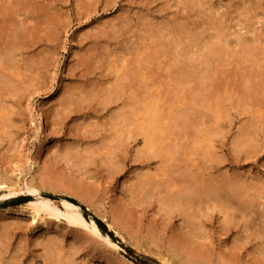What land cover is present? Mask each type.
Wrapping results in <instances>:
<instances>
[{
	"label": "rangeland",
	"instance_id": "obj_1",
	"mask_svg": "<svg viewBox=\"0 0 264 264\" xmlns=\"http://www.w3.org/2000/svg\"><path fill=\"white\" fill-rule=\"evenodd\" d=\"M8 1V2H7ZM13 1H15V2H13V5L11 4V2H12V0H10V3H9V0H0V19L2 20V21H0V29L1 30H3V32H2V34H0V52H1V50L3 49V47H4V43H2L1 44V42H5L6 40H9V37H7V36H11V35H13L14 33H16V35L17 36H19L18 38H17V42L18 41H21L22 43H24V45L23 44H20L19 43V45H17L16 47H15V49H16V51H15V53H13L12 55L14 56L17 52V54L13 57V62H16L14 65H12V66H10V71H12V68H15L12 72H17L18 74L16 75V78H15V76H14V79L17 81L20 77H19V75L21 76L22 75V78H23V75L25 76V79L27 80V79H31V80H29V82L28 81H26V80H24V78L22 79V78H20V79H22L21 81L24 83V84H22V82L19 84V88H24L25 86L27 87H25L24 88V90H22V91H20V92H18V96L17 95H13V96H11V97H9V99L8 100H3V101H7V102H2L3 104H5L6 105V108H5V105H4V107L1 105L2 103H0V115L1 114H3V113H6V114H8L9 113V117H8V121L7 122H4V123H6V124H4V125H2L3 123L2 122H0V125L2 126H0V174L2 175V173L1 172H3L4 173V175H6V174H8V175H6V177L8 178V179H12V178H14V179H12L11 181H10V184L9 185H12L11 187H20L21 185H23V183L25 184V183H28V181H30V180H32L33 181V183H35L36 184V187H37V185H40V186H38V188H39V195L41 194L42 195V197H45V198H49V199H51V200H54V201H56V204H57V201H59L60 199H65L66 198V200L67 199H73L74 201H76V204L78 205V206H80V211H81V213L83 214V213H85L83 216L84 217H86V219H93L94 221L95 220H98L100 223H102L103 224V226H104V228H102V229H100V231L102 232V233H106V234H108V236L110 237V239L113 241V242H115L117 245H118V249H113L112 247H110V246H107V245H105L104 243H102V241H99V240H97V242H96V239H92L90 236H88L87 238H83V236L85 235V233H84V231H82L81 229H78V228H75V227H72L71 225H68L67 223H66V220L63 218V217H58L57 219L56 218H53V217H49L48 215H42V214H40V215H42L41 216V218H40V215H39V217L37 218V217H35L34 219H32V216H31V213H30V211L31 210H29V207L27 206V203H28V201L29 200H33L34 198H36V196H28V195H24L23 193L22 194H19L18 195V199L16 198V199H14V196H4V197H1V196H3V194H5L7 191H6V189L5 188H0V229H1V227H2V224H1V222L4 220V219H6L7 217L9 218V219H11L10 221H13L11 224L12 225H10V227H12V228H9V230H11L10 231V233H8V238L6 239V245H7V254H6V258H8L9 256H11L12 254H9V252L11 253V249L15 246H17V248L19 249V248H24V246L26 247V253H25V256H23V257H17L18 259L20 258L21 259V264H39V263H41V264H43L44 263V261H43V258H42V252L44 251V249H43V247L45 248V246L47 245V243L48 244H50L51 243V241L52 242H54L55 241V239H56V243H55V245H58V248L57 249H59V251H57L58 253L56 254L55 252H54V254H53V257H51V258H49L50 260H52V259H55V257L54 256H56V259L55 260H57L58 261V259H59V261L58 262H63L64 261V259L67 261V263L68 264H108L107 263V260L109 261V264H186V262H183L184 261V259H185V261H186V259L188 258V263L187 264H228V263H230V264H252L253 262H256V261H258V260H260L261 259V261H263V263H264V260H263V258H264V255H263V252L262 251H264V234L262 233V231L264 232V225H263V223H264V215H261V213L262 212H264V195H263V191H262V188L264 187V144L262 143L264 140V127H262V126H264V122H262V121H264V116H263V111H264V102H263V104L262 103H260L259 101H255V100H253V99H249L248 98V95H246V94H244L243 95V91H242V88H244L245 86L244 85H242L243 84V78H241L242 80H239L240 79V76H244L243 75V69H241V68H243L244 66H243V64H241L242 66H240V64L238 63L240 60H239V55H234V56H232V57H234L233 59H232V57L231 56H229V58H227V57H225V55H224V58L221 60L222 62H220V61H218L216 58H213V57H210L209 58V56H211L210 54H208V51L209 50H211L210 48H212V49H215L214 47V45L213 44H215L216 46H218L219 44L218 43H223V40H221L222 38H223V36L225 37L226 35V33H228V36H226L227 38L228 37H232L233 38V36H234V38H236V36H237V38L236 39H231V37H230V39H228L229 40V46H230V48H226V46H224V44L223 45H221L220 46V51H224L225 49H231V48H234V47H232V44H233V46H235L236 44H234V42H236L237 40H238V37H241V35L242 34H245L246 32V34H245V36L247 35V37H248V39L250 38V36L253 38V37H255L256 38V34H261V35H258V37H260V36H262V34H263V36H264V1L263 0H245V2L243 1V0H233L232 2H231V0H209L208 2L207 1H203V0H192V1H190V0H185L186 2H184V0H152V2H151V0H139V2H141V4L140 3H137L138 2V0H27L26 2H25V0H13ZM19 1H22V2H19ZM38 1H40V2H38ZM47 1H49V4H47L48 2ZM136 3H135V2ZM154 1V2H153ZM161 1V2H160ZM170 1V2H169ZM172 1V2H171ZM175 1V2H174ZM182 1V2H181ZM190 1V2H189ZM207 2V4L206 5H204V6H202V4L201 3H203V2ZM210 1H211V3H210ZM261 3V5H260V3ZM263 3H262V2ZM18 2V3H17ZM38 2V3H37ZM53 2H54V4L56 3V5H54L53 4ZM134 2V3H133ZM146 2V3H145ZM157 2V3H156ZM188 2V3H187ZM192 2V3H191ZM199 2H201V3H199ZM254 2V3H253ZM256 2V3H255ZM3 3V4H2ZM11 4L10 6H12L11 8L9 7V6H7V5H9V4ZM29 4L30 6H28L27 4ZM31 3V4H30ZM34 3H36L37 5L35 6V4ZM42 3V6L40 5ZM52 3V4H51ZM143 3H144V5L145 6H148L147 8L143 5ZM149 3H151V5L149 4ZM155 3V4H154ZM168 3V4H167ZM174 3H176V4H174ZM182 3H184V4H182ZM191 3V4H190ZM231 3H234V4H237L236 6H237V8H236V6L234 5V4H231ZM239 3H242V4H239ZM244 3V4H243ZM248 3V4H247ZM250 3H251V9H250ZM24 4V5H23ZM26 4V5H25ZM32 4L34 5V7L36 8H33V10H34V12L32 11ZM45 4V5H44ZM139 4V5H138ZM153 4H154V6H153ZM164 4H165V6H164ZM170 4V5H169ZM174 4V5H173ZM180 4H182L181 5V9L180 8H178V6H180ZM194 4H196V5H194ZM201 4V5H200ZM204 4V3H203ZM213 4H214V9L213 8H211L212 6H213ZM247 4V7L245 6ZM252 4H254V5H252ZM16 5H18L19 7H17ZM48 5L50 6V7H52L51 9H50V11L52 10L53 11V8H54V10H55V13H53L52 11V13L50 12L49 13V8L50 7H48ZM167 5H169V6H167ZM192 7H190V6ZM212 5V6H211ZM231 5V6H230ZM238 5L239 6H243V13H242V9H241V7H238ZM258 5V6H257ZM261 7H260V6ZM20 6H21V8H20ZM24 8H23V7ZM26 6V7H25ZM40 6H41V8L43 9L44 7H47V10H48V12H47V10L45 11V13H43L44 12V10H43V12H42V9L40 8ZM44 6V7H43ZM55 6H57L56 8H55ZM84 6V7H83ZM159 6V7H158ZM167 6V7H166ZM174 6H177V7H175V8H173ZM187 8H186V7ZM255 6V7H254ZM2 7H3V9H2ZM6 9H8V10H6L5 11V8ZM9 7V8H8ZM152 7V8H151ZM165 7V8H164ZM168 7H169V9H168ZM188 7L192 10V11H190L189 9H188ZM197 7H199L198 9L200 10H198L197 9ZM209 7V8H211V9H208L207 10V8ZM246 7V8H245ZM263 7V8H262ZM31 8V9H30ZM41 10H39V9ZM177 8V9H176ZM186 8V9H185ZM236 8V9H235ZM253 8V9H252ZM260 8V10H258V11H256L257 9H259ZM11 9H13L12 11H10ZM17 9H18V11H17ZM21 9H24V10H21ZM154 9H156V10H158V11H156V10H154ZM161 9H163V10H165V11H162ZM171 9V10H170ZM229 9V10H228ZM241 9V10H240ZM256 9V10H255ZM15 10V11H14ZM28 11V14L26 13L25 14V11ZM143 10V11H142ZM147 10V11H146ZM180 10H183V11H180ZM196 10V11H195ZM203 10V11H202ZM209 10H211V11H213L212 13H211V11H210V13L208 14H206V16H204L205 15V13L206 12H208ZM248 10V11H247ZM249 10H251V11H249ZM262 10H263V12H262ZM10 11V12H9ZM17 11V12H16ZM33 12V14H37L38 13V15H40V16H38V15H36L35 14V16L32 14V13H29V12ZM56 11H57V13H56ZM159 11H161V13L159 12ZM171 11V12H170ZM193 11H195V14H194V12ZM216 11H218V14L216 13ZM241 11V12H240ZM248 12V13H246V12ZM6 12H8V14H6ZM12 12V13H11ZM19 12H20V14H19ZM47 12V13H46ZM123 12V14L122 15H124L123 16V18L122 17H120L121 16V13ZM125 12V13H124ZM149 12V13H148ZM153 12V13H152ZM156 14H155V13ZM166 12H167V14H166ZM169 12H170V14H169ZM187 12V13H186ZM204 14H203V13ZM224 12V13H223ZM227 12H229V13H227ZM231 12V13H230ZM253 12V13H252ZM255 12H258V13H256V15H255ZM17 15H16V14ZM42 13V14H41ZM137 13H139L138 14V16L136 15ZM183 13V14H182ZM185 13V14H184ZM200 13V14H199ZM239 13V14H238ZM242 13V14H241ZM261 13V14H260ZM12 14V15H11ZM19 14V15H18ZM43 14H44V17L45 18H43ZM131 16H130V15ZM150 14V15H149ZM162 14V15H161ZM179 14H180V16H179ZM186 14H188V15H186ZM202 14H203V19H206V20H204L203 22H202ZM213 15V16H209V15ZM222 14V15H221ZM249 14V15H248ZM251 14H252V17L253 18H255V19H253L252 17H251ZM258 14V15H257ZM24 17V18H26V20L25 19H20V18H18L19 16L20 17H22V16ZM46 15H48V16H46ZM49 15H51V16H49ZM133 15V16H132ZM137 17H136V16ZM140 15V16H139ZM164 15V16H163ZM193 15V18L191 17V16ZM251 17L250 19L252 20H249V17ZM18 16V17H17ZM38 16V17H37ZM53 16H55V17H53ZM117 16H119V17H117ZM127 16H128V20L130 21V22H128L127 20H125L126 18H127ZM154 16V17H153ZM162 16V17H161ZM183 16V17H182ZM214 16H216V17H214ZM219 16H220V19H219ZM225 16V17H224ZM245 16V17H244ZM260 16V17H259ZM15 17V18H14ZM22 17V18H23ZM48 17H49V19H48ZM124 17H125V19H124ZM136 17V18H135ZM149 17H150V19H149ZM175 17H177V18H175ZM198 17V18H197ZM205 17H209V21L210 20H212V22H214L215 21V23H208L207 22V18H205ZM210 17H211V19H210ZM212 17H214V18H216L215 20L214 19H212ZM243 18V20H244V22H243V20H242V18ZM14 18V19H13ZM52 18V19H51ZM153 18V19H152ZM183 18H185V19H183ZM187 18V19H186ZM189 18H191V19H189ZM239 18V19H238ZM257 18L259 19V22H258V20H257ZM28 19H30L29 21H28ZM57 19V20H56ZM124 19V21H122ZM136 19H138V20H136ZM144 19V20H143ZM148 19V20H147ZM165 20V22L163 21V20ZM168 19V20H167ZM174 19V20H173ZM177 19V20H176ZM181 19H182V22H181ZM200 19V20H199ZM218 19V20H217ZM225 19V20H224ZM246 19H248V20H246ZM44 20H46V22H44ZM114 20H115V22H114ZM122 22H120V21ZM140 20V21H139ZM146 20V24L144 23V21ZM158 20H159V22H161V23H159L158 22ZM172 20V21H171ZM189 20V21H188ZM198 20V21H197ZM219 20H221V21H219ZM224 20V21H223ZM253 20H256L257 21V24H256V22L255 21H253ZM9 21V22H8ZM11 21V22H10ZM15 22L16 23V25H15V23H13V22ZM24 21V22H23ZM34 21H35V23H37V24H34ZM43 21V22H42ZM50 23V24H52V26H49L47 23L48 22ZM51 21V22H50ZM55 21H57L56 22V24H55ZM117 21H119L120 23H118ZM139 21V22H138ZM148 21V22H147ZM168 21V22H167ZM175 21V22H174ZM192 21V22H191ZM238 21H239V23H238ZM248 21H251V23L250 22H248ZM260 21H262V22H260ZM18 22H19V25H18ZM26 22V23H25ZM116 22H117V24H116ZM128 22V23H127ZM133 22H134V24H133ZM141 22V23H140ZM151 22L152 23H154V24H151ZM183 23V24H181V23ZM203 23V25L204 26H202V23ZM207 22V23H206ZM217 22V23H216ZM220 23V25H221V27H220V25H219V23ZM226 23V25H225V23ZM28 23V24H27ZM46 23V24H45ZM109 23V24H108ZM132 23V24H131ZM138 23V24H137ZM147 23H148V25H147ZM168 23V24H167ZM169 23H171V24H173V28H171V24H169ZM198 23L200 24V25H198ZM206 24V26H205V24ZM222 23H224V25H222ZM254 23V24H253ZM259 23V24H258ZM261 23H263V25H261ZM11 24H12V26H13V24H14V27H12L11 28ZM54 24V25H53ZM58 24V25H57ZM110 24H112V25H110ZM158 24V25H157ZM174 24H175V26H174ZM186 24V25H185ZM196 24V25H195ZM207 24H209V26L207 25ZM216 24H218L217 26H218V28L219 29H221V30H219V29H216L215 30V28H217V26H216ZM227 24L229 25V26H227ZM249 24V25H248ZM250 24H251V26H250ZM46 25H47V27H46ZM122 25V26H121ZM140 25V26H139ZM155 25H157V28H154L155 27ZM167 25V26H166ZM210 25H212V26H210ZM243 28H241L240 26ZM243 25H245L244 27H243ZM248 25V26H247ZM253 25H256L255 27H257L256 29H255V27L253 26ZM3 26V27H2ZM5 26H6V29H5ZM7 26H9V27H7ZM18 26H20V27H18ZM24 26V28H22L21 29V27H23ZM26 26H28L29 28V31L28 30H26ZM32 26V27H31ZM40 26H42V27H40ZM57 26H58V28H57ZM108 26H110V27H108ZM111 26H113V29H112V27ZM125 26H128V27H125ZM137 26V27H136ZM145 26H149L148 28L147 27H145ZM164 26L165 27H167V28H164ZM186 26V27H185ZM198 26H199V29H203L202 31L200 30L199 31V29H198ZM203 28H202V27ZM208 26V27H207ZM254 27V28H252V30L254 29V31L255 32H252V34H251V28L250 27ZM261 26H263V28L261 27ZM26 27V28H25ZM38 27H40V29H41V34L39 33V31H38ZM44 27V28H43ZM49 27V28H48ZM122 27V28H121ZM136 27V28H135ZM145 27V28H144ZM151 27V28H150ZM161 27V28H160ZM170 27V28H169ZM176 27H178V29H176ZM192 27V28H191ZM195 27V28H194ZM201 27V28H200ZM207 27V28H206ZM214 28L213 30H211V31H213L212 33L210 32L209 33V35H207L205 32L207 31V33L209 32V30L211 29V28ZM223 27H225V28H223ZM240 27V28H239ZM248 27V28H247ZM34 30H33V29ZM37 30H36V29ZM43 28V29H42ZM110 28V29H109ZM117 28H120V30L119 29H117ZM134 28H135V30L137 31V33L139 34V38H138V34L136 33V31L134 30ZM148 30H147V29ZM154 28V29H153ZM185 28V29H184ZM208 28H210V29H208ZM228 28V29H227ZM239 28V29H238ZM5 29V30H4ZM9 29V31H7ZM15 29V30H14ZM22 30V31H20V30ZM24 29V30H23ZM51 29H52V31H51ZM57 30L56 32L54 31V30ZM98 29L100 30V32L98 31ZM105 29H108V31H106ZM112 29V30H111ZM121 29H123L122 31L123 32H121ZM124 29H127V30H124ZM156 29H158V30H156ZM164 29V30H163ZM167 29V30H166ZM170 29V30H169ZM187 29V30H186ZM195 29V30H194ZM197 29H198V31H199V33L197 32ZM223 29V30H222ZM226 29L227 30H229L228 32L226 31ZM245 29H247V31L245 32L244 30ZM249 29V30H248ZM263 30V32L261 31H259V30ZM1 30H0V33H1ZM33 30V31H32ZM46 30V31H45ZM117 30H119L118 32H117ZM139 30V31H138ZM144 30H146L147 31V33H143V31ZM164 32H163V31ZM179 30V31H178ZM182 30V31H181ZM193 30V31H192ZM239 30V31H238ZM21 32V34L22 33H24V34H22V36L24 37H22L21 36V34L19 33V32ZM35 31H36V34H35ZM42 31H43V35L45 36H43L42 35ZM47 31H48V33H47ZM105 31V32H104ZM112 31H115V32H112ZM126 31V32H125ZM133 31V32H132ZM152 31V32H151ZM165 31H166V34H165ZM168 31H170L169 33H168ZM175 31V32H174ZM194 31H196V33L194 32ZM218 31H220L219 32V36H220V38H217V34H218ZM222 31V32H221ZM239 32V34L237 33V32ZM257 31H259V33H257ZM11 34H10V33ZM32 32V33H31ZM33 32H34V34H33ZM38 32V33H37ZM46 32V33H45ZM56 34H55V33ZM96 32V33H95ZM98 32V33H97ZM110 32V33H109ZM125 32V33H124ZM129 32V33H128ZM135 32V33H134ZM155 33L154 35H150L149 36V34L148 33ZM162 32H163V34H165L166 36L168 35V34H170V35H168V37H166L165 35H163L162 34ZM179 32V33H178ZM185 34H184V33ZM187 32V33H186ZM214 32H216V33H214ZM234 32H235V35H234ZM4 33V34H3ZM9 33V34H8ZM19 33V34H18ZM29 33V34H28ZM92 33V34H91ZM113 33L114 34H116L115 36L113 35ZM132 33V35H130ZM134 33V34H133ZM168 33V34H167ZM199 34L198 36L197 35H194V36H192L193 34ZM205 33V34H204ZM221 33V34H220ZM224 33V34H223ZM233 33V34H232ZM52 34H54V36L52 35ZM98 34H99V38H98ZM102 34V35H101ZM109 36V38H108V36ZM179 35L178 37H177V35ZM187 34V35H186ZM190 34V35H189ZM201 34L203 35V36H201ZM213 34V35H212ZM250 34V35H249ZM255 34V35H254ZM2 35H3V37H2ZM48 35L49 36H51L50 38L48 37ZM56 35V36H55ZM84 35V36H83ZM90 35H95L94 37H92V36H90ZM105 35V36H104ZM114 36V37H111V36ZM120 35V36H119ZM204 35H205V37H204ZM210 35H211V37H210ZM214 35H215V39L213 38L214 37ZM223 35V36H222ZM32 36H34V37H32ZM42 36V37H41ZM59 36V37H58ZM118 36V37H117ZM122 36V37H121ZM140 36H142L141 37V39H140ZM175 38H174V37ZM180 36H182V38H183V40H181V43L183 44V43H185L186 45L184 46V45H182V52H184V51H186V52H190L189 53V55H187L188 57L187 58H182V57H180L179 59L177 58V57H179V56H177L175 59H174V61L172 62V60H173V58L175 57V56H173V55H169L168 53H169V45H167V44H169L170 43V41H173L172 39H177L178 40V38L180 37ZM184 36H186V37H184ZM206 36H207V39H206ZM244 36V35H243ZM20 37H22V39H27V37H28V39H27V42H30V40H31V42L30 43H32L33 42V44H31V46H30V44L28 43V45H27V42H25L26 41V39L25 40H22ZM37 37V38H36ZM39 37V38H38ZM57 37V38H56ZM83 37V38H82ZM85 37H88V38H85ZM91 37V38H90ZM105 39H103V38ZM130 38V39H126V38ZM147 39H146V38ZM148 37H149V39H148ZM156 37V38H155ZM164 37H166V39H164ZM191 37V38H190ZM196 38V40H195V38ZM201 37V38H200ZM211 39H210V38ZM225 37V38H226ZM247 37H244V38H247ZM2 38V39H1ZM11 38V37H10ZM92 38H93V41H92ZM95 38H97L96 39V41L94 40ZM116 38V39H115ZM124 38H125V40H124ZM158 38V39H157ZM168 38H170V41L169 42H167L166 40H168ZM185 38L187 39V40H185ZM194 38V39H193ZM198 38V39H197ZM204 38V39H203ZM208 38H209V40L211 41V44H210V42H208L209 40H208ZM251 38V39H252ZM5 39V40H4ZM45 39V40H44ZM47 39V40H46ZM55 39V40H54ZM118 39H121V41L120 40H118ZM136 39H138L137 41H135ZM152 39V40H151ZM155 39V40H154ZM181 39V38H180ZM192 41H190V40ZM203 39V41H201ZM213 39L215 40V41H213ZM219 39L221 40V41H219ZM263 39H264V37H263ZM263 39H261L260 38V40L261 41H263ZM2 40V41H1ZM12 40V39H11ZM56 40H58V41H56ZM81 40V41H80ZM86 40V41H85ZM125 42H124V41ZM132 40H134V41H132ZM140 40V41H139ZM143 40H144V42H143ZM154 40V41H153ZM156 40H159V41H156ZM190 42H189V41ZM198 40V41H197ZM199 40H200V42H199ZM208 40V41H207ZM218 40V41H217ZM234 40V41H233ZM48 41V42H47ZM53 41V42H52ZM79 41V42H78ZM109 43H111V45H107V42ZM130 41H132L133 43H137L136 44V46H134L133 47V44L131 43V46H130V44H128V43H130ZM152 41V42H151ZM156 41V43H154L153 44V42H155ZM183 41V42H182ZM196 41L198 42L197 44H196ZM217 41V42H216ZM232 41V42H231ZM43 44H42V43ZM52 42V43H51ZM77 42V43H76ZM83 42V43H82ZM97 42V43H96ZM104 42V43H103ZM106 42V43H105ZM120 42V43H119ZM121 42H122V44H121ZM125 43V45H123L124 43ZM140 42V43H139ZM147 42L149 43V44H147ZM166 42V43H165ZM187 42H189V43H187ZM204 42V43H203ZM205 42H206V44H207V46L206 45H204L205 44ZM214 42V43H213ZM264 42V41H263ZM263 42H259V44L261 45H264V43ZM26 43V44H25ZM54 43V44H53ZM82 45H81V44ZM99 43V44H98ZM109 43V44H110ZM195 43V44H194ZM201 44L200 45V47H199V45L198 44ZM213 43V44H212ZM232 43V44H231ZM78 44V45H77ZM119 44V45H118ZM134 44V45H135ZM145 44H147V45H145ZM156 44V45H155ZM159 44V45H158ZM161 44V45H160ZM193 46H192V45ZM2 45V46H1ZM21 45V46H20ZM26 45V46H25ZM91 45V47H89ZM99 45H100V47H99ZM114 45V46H113ZM122 45L124 46V47H122ZM142 45V46H141ZM149 45H151V46H149ZM162 45H163V47H162ZM188 45H190V47H192V48H190V47H188ZM195 45H197V46H195ZM214 47H213V46ZM19 46V47H18ZM23 46H25L24 47V51L22 50V48H23ZM46 46H47V48H46ZM54 46V47H53ZM78 46H79V48H78ZM99 48H97V47ZM103 46V47H102ZM121 46V47H120ZM138 46V47H137ZM184 46V47H183ZM186 46H187V48H186ZM205 46H206V48L207 49H205ZM210 46V48H208ZM28 47H30V48H28ZM32 47V48H31ZM46 48V49H44V48ZM99 50V52L97 51H95V50H97L96 48ZM109 47H112V49L113 50H111V48H110V50L112 51H110L109 50ZM127 47H129V50H128V48ZM133 47V48H132ZM137 47V48H136ZM147 47H153V49H150V48H148L147 49ZM159 47H160V49H159ZM201 47H203L202 48V50H201ZM19 48V49H18ZM41 48V49H40ZM107 48H108V50H107ZM118 48V49H117ZM123 48V49H122ZM135 48V49H134ZM154 48H156V49H154ZM168 48V49H167ZM184 48H186V49H184ZM195 48H197L196 50H195ZM200 48V49H199ZM236 49H238L237 48V45H236V47H235ZM43 49V50H42ZM48 49H49V52H48ZM51 49V50H50ZM106 50V51H104V50ZM115 49L117 50V51H115ZM138 51H137V50ZM144 49H146V50H144ZM162 49V50H161ZM165 49V50H164ZM167 49V50H166ZM184 49V50H183ZM192 49V50H191ZM222 49V50H221ZM23 52H22V51ZM41 50H42V52H41ZM86 50V51H85ZM102 50V51H101ZM119 50V51H118ZM121 50H122V53H121ZM135 50V51H134ZM150 50H152V51H150ZM159 50L161 51V52H159ZM228 50H225L226 52L228 51ZM234 50V49H233ZM52 51V55H53V57H52V55L50 54V52ZM54 51V52H53ZM94 51V52H93ZM129 51V53H127L126 54V52H128ZM145 51H146V54H145ZM155 51V52H154ZM197 51V52H196ZM202 51V52H201ZM218 51V50H217ZM46 52V58H47V56H48V58L47 59H45V55H44V53ZM47 52H48V54H47ZM83 52L84 53H86L87 55H88V57L90 56V57H94V60H92V61H94L95 62V58L96 59H101V57H103L102 59H101V63H104V64H102V67H103V69H99V68H102L101 66L100 67H97V66H95L94 65V63L92 62V64H93V67H92V65H91V62L89 63L90 65V67H92L91 69H97L96 71H95V69H94V71H92V72H90L91 74H92V77H91V74L90 73H86V68L84 69V68H82V67H74L73 65L75 64V66H77L76 64H77V62L75 61V60H78V64L79 63H81L82 64V62H86L87 60H89V58L87 59H85V56H87L86 54H83ZM103 54H102V53ZM107 52H109V53H107V55H106V53ZM110 52H111V54L112 55H108V54H110ZM115 52H117V53H115ZM119 52V53H118ZM140 52V53H139ZM142 52H143V54H142ZM151 54H150V53ZM194 52V53H193ZM201 52V53H200ZM204 52V53H203ZM36 53V54H35ZM100 53V54H99ZM114 53L115 54H117V55H114ZM122 54V56H121V54ZM155 53H157V54H163L162 56H160V55H155ZM164 53H166L167 54V56H166V54H164ZM205 53H207V54H205ZM219 51L216 53V54H213L212 56H215V55H217V57L218 56H220L219 54ZM229 53V52H228ZM20 54V55H19ZM24 54H25V56H24ZM38 54V55H37ZM49 54H50V56H49ZM81 54V56H79ZM98 54V55H97ZM119 54V55H118ZM130 54H132V55H130ZM146 56H145V55ZM191 54V55H190ZM195 54H196V56H195ZM198 54V55H197ZM199 54H201V56L199 55ZM18 55V56H17ZM22 55V56H21ZM34 56V58L32 57V56ZM37 55V56H36ZM44 55V56H43ZM77 55V56H76ZM85 55V56H84ZM101 55V56H100ZM104 55V56H103ZM125 55V57H123ZM128 55V56H127ZM130 55V56H129ZM142 55H144L145 56V59L146 58H148V56H151L150 58H148V59H146V62L143 64V59H144V56L142 57ZM153 55V56H152ZM204 55V56H203ZM207 55V56H206ZM31 56V57H30ZM117 56H119L120 57V59L119 58H117ZM156 56H157V58H156ZM191 56H192V58H191ZM222 56H223V52H222ZM17 57H20V58H17ZM23 57L25 58V59H29V57L31 58V59H29V60H27V61H24V63L22 62L24 59H23ZM43 57V58H42ZM79 57H80V59H79ZM85 59V60H83V58ZM106 57H110L109 59L108 58H106ZM122 57V58H121ZM158 57H163L164 58V60H162L161 58H158ZM194 57H197V58H194ZM206 57H208L209 59H210V61L211 62H215V64H214V66L212 65V71H211V73L209 74V75H212V80L211 81H213L214 82V85L215 86H213L212 87V85H213V83L210 81V82H208V83H205V81H203V80H200V79H203V78H200V77H197L198 76V74L200 75V73L199 72H207L206 70H205V68L203 67L205 64L203 63V61L205 60L204 58ZM230 57H231V59H230ZM236 57H238V60H237V58ZM16 58V59H15ZM36 58V59H35ZM38 58H40V59H38ZM51 58H53L52 60H51ZM75 58H77V59H75ZM82 58V59H81ZM116 58H117V60H120V61H116ZM130 58L133 60V61H130ZM141 58V59H140ZM168 60H166V59ZM222 58V57H221ZM225 58H227V64H225L224 62H225ZM23 59V60H22ZM32 59H34L35 61H37L36 63L38 64V67H37V65H34V64H36L35 63V61L34 60H32ZM44 59V60H43ZM58 59V60H57ZM104 59V60H103ZM107 59H108V61L111 59V63L109 64L108 62H106L107 61ZM115 60L116 62L114 63V61L113 60ZM121 59L123 60V62L121 61ZM153 59H155L154 60V63H153ZM158 59H160V60H158ZM183 60V62H182V60ZM188 59V60H187ZM190 59V60H189ZM201 59V60H200ZM203 59V60H202ZM225 59V60H224ZM231 60L230 62H231V65L229 64L230 62H229V60ZM22 60V61H21ZM30 60L32 61V63L30 62ZM49 60H51V63H49V65H48V63H47V61L48 62H50ZM80 60H81V62H80ZM83 60V61H82ZM124 60H126V61H124ZM148 60V61H147ZM150 60V61H149ZM178 60V61H177ZM185 60H187L186 62H185ZM237 60V61H236ZM18 61V62H17ZM22 62V63H20V62ZM58 61V62H57ZM89 61H91V58H90V60ZM89 61H87V62H89ZM130 61V67L128 66V62ZM158 61H160L159 63H158ZM169 61H170V63H169ZM189 61V62H188ZM192 61V62H191ZM218 61V62H217ZM242 61V60H241ZM10 62V63H9ZM29 62L31 63V64H29ZM110 62V61H109ZM133 62V64L134 63H136V62H138L139 64H137V65H139V66H137L136 67V69L135 70H132V69H128V67L129 68H133L134 66H136V64L133 66V64L131 65V63ZM148 62H151L150 63V65H152V66H154L155 64H158V68L160 67V66H162V65H159V64H164V66H162V67H160L159 69L157 68H154V69H151L150 70V68L152 67V66H150V68L148 67L149 66V63ZM163 62V63H162ZM176 62V63H175ZM177 62L179 63V62H181L178 66L181 68L182 67V69H180V70H183V71H186L185 73L188 75H186L185 73H183V74H185L184 75V77H186V78H188L187 80L188 81H186V82H184L183 84H181V83H179L182 79H178V73H179V67L178 66H176L177 65ZM188 62V63H187ZM198 62H200V63H198ZM210 62V63H211ZM6 63H8V64H12L11 63V61H10V59H9V61L8 62H6ZM28 63V64H27ZM52 63H54L53 65H51ZM58 63V64H57ZM97 63H98V61H97ZM117 63H118V65H117ZM121 63H125V64H122V65H120V68H119V64H121ZM186 63V64H185ZM194 63L195 65H196V67H195V65L193 66L192 64ZM216 63H217V65H216ZM219 63H221V64H219ZM237 63V64H236ZM19 64V65H18ZM24 65L25 66V64H27V65H34V66H31L32 68L33 67H35L36 69L34 70V68L32 69L30 66L28 67H26L25 69H24V67H22L21 65ZM108 64L109 65H111L110 67H108ZM170 64V65H169ZM171 64H173V69H172V67H170V66H172ZM191 64V65H190ZM219 64V65H218ZM225 64V65H224ZM239 64V65H238ZM47 65V66H46ZM113 65V66H112ZM142 65H145L146 67L145 68H143V66ZM169 65V66H168ZM184 66V68L186 69V68H188V69H186V70H184V68H183V66ZM198 65V66H197ZM216 65V66H215ZM221 65V66H220ZM228 65V66H227ZM238 65V66H237ZM19 66V67H18ZM73 66V67H72ZM78 66H80V65H78ZM95 66V67H94ZM116 66H118L117 68H112L111 70L109 69V68H111V67H116ZM142 66V67H141ZM188 66V67H187ZM223 66V67H222ZM19 69H18V68ZM43 68L42 70H44V72H45V74L44 73H42L41 71H40V69L41 68ZM48 67V68H47ZM90 67H89V69H90ZM124 67V68H123ZM166 67V68H165ZM191 67V68H190ZM193 67V68H192ZM217 67V69H215ZM218 67H219V69H218ZM221 67H222V69H221ZM224 67H227V68H229V69H225ZM236 67H238V68H236ZM28 68H31V70H29V71H26V70H28ZM46 68V69H45ZM55 68H58V69H55ZM77 68H79V69H76ZM119 68V69H118ZM172 70H171V69ZM177 68V69H176ZM253 68V69H252ZM17 69V70H16ZM21 69H23V72L22 73H20V71H22ZM48 69V70H47ZM49 69H50V71H49ZM82 69V70H81ZM105 69V70H104ZM115 69H118V70H120V71H122V70H126V69H128V70H126L127 72H128V74H127V72H125V75H128L129 76V80H126V81H123L122 79L119 81V83H120V85H125V86H123V89H122V87H121V95H120V97L121 98H119V99H116V100H111L110 102L112 103V104H107V106H103V105H101L100 107L98 106H96L95 104H96V102L94 101V100H96L98 97H101V95L103 94V93H105L104 94V96L107 94V92L109 91V88L110 87H112V85L111 84H114L115 83V78H114V81L112 80L113 79V77H115L114 76V70ZM156 69V70H155ZM204 69V70H203ZM214 69L216 70V72L214 71ZM238 69V70H237ZM240 69L242 70V71H240ZM250 69H252V70H250ZM1 70V69H0ZM81 70V71H80ZM100 70V71H99ZM102 70H104L105 72H107V73H101V72H104V71H102ZM155 70V72H153V71ZM161 70H163V72H161ZM165 70H169L168 72L166 71L165 72ZM193 70V71H192ZM197 71V73H196V71ZM221 70V72H219V71ZM223 70H226L225 72H227V74L229 75H227V74H223V73H225ZM228 70V71H227ZM233 70H235V71H233ZM248 72H246V74H248L250 77H248L249 79L251 78V80H250V82L248 81L249 79L248 78H246V81H247V83H249V85L250 86H252V84H253V82L254 81H256L257 79L255 78L256 76L254 75L255 74V70H256V67L254 66V67H251V66H249L248 65V67H247V69H246ZM2 71V72H1ZM0 71V75L2 74H4V72H3V70H1ZM25 71H26V73H25ZM72 71H74V72H72ZM75 71H77V74L75 73ZM134 71H137L136 73L134 72ZM146 71V72H145ZM152 71V72H151ZM159 71V73L157 74V72ZM187 71H188V73H187ZM193 72V74H192V72ZM223 71V72H222ZM231 73H230V72ZM233 71V72H232ZM252 71H254V73L252 72ZM15 72V73H16ZM29 72V74H31L32 76H30L29 77V74H27ZM40 74H39V73ZM82 72H83V74H82ZM96 72V73H95ZM123 72V71H122ZM132 72V73H131ZM175 72H178V73H175ZM191 72V73H190ZM195 72V73H194ZM210 72V71H209ZM237 72V73H236ZM239 72H240V74H239ZM252 72V73H251ZM5 73H7V72H5ZM20 73V74H19ZM33 73V74H32ZM35 73V74H34ZM37 73V74H36ZM73 73H75V74H73ZM82 75H81V74ZM85 73V74H84ZM100 75H99V74ZM109 73V74H108ZM112 73H113V76H112ZM155 73V74H154ZM213 73V74H212ZM44 75V77H43V75ZM68 74V75H67ZM89 75V76H85V75ZM106 74V75H105ZM107 74L109 75V77H110V80H109V77L107 76ZM111 74V75H110ZM131 74L133 75V76H131ZM135 74V75H134ZM138 74V75H137ZM150 74V75H149ZM152 74V75H151ZM173 76H175V77H173ZM175 74V75H174ZM223 74V75H222ZM237 74L238 75H240L239 77L237 76ZM251 74V75H250ZM36 75H38V77H41V78H38ZM67 75V76H66ZM75 75H77V76H75ZM94 75V76H93ZM96 75V76H95ZM103 75H105V77L103 76ZM142 75H144L145 76V78L144 77H142ZM147 75H149L148 76V78H147ZM181 75V74H180ZM192 75V76H191ZM216 75V76H215ZM220 75H222V77L224 78H222ZM230 75H231V77L233 78V77H235V78H233L235 81H237V82H234V80H231V77H230ZM234 75V76H233ZM254 75V76H253ZM26 76H28V77H26ZM53 76V77H52ZM70 76V77H69ZM75 76V77H74ZM79 76V77H78ZM83 77V79L81 78V77ZM100 76H102V77H104V78H102V77H100ZM135 76H137V77H135ZM157 76V77H156ZM217 76H220L219 78H217ZM230 78V82H229V78ZM254 77V78H252V77ZM35 77V78H34ZM39 79V81H38V79ZM72 77V78H71ZM99 79H101V80H99ZM138 77H139V82H137L136 80H138ZM151 77V78H150ZM167 77H168V79H167ZM190 77V78H189ZM192 77H194L193 79H191ZM215 77V78H214ZM34 78V79H33ZM90 78V79H89ZM150 78V79H149ZM154 80H153V79ZM198 78V79H197ZM20 79L18 80V81H20ZM32 79H33V81H35L34 82V85L36 86H34L33 85V82H32ZM36 79V80H35ZM77 79V80H76ZM78 79H80L81 81H83V82H81L80 80L78 81ZM105 81V83H103L104 81ZM131 79H135V80H131ZM144 79H146V80H144ZM159 79V80H158ZM167 79V80H166ZM183 79H185V78H183ZM220 79V80H219ZM239 81H241V82H238V80ZM248 79V80H247ZM254 79V80H253ZM41 80V81H40ZM109 80V81H108ZM152 80V81H151ZM172 80V81H171ZM177 80V81H176ZM178 80H179V82H178ZM192 80V81H191ZM205 80V79H204ZM18 81L16 82L17 84H18ZM25 81L27 82V84L25 83ZM71 81V82H70ZM97 81V82H96ZM99 81V82H98ZM113 81V82H112ZM129 81H130V83L132 84H129ZM146 81H147V83H146ZM150 81V82H149ZM167 81V82H166ZM199 82V84H198V82ZM202 81V82H201ZM216 81V82H215ZM220 82V84L222 83V82H224L223 84H221V86H220V84L218 83V82ZM228 81V82H227ZM233 81V82H232ZM251 81H253V82H251ZM38 82V83H37ZM67 82V83H66ZM69 82V83H68ZM78 83V84H76V83ZM80 82V83H79ZM107 82V83H106ZM157 82V83H156ZM160 82V83H159ZM170 82H172V85H174V86H170ZM191 82V83H190ZM228 83V86H225L224 84L225 83ZM32 83V84H31ZM71 83H72V85H71ZM88 83V84H87ZM102 83V84H101ZM111 83V84H110ZM169 83V84H168ZM175 83H176V85H175ZM178 83V84H177ZM200 83H201V85H200ZM237 83H239V84H237ZM17 84H16V87H17ZM37 84H38V86L40 87V89L38 88V86H37ZM70 86H69V85ZM85 84H87V85H85ZM92 84V85H91ZM96 84V85H95ZM101 84V85H100ZM110 84V85H109ZM137 84V85H136ZM148 86H147V85ZM159 84V85H158ZM163 84H166V85H164L163 86ZM180 84H181V86H180ZM212 84V85H211ZM219 84V85H218ZM230 84H231V86H230ZM239 85V86H237V85ZM242 86H241V85ZM67 85V86H66ZM74 85V86H73ZM99 85V86H98ZM103 85V86H102ZM106 85H108V87H106ZM142 85V86H141ZM153 85V86H152ZM156 85V86H155ZM227 85V84H226ZM234 85V86H233ZM236 85V86H235ZM248 85V84H247ZM22 86H24V87H22ZM66 86V87H65ZM76 86H78V87H76ZM84 86V88H86L85 90H87V91H85L83 88H81V87H83ZM87 86V87H86ZM91 88H90V87ZM101 86V87H100ZM105 86V87H104ZM133 86H135L134 88H133ZM136 86H140V87H136ZM177 86V87H176ZM202 86V87H201ZM204 86V87H203ZM207 86L209 87L210 86V88H207ZM219 86V87H218ZM65 87V88H64ZM72 87H74V88H72ZM89 87V88H88ZM96 87V89L98 88V90L96 91V89H94ZM102 87H104V88H108L107 89V91H105L104 90V88H102ZM127 87V88H126ZM149 89H148V88ZM152 87H154V88H152ZM162 88V91H161V93H160V88ZM166 87H169V88H166ZM173 87V88H172ZM175 87H176V89H175ZM201 87V88H200ZM216 87V88H215ZM228 89H227V88ZM231 87H235V88H238V89H234V88H231ZM9 88V87H8ZM35 88V89H34ZM67 88H68V90H67ZM72 88V89H71ZM126 88V89H125ZM141 88V90L142 91H140L139 90V92H135L136 91V89L138 90V89H140ZM158 89V91H157V89ZM198 88H199V90H198ZM203 88V89H202ZM37 89H39V90H37ZM63 89H64V93H63ZM67 91H66V90ZM75 89V90H74ZM128 89V90H127ZM134 89H135V91H134ZM154 89V90H153ZM166 90V92H164L165 90ZM171 89H175L176 91H173V90H171ZM181 91H180V90ZM185 89V90H184ZM211 89V90H210ZM217 89H218V91H217ZM232 89H234V91H235V93L232 91ZM28 90V91H27ZM31 90V91H30ZM35 90V91H34ZM38 91V93H37V91ZM71 90V91H70ZM78 90V91H77ZM85 92H87L86 94H88L89 95V93H90V96H91V98H88V101H84V103H85V105L86 106H88L87 108H85V105L83 106V104L82 103H79L78 104V99H79V97H82L83 95H84V91ZM92 90V91H91ZM151 92H150V91ZM171 90V91H170ZM182 90H183V93H182ZM205 90V91H204ZM222 90L223 91V93H222V91L220 92V91ZM239 90V91H238ZM15 91H16V89H15ZM60 91H62V96H59V94L61 95V93H60ZM73 91H74V93H73ZM81 91H83L82 92V94H81ZM88 91H89V93H88ZM93 91H95L96 93L98 92V91H100V92H102V91H104V92H102V93H97V94H94L95 92H93ZM125 91H126V94H125ZM130 91V92H129ZM135 92L136 94H134L133 92ZM146 91V92H145ZM152 91H156V93L155 92H153V94H152ZM189 91V92H188ZM196 91L198 92L197 93V95H196ZM202 93H201V92ZM208 91V92H207ZM214 91H216V92H214ZM236 91H238L242 96H240V94L238 93V92H236ZM28 92V93H27ZM67 92V93H66ZM141 92V95H139L138 93H140ZM145 92V95H143V93ZM160 93L161 95H162V93L163 94H165V95H163V97L162 98H160L161 97V95L160 94H158V93ZM173 92H176V94H175V96H174V93ZM206 92V93H205ZM211 92H212V94H214V95H212V97L213 96H215V97H213V99H212V97L210 96L211 95ZM225 92V93H224ZM242 92V93H241ZM247 92V91H246ZM20 93V94H19ZM24 93V94H23ZM66 93V94H65ZM69 93V94H68ZM75 93H77V96H75V95H73V94H75ZM92 93H93V95H92ZM129 95H128V94ZM167 93V94H166ZM200 93L202 94V96H199L200 95ZM204 93H205V95H204ZM217 93H219V95L218 96H216V94ZM222 95H221V94ZM237 93V94H236ZM31 94V95H30ZM66 96H65V95ZM79 94V95H78ZM80 94L82 95V96H80ZM99 94V96H97ZM132 94V95H131ZM154 94H156V95H154ZM177 94H179L178 96H177ZM180 94H182L183 95V97H181V99L179 98L180 97ZM185 94V95H184ZM186 94H188V96L186 95ZM190 94V95H189ZM192 94H193V97H192ZM227 94V95H226ZM230 94H231V96H230ZM247 94H248V92H247ZM21 95V96H20ZM27 95H28V97H27ZM70 95V96H69ZM97 96V98H96V96ZM133 95H135L134 97H135V99H137L136 101H135V99H134V97H133ZM136 95H137V97H136ZM160 97H159V96ZM167 95H169V96H167ZM181 95V96H182ZM196 95V96H195ZM226 95V96H225ZM233 95H234V97L236 98H234V100H235V102H236V105H241L240 106V108H238V106H236V105H234L235 104V102H234V104H233ZM236 95V96H235ZM17 96V97H16ZM24 96H26V99H24L25 97ZM57 96H58V98L60 97V99H56L57 98ZM92 96L94 97L93 99H92ZM130 96V97H129ZM151 98H150V97ZM153 96H155V97H153ZM157 96V97H156ZM184 96H186V97H184ZM207 96H208V99H206L207 98ZM238 96V97H237ZM240 96V97H239ZM245 96V97H244ZM62 97V98H61ZM75 97H76V99H75ZM133 97V98H132ZM140 97V98H139ZM146 97L148 98V100H146ZM166 97V98H165ZM168 97V98H167ZM174 98V101L175 102H173V98ZM188 97V98H187ZM195 97V98H194ZM201 97V98H200ZM210 97V98H209ZM222 98L223 97V99H222V101H220L219 100V98ZM228 97V98H227ZM244 97V98H243ZM12 98V99H11ZM14 98H16V99H14ZM66 98V99H65ZM72 98V99H71ZM85 98V97H84ZM112 98V97H111ZM144 98V99H143ZM165 98V99H164ZM176 98V99H175ZM183 98V99H182ZM192 98H194V99H192ZM197 98V99H196ZM226 100H225V99ZM239 98V101H237V99ZM243 98V99H242ZM246 98V99H245ZM248 98V99H247ZM22 99H24V101L22 100ZM62 99V100H61ZM90 99V100H89ZM99 99V98H98ZM127 99L128 100H130V106H132L131 108L132 109H130V107H129V105H128V108H127V104H129L128 102H127ZM161 100V101H158V100ZM163 99V100H162ZM172 99V100H171ZM199 99V101H197ZM209 99H210V101H209ZM211 99H212V101H211ZM228 99H229V101H228ZM13 100V101H12ZM15 100V101H14ZM67 100H69V101H71L72 102V100H73V102H72V104L75 102V103H77V104H73V106L70 104V105H68V102L69 101H67ZM75 100V101H74ZM91 100H92V102H91ZM124 100L126 101V107L124 106V104H125V102H124ZM139 100H141V101H139ZM154 100H156V101H154ZM165 100V101H164ZM183 100H184V102H183ZM196 100V101H195ZM202 100V101H201ZM214 100H217V101H215L214 103H212ZM219 100V101H218ZM224 100V101H223ZM231 100V101H230ZM245 100H247L245 103H244V101ZM251 100H253L252 102H251ZM9 101V102H8ZM11 101V102H10ZM19 101V102H18ZM65 101V102H64ZM67 101V102H66ZM90 101V102H89ZM114 101V102H113ZM117 101H119V102H117ZM122 101V102H121ZM133 101V103L131 104V102ZM138 101L139 102H141V103H138ZM150 103H149V102ZM170 101V102H169ZM201 101V102H200ZM206 102L205 104L203 103V102ZM225 101H228V102H225ZM21 102V103H20ZM61 102V103H60ZM62 102H64V104L66 105V107L64 106V108H68V109H70V111L67 109V111H68V113H67V111L65 110V109H61V107L63 108V106H61V104H62ZM124 102V104H123V106H122V103ZM136 102V103H135ZM154 102H155V104H156V107H155V104H154ZM158 102V103H157ZM172 102H173V104H172ZM192 102V103H191ZM216 102H218V103H216ZM229 102L230 103H232V105L233 106H231L230 104H229ZM240 102V103H239ZM254 102V103H253ZM257 102V103H256ZM11 103H12V106H7V105H11ZM53 103V104H52ZM89 105H88V104ZM90 103L91 104H93V106L92 105H90ZM120 104L119 105V107H118V104ZM136 105H135V104ZM154 104V107H153V105H151V104ZM186 103V104H185ZM191 103V104H190ZM194 103V104H193ZM201 103H202V105H201ZM247 103H248V105L249 106H246L247 105ZM256 103V104H255ZM51 104V105H50ZM55 104V105H54ZM60 105L59 106V109L62 111H56V109L58 108V105ZM63 104V105H64ZM134 104V105H133ZM140 104V106L138 107V105ZM145 106H144V105ZM162 104V105H161ZM170 104H171V106H170ZM178 104V105H177ZM183 104H184V106H183ZM189 104V105H188ZM219 104H220V106H219ZM225 104V105H224ZM244 104H246V105H244ZM250 104H251V107H250ZM14 105V106H13ZM15 105H17V106H15ZM113 105V106H112ZM151 105V106H150ZM157 105H159V107H161L160 109H158L157 107ZM169 105V106H168ZM175 105V106H174ZM181 105L183 106V107H181ZM191 106V107H188V106ZM219 107H218V106ZM224 105V106H223ZM255 105V106H254ZM262 106V107H260V106ZM41 106L43 107V109L41 108ZM53 106H57V108L56 107H53ZM75 106V107H74ZM77 106V107H76ZM81 107V109L79 108V107ZM93 107V108H90V110L88 109L89 107ZM117 106V107H116ZM165 106V107H164ZM176 106H177V108H176ZM186 106V107H185ZM209 106V107H208ZM213 106V107H212ZM222 106L223 107H225V108H227L226 110H224L225 108H222ZM229 106H231V107H229ZM254 106V107H253ZM258 106V108H257V110H256V107ZM1 107H3L4 109H1ZM12 107V108H11ZM18 107V108H17ZM19 107H21L20 109H19ZM72 107V108H71ZM97 107V108H96ZM113 107V108H112ZM123 107V108H122ZM148 107V108H147ZM167 107V108H166ZM179 107V108H178ZM182 109H181V108ZM188 107V108H187ZM235 107H237V109L235 108ZM251 108V110H248V109H250ZM9 108H11V109H9ZM45 108V109H44ZM100 109L98 112L96 111L97 109ZM103 108V109H102ZM109 108V109H108ZM110 108H112V109H114V111H112ZM118 108V109H117ZM134 108H135V110H134ZM147 108V109H146ZM175 108V109H174ZM190 108V109H189ZM191 108H192V110H191ZM211 108L213 109V110H211ZM215 108V109H214ZM216 108H217V111H216ZM222 109V111L220 110V109ZM235 108V109H234ZM246 108V109H245ZM260 108V109H259ZM8 109H9V111H8ZM12 109H13V111H12ZM29 109L30 110H32V111H29ZM47 109V110H46ZM50 109V110H49ZM53 109H55L54 111H53ZM58 109V110H59ZM75 109V110H74ZM83 109V110H82ZM85 109H87L86 111H85ZM93 109V110H92ZM96 109V110H95ZM117 109V110H116ZM120 109V110H119ZM122 109H123V111H122ZM151 109V110H150ZM152 109H154L153 111H152ZM169 109H170V111H169ZM181 109V111H179ZM195 109H197V110H195ZM239 109V110H238ZM245 109V110H244ZM19 110V111H18ZM65 110V111H64ZM71 110H73V111H71ZM79 111V113L77 112V111ZM80 110H82V112H80ZM106 110V111H105ZM110 110V111H109ZM157 110V111H156ZM174 111V113L172 112V111ZM186 110V111H185ZM193 110H194V112H193ZM199 110V111H198ZM228 110V112H226ZM238 110V111H237ZM247 110V111H246ZM255 110V111H254ZM53 111V112H52ZM64 111V112H63ZM75 111V112H74ZM92 111H94V112H92ZM101 111H103V112H101ZM113 113H112V112ZM116 111H119V113L117 114V112ZM121 111V112H120ZM138 111V112H137ZM178 111V112H177ZM201 111H203V112H201ZM211 113H210V112ZM241 111V112H240ZM243 111V112H242ZM13 112H14V114H13ZM51 112V113H50ZM56 112V113H55ZM59 112H60V114H59ZM70 112L72 113V114H70ZM106 112V113H105ZM115 112H116V114H115ZM125 112V113H124ZM137 112V113H136ZM164 115H162L161 113ZM167 112H168V114L170 115V117L172 118L173 117V119H171V118H168L169 116H167L168 114H167ZM171 112H172V114H171ZM184 112H187V113H189V115L188 114H186V113H184ZM192 114H191V113ZM197 112V113H196ZM201 112V113H200ZM206 112H209V113H206ZM214 112V113H213ZM215 112H216V114H215ZM220 112V113H219ZM239 112V114H237V113ZM246 112H247V114H246ZM252 112H253V115H252ZM256 112V115H257V113H258V117L260 118V116H261V119L262 120H260L258 117H257V119H256V117H254V113ZM11 113V114H10ZM20 113H21V117L19 116L20 115ZM37 113H39V114H37ZM61 113H63V114H61ZM66 113V114H65ZM81 113V114H80ZM83 113V114H82ZM88 113V114H87ZM133 113H135V114H133ZM201 114V115H203V117H204V115L206 114L207 115V117H206V115H205V118H203L201 115H197V114ZM217 113H219V114H217ZM224 115H223V114ZM57 114H59V115H57ZM78 114V115H77ZM85 114H87V115H85ZM103 114V115H102ZM108 114H111V115H108ZM113 114V115H112ZM120 114V115H119ZM123 114H124V116H123ZM131 115V117H130V119H129V116H127L128 117V121L126 120L125 121V119H123L122 120V116L123 117H125V115ZM165 114H167V115H165ZM183 114H185V115H183ZM195 116H194V115ZM212 114V115H211ZM214 114L215 115H217V116H214ZM226 114V115H225ZM241 114V115H240ZM244 116H243V115ZM246 114V115H245ZM248 114H250V115H248ZM262 114V115H261ZM17 115V116H16ZM44 115V116H43ZM48 115V116H47ZM64 115V116H63ZM119 115V116H118ZM122 115V116H121ZM135 115H137V116H135ZM162 115V116H161ZM180 115H181V117H180ZM186 115H187V117L188 118H186ZM192 115L194 116V117H192ZM209 115V116H208ZM255 115V116H256ZM13 116V117H12ZM19 116V117H18ZM59 116V117H58ZM62 116H63V118H62ZM113 116V117H112ZM115 116V117H114ZM121 116V117H120ZM133 116L134 117H136L135 118V120H134V118H133ZM166 116V117H165ZM199 116V117H198ZM212 117L211 119L209 118V117ZM251 116V117H250ZM262 116H263V118H262ZM50 117H53L52 118V120H50L49 118ZM66 117V118H65ZM101 117V118H100ZM105 117H109V119L107 118V119H105ZM111 117H112V122L110 121V119H111ZM116 117H120L119 118V121H117L118 119H116ZM127 117H126V119H127ZM183 117V118H182ZM185 117V118H184ZM200 117H202V118H200ZM214 117V118H213ZM216 117V118H215ZM220 117V118H219ZM247 117V118H246ZM248 117H250V118H248ZM15 118V119H14ZM18 118H20L19 119V121H18ZM45 118H47V119H45ZM58 118V120H56ZM59 118H61V119H59ZM102 118L104 119V120H102ZM165 118H167V119H165ZM182 118V119H181ZM193 118V119H192ZM217 118H219V119H217ZM10 119V120H9ZM55 121H54V120ZM132 119H133V122H132ZM165 119V120H164ZM170 119V120H169ZM182 121H181V120ZM190 119H192V120H190ZM197 119V120H196ZM249 120V119H251L252 120V123H251V120H250V122L249 121H247V122H245L244 124L242 123V122H244V120ZM21 120V121H20ZM63 120H64V122H63ZM105 120H108L107 122L105 121ZM117 122H116V121ZM161 120H163L162 122H161ZM171 120L173 121V125H175L176 127H173V125H170V124H172V122H171ZM203 120V121H202ZM215 120V121H214ZM218 120V121H217ZM240 120H242V121H240ZM258 120H260V124H259V121ZM14 121V123H12ZM48 122V126H47V122ZM125 122V124H124V122ZM165 121V122H164ZM167 121V122H166ZM175 121V122H174ZM185 123H187L188 122V126H190L191 124H193V121H195L194 122V126L193 125H191L190 127H186V125L187 124H184V122ZM189 121L190 122H192L190 125H189ZM205 121H207V123L205 122ZM208 121H210V123L211 122H213V123H209ZM62 122H63V124H62ZM102 122V123H101ZM104 122V123H103ZM127 122V123H126ZM128 122L129 123H134V124H128ZM181 123V124H179V123ZM200 122H202V124H200L201 126V128L200 127H198L199 126V123ZM205 124H204V123ZM248 122L251 124H249L248 125ZM15 123H16V125H15ZM51 123V124H50ZM53 123H55L56 124V126H57V128L55 127V129H54V126L55 125H53ZM106 123H107V125L109 124V126H110V124H111V126L110 127H112V130L110 129V127L109 126H107L106 125ZM122 124V125H120V124ZM255 123V124H254ZM11 124V125H10ZM89 124H91V125H89ZM99 124V125H98ZM106 126H105V125ZM113 124V125H112ZM179 124V125H178ZM198 126H197V125ZM205 126H204V125ZM214 124V125H213ZM259 124V125H258ZM12 126V125H15L16 127H14V126H12V127H10V126ZM104 125V126H103ZM128 125H131V126H128ZM139 125V126H138ZM185 125V126H184ZM196 125V126H195ZM210 125H212V127L210 126ZM242 125V126H241ZM245 126V128H244V130H243V127ZM49 126H51V127H53L52 129H51V127H49ZM85 126H87V127H85ZM98 126V127H97ZM113 126H114V128H116V127H118V126H120V128H122L121 130L118 128V131H121L122 133H124V135L123 134H121V132H120V135H123V136H121L120 137V135L118 136V138H120V144H122L123 146H125V147H123L122 145L120 146V149H116V150H114L113 152L115 153H111L110 155H116V158L119 160V163L121 162V160H122V163H120V168H119V170L118 169H116V168H114V166L113 167H110V163H109V161H106V163L104 164V163H102V161L104 162V160H103V158L104 157H106L104 154V152H103V154H102V151H104L105 150V148L100 144L99 145V143H101L102 142V140H103V138L105 137V139L104 140H106V138L108 139V141L112 138V137H115V135H114V131H116L114 128H113ZM116 126V127H115ZM122 126H126V128L128 127H130V129H131V131H132V133L130 132V131H124V130H128V129H125L124 127H122ZM135 126V127H134ZM160 126H163V127H160ZM167 126V127H166ZM169 126H172V127H169ZM183 128H182V127ZM208 126H210V127H208ZM214 126L216 127L215 129H217V127H218V129H217V131L215 132V130H214ZM247 126H248V128H247ZM254 126H255V128H254ZM58 127H59V129H58ZM70 127V128H69ZM91 127V128H90ZM105 129H104V128ZM108 129H107V128ZM165 127V128H164ZM186 127V128H185ZM194 127V128H193ZM195 127H198V128H195ZM206 127V128H205ZM207 127H208V129H207ZM250 127V128H249ZM7 128V129H6ZM11 128V129H10ZM86 129V131H88V132H90V133H88V132H86V131H84L85 132V134H84V132H83V134L81 133L82 132V130L81 129H83V130H85ZM90 128V129H89ZM94 128H95V130H94ZM97 128H99L98 130H96ZM103 128V129H102ZM139 128V129H138ZM162 129V131L165 133H161L160 132V129ZM176 128V129H175ZM178 128V129H177ZM181 128V129H180ZM210 128V129H209ZM240 128H242V130H239ZM253 129V131H252V129ZM262 130H260V129ZM49 129H51V130H49ZM53 129H54V131H53ZM88 129V130H87ZM134 129V130H133ZM137 129V130H136ZM166 129V130H165ZM168 129H169V131H168ZM183 129V130H182ZM185 129V130H184ZM187 129H188V131H189V129H190V131L188 132L187 131ZM191 129H193V131H194V135H195V138H194V135H193V131L191 130ZM199 130V129H201L200 131H199V133L197 132V130ZM204 129V130H203ZM207 129V130H206ZM211 129H213V130H211ZM246 129H248V130H250V132H252V133H249ZM55 130H56V132H55ZM102 130V131H101ZM105 130H109L108 132H106ZM180 130V131H179ZM195 130H196V132H195ZM211 130V131H210ZM5 131V132H4ZM100 131V132H99ZM136 131V132H135ZM186 131V132H185ZM213 131V132H212ZM241 131V132H240ZM52 132H53V134H52ZM97 133V134H95V133ZM127 134H126V133ZM170 132H171V135H169V136H167V134L166 133H169L170 134ZM180 134V136H181V138H180V136H179V134ZM191 132V133H190ZM203 132H204V134H203ZM209 132L212 134H210L209 135ZM215 132V133H214ZM254 132V133H253ZM257 132V133H256ZM8 133V134H7ZM10 133V134H9ZM11 133H12V136H10L11 135ZM55 133V134H54ZM77 133V135L78 136H76L75 134ZM101 133H102V135L104 136V133H105V136L103 137L102 135H101ZM110 133V134H109ZM133 133L136 135V137H135V135H133ZM175 133V134H174ZM186 133H187V135L188 134H191V136L189 135V136H186L185 137V135H186ZM201 133V134H200ZM207 135H206V134ZM255 133H256V135H255ZM258 133H260V134H258ZM80 134H82V135H80ZM164 136H163V135ZM182 134H183V136H182ZM199 134H200V136H199ZM244 134H246L245 136H244ZM248 134V135H247ZM257 134H258V137H260V139H257ZM263 134V135H262ZM72 135H75V136H73V138H72ZM94 135H95V137H94ZM100 135V136H99ZM110 135V136H109ZM132 136V137H130V136ZM174 135H175V137H174ZM193 135V136H192ZM198 135V136H197ZM206 135V136H205ZM214 135V136H213ZM235 135V136H234ZM237 135H239V136H237ZM254 137L255 136V139L252 137V136ZM8 136H10V137H8ZM85 136L87 137V141L88 140H90V141H86V138H85ZM91 136H92V139H91ZM126 136H129L130 138H128V137H126ZM173 136V137H172ZM177 136V137H176ZM209 136V137H208ZM242 136V137H241ZM263 136V137H262ZM77 137V138H76ZM80 137V138H79ZM100 139H99V138ZM109 137V138H108ZM111 137V138H110ZM123 137V139L125 140V141H123V139L121 140V138ZM160 137H162V138H160ZM189 137H191V138H189ZM196 137H197V139H196ZM209 138V139H206V138ZM233 137H235V139L233 138ZM76 139V141H75V139ZM84 138V139H83ZM95 138H97V140L95 139ZM127 138V139H126ZM169 138V140L170 139H174V140H170V141H172V142H169V140H167ZM188 138H189V141L191 140V141H193L194 143L196 142V140L197 141H199L200 139L199 138H203V140H200V143L199 142H197L199 145H202V148H200L199 149V145L198 144H196V145H194V143L193 142H189L188 141ZM193 138L195 139V140H193ZM205 138V139H204ZM212 138H214V139H212ZM242 138H244V139H242ZM248 138V139H247ZM263 138V139H262ZM9 139H12L10 142H9ZM95 141H94V140ZM162 139V140H161ZM212 139V140H211ZM234 141H233V140ZM239 139V140H238ZM252 139V140H251ZM253 139H254V142H253ZM257 139V140H256ZM78 140V141H77ZM158 140V141H157ZM209 140H211V141H209ZM214 140V141H213ZM216 140V141H215ZM244 140H247V141H244ZM256 140V141H255ZM258 140H259V142H258ZM262 140V141H261ZM13 141V142H12ZM85 141V142H84ZM107 141V140H106ZM111 142H112V140H110ZM114 142L116 141V139H114L113 140ZM162 141H163V144H162ZM179 141V142H178ZM203 141H205V142H203ZM207 141H209L210 142V144L209 143H207ZM232 142V147H231V142ZM238 141H240V142H238ZM251 141V142H250ZM114 142L112 143V144H114ZM158 142V143H157ZM214 142H215V145H214ZM233 142H234V144H233ZM238 142V143H237ZM243 142H244V144L245 145H243ZM256 142H258L257 144H256ZM261 142V143H260ZM11 143V144H10ZM12 143H13V145H12ZM78 145H77V144ZM80 143V144H79ZM88 143V144H87ZM90 143H94L93 145L92 144H90ZM108 143H110V142H108ZM170 143V144H169ZM186 143H187V145H186ZM220 143H221V145H220ZM222 143H223V145H222ZM239 143H241V144H239ZM254 143V144H253ZM75 144V145H74ZM82 144V145H81ZM88 146H87V145ZM112 144H108V145H112ZM164 144H166V145H164ZM172 144H173V146H172ZM188 144H189V146H188ZM192 144V145H191ZM235 144H237L238 146H239V148H242V149H239L238 148V146L237 145H235ZM250 144H251V146H252V148H251V146H250ZM258 144H262V146L260 147ZM11 146V147H9V148H11L10 150H9V148H8V146ZM71 145V146H70ZM72 145L74 146V147H72ZM83 145H85V147L83 146ZM163 146V148L161 147V146ZM168 145V146H167ZM181 145H183L184 147V149L183 148H181L182 146ZM211 145V146H210ZM214 147H213V146ZM240 145H241V147H240ZM247 145H249V146H247ZM254 145H258L259 147H258V149H257V147L255 148V150H254ZM68 146V147H67ZM87 146V147H86ZM160 146V147H159ZM165 146H167V147H165ZM177 147L176 149H175V147ZM207 146V147H206ZM247 146V147H246ZM14 149H13V148ZM76 147V148H75ZM97 147H99L98 149L100 150V152H99V150L97 149ZM109 147V146H108ZM186 147V148H185ZM208 147H211V148H208ZM217 149H216V148ZM235 149H234V148ZM5 148H7L6 150H5ZM67 148V149H66ZM83 150V149H85V150H83L84 151V153H87V154H89L87 151L89 150L90 151V154L89 155H91V156H89V155H87L86 154V156L90 159L91 158V161H89V159H87V161H86V163L84 164V166L83 167H81L80 165L78 166V164H80L81 163V159H82V155L84 154L83 153V151H79V150H81V149ZM86 148L88 149L87 151H86ZM101 148H103V149H101ZM122 148V149H121ZM219 148V149H218ZM221 148V149H220ZM231 148V149H230ZM248 149V151H245V150H247ZM78 150V152L76 151V150ZM109 149H111L110 147H109ZM170 149H172V150H170ZM190 149V150H189ZM208 149H209V151H208ZM217 151H216V150ZM238 149V150H237ZM259 149H261V150H259ZM68 150V151H67ZM118 150H121V151H118ZM176 150V151H175ZM194 150V151H193ZM196 150H198V151H196ZM220 152H219V151ZM230 150L233 152H231V154H229L230 153ZM237 150V151H236ZM11 151H12V154H11ZM72 151V152H71ZM86 151V152H85ZM175 152V154H174V152ZM178 151V152H177ZM192 153H191V152ZM204 152L203 154H202V152ZM211 151V152H210ZM239 151V152H238ZM240 151L241 152H244L245 151V153L247 152V156H244V154L245 153H240ZM257 151V152H256ZM258 151H259V154H256V153H258ZM2 152H3V154H2ZM4 152H6L5 154H4ZM69 152V153H68ZM70 152H71V155H70ZM80 152H82V153H80ZM98 152V153H97ZM105 152H106V150H105ZM118 152V153H117ZM197 152V153H196ZM216 152V153H215ZM248 152H249V154H251V156L248 154ZM64 153V154H63ZM66 153H67V155H66ZM79 153L81 154V155H79ZM99 153H101V155L99 154ZM121 153V154H120ZM171 153L173 154L172 156H171ZM176 153H178V155H176ZM218 153V154H217ZM220 153V154H219ZM254 153V154H253ZM8 154V155H7ZM11 154V155H10ZM98 154H99V156H98ZM179 154H180V157L178 158V157H174V155L175 156H179ZM213 154V155H212ZM214 154H215V156H214ZM242 154V155H241ZM256 154V155H255ZM3 155V156H2ZM6 155L8 156V157H6ZM70 155V156H69ZM189 155V156H188ZM201 155H202V158H201ZM207 156L208 158H206L205 156ZM209 155V156H208ZM229 155V156H228ZM234 155H235V157H234ZM246 155V154H245ZM253 155H255L254 157H253ZM63 156V157H62ZM73 158H72V157ZM79 156V157H78ZM85 156V155H84ZM93 156V157H92ZM167 156H168V159L169 160H171V159H174V160H171V161H169L168 159H167ZM185 156H187V157H185ZM193 156V157H192ZM198 156V157H197ZM218 156V157H217ZM225 156V158L224 159H221V161H220V163H217L218 165H217V167H216V162H218L219 160H220V158H222V157H224ZM228 156V157H227ZM233 156V157H232ZM243 156V157H242ZM81 157V158H80ZM102 157V158H101ZM174 157V158H173ZM191 157H192V160H191ZM204 157L206 158V159H204ZM212 157H213V159H212ZM216 157V158H215ZM220 157V158H219ZM245 157L247 158H250V157H252V158H254L253 159V162H252V159L250 160V159H246V160H244L245 159ZM59 158H61V159H59ZM95 158L97 159V160H95ZM100 158V159H99ZM165 158H166V160H165ZM184 158H185V160H184ZM188 159V162H190V163H187V159ZM197 158V159H196ZM199 158H201V160L199 159ZM218 158H219V160H218ZM231 158V159H230ZM238 158V159H237ZM65 159H68V160H65ZM75 159V160H74ZM94 161H93V160ZM161 159H162V161H161ZM175 159H179V160H175ZM210 159H212V160H210ZM214 159H216V160H214ZM226 159V160H225ZM230 159V160H229ZM232 159L234 160V159H236L235 160V162H237V164L235 165V164H231V161H232ZM243 159V160H242ZM8 160H10V161H7ZM16 160H18V162L16 161ZM69 160H70V164L72 163V165L70 166V164H68L69 163ZM184 160V161H183ZM223 160V161H222ZM224 160H225V162H224ZM239 160V161H238ZM249 160V161H248ZM260 162H259V161ZM5 161L9 164H5ZM12 161H13V163H12ZM28 161V162H27ZM97 161V162H96ZM99 161V162H98ZM101 161V162H100ZM167 161H169V162H167ZM177 163H176V162ZM180 161L183 163H186V165L183 163V164H181L180 163ZM192 161V162H191ZM203 161H206L205 162V164H204V162ZM226 161H228V162H226ZM16 162V163H15ZM19 162H21V163H19ZM22 162H23V164H22ZM26 162V163H25ZM68 164H66V163ZM78 162V163H77ZM108 162V163H107ZM194 162V163H193ZM196 162V163H195ZM211 162H214V163H211ZM238 162H239V164H238ZM262 162V163H261ZM20 164V166L18 165V167H16L17 165L16 164ZM25 163V164H24ZM93 163H94V165H93ZM97 163V164H96ZM166 163V164H165ZM176 163V165H174ZM179 163H180V165L182 166H179ZM191 163H193V164H191ZM76 165V166H74V165ZM90 164H92V165H90ZM168 164L170 165V166H168ZM191 164V165H190ZM198 164V165H197ZM206 164H208V165H206ZM240 164H242V165H240ZM250 164V165H249ZM10 165H12L11 167H10ZM23 165V166H22ZM95 165H96V167L98 168V170L100 171H98L97 170V168H95ZM103 165H105V166H103ZM107 165H109V166H107ZM166 165L168 166V167H166ZM174 167V170H173V167ZM187 166V167H185V166ZM197 165V166H196ZM203 167H211V168H209V169H203V168H201L202 166ZM244 165H246V166H244ZM248 165V166H247ZM261 165H262V167H261ZM74 166V167H73ZM78 166V167H77ZM176 166V167H175ZM192 166V167H191ZM196 168H195V167ZM199 166V167H198ZM220 166V167H219ZM225 166H227V167H225ZM234 166V167H233ZM17 168V171H15L16 173H14L13 174V170L15 169V168ZM19 167H21V168H19ZM75 167H76V170H82V173H80V171H75L74 169H75ZM88 167V168H87ZM104 167H105V173H104ZM107 167L108 168H110V170H108L107 169ZM170 167V169H168ZM185 167V168H184ZM213 167V168H212ZM224 167V168H223ZM230 167V168H229ZM9 168H11V169H13V170H11V169H9L10 170V172H8L9 170L8 169ZM21 169V170H19V169ZM112 168V169H111ZM182 170H181V169ZM187 168V169H186ZM191 168H193L194 170H195V172H194V170L193 169H191ZM217 168V169H216ZM236 168V169H235ZM247 168V169H246ZM261 168V169H260ZM50 169V170H49ZM89 169V170H88ZM95 171H94V170ZM115 169V170H114ZM178 169V170H177ZM200 169V170H199ZM201 169H203V170H201ZM219 169H220V171L221 170H223V171H221L220 173L222 174V172H223V174H226V175H229V176H231V177H234V178H240V180L241 181H244L243 183H245L246 185H248V186H250V188H252L251 190V192H252V196H251V198L252 199H254V197L253 196H255V199L256 200H259L258 202H259V207L261 206V204H262V202H263V204H262V207L263 208H261L260 210H259V208L258 207H254L251 211L249 210V212L247 213V214H245L244 216L243 215H240V212L238 213V212H233V213H235L236 215H238V217H236V215H235V219L236 218H239L240 217V219H238L239 221H237V220H235L234 221V223H232V224H234V225H236L234 228H233V226H232V229L230 230V231H225L224 230V227H221V226H224V223H223V221L222 220H224V219H222L221 217L224 215V213H223V215H221L222 213H218V211L217 210H213L212 211V213L209 211L208 213L209 214H207L208 216H209V219L207 220V222L205 221V218L203 219V220H201L202 222L198 225V223H195V224H197V225H192L193 227H192V229L193 230H195L196 228V230H195V232H193L194 233V235H195V237H194V235L193 234H191L192 232H190L189 233V231H191L192 229H191V227H187V226H185L186 225V222L184 221V217H183V215L180 213V211L179 210H176V208H172V206L171 207H169V206H166L167 207V209H168V211L166 212V208H165V205L163 204V203H161L162 202V199L164 198L165 199V196H162L163 194H164V192L166 193V194H169L168 192H171L170 191V189L171 188H173L172 186H175V183H176V186H179L183 181H188V180H190L191 178H193L194 176H198V174H199V178H201V175H202V179H206L205 177H203V176H205L206 175V177H208L209 176V174H216V173H218L219 172ZM228 169V170H227ZM238 169V170H237ZM243 169L244 170H246L245 172H242L243 171ZM249 169V170H248ZM5 170V171H4ZM60 170V171H59ZM83 170L85 171V172H87L88 173V176H86V175H84L83 174ZM91 170V171H90ZM101 170H103V172L101 171ZM107 170V171H106ZM116 170H118V173H115L116 172ZM169 170H171L172 171V174L174 175H172V174H170L171 172L169 171ZM177 170V171H176ZM184 170H185V172H184ZM193 170V171H192ZM229 170H231V171H229ZM241 171V173H240V171ZM248 170V171H247ZM263 170V171H262ZM7 171V172H6ZM75 171V172H74ZM93 171V172H92ZM109 171H112L111 173L109 172ZM165 171H166V174L164 175V173H165ZM179 171H181L182 172V178H181V175H178V173L180 174V172ZM197 171H198V173H197ZM209 171H211V172H209ZM226 171V172H225ZM239 171V172H238ZM262 171V173H260V172ZM19 174H18V173ZM21 172V173H20ZM74 172V173H73ZM169 172V173H168ZM192 172H194V173H192ZM216 172V173H215ZM246 172H248V173H246ZM259 172V173H258ZM10 173H11V175H10ZM38 173H39V175L41 174L42 176V178H40L41 179V181H40V179H39V175H38ZM185 173V174H184ZM232 173V174H231ZM233 173H234V175H236V176H233ZM246 173V174H245ZM18 174V175H17ZM91 174V175H90ZM170 174V175H169ZM187 174V176H185ZM192 174V175H191ZM242 174V175H241ZM260 176H259V175ZM82 175H84V176H82ZM169 175V176H168ZM250 175V176H249ZM252 175V176H251ZM34 176V177H33ZM38 176V177H37ZM44 176H45V178H44ZM88 178V177H90V179H88V180H85L86 181V183H85V181H83V179H86V177ZM164 176H166V178L164 177ZM178 176V177H177ZM262 176V177H261ZM2 176H0V178H1ZM66 177V178H65ZM177 177V178H176ZM184 177V178H183ZM185 177H188V179L187 180H185ZM244 177V178H243ZM253 177H255V178H253ZM259 177H261V178H259ZM36 180H34V179ZM48 178V179H47ZM164 178V179H163ZM168 178H170L169 180H168ZM174 180H173V179ZM39 179V180H38ZM52 179H55V181H56V183L54 184V180H52ZM57 179L58 180H60V181H58L57 182ZM79 179V180H78ZM177 179H179V180H177ZM246 179V180H245ZM262 179V180H261ZM42 180H44V182H46L48 185H45V183L43 184V182H42ZM52 180V181H51ZM142 180H144V181H142ZM158 180V181H157ZM159 180H161V181H159ZM183 180V181H182ZM249 180V181H248ZM255 180V182H253V181ZM256 180H259V181H257L256 182ZM14 181H16V182H14ZM27 181V182H26ZM62 181V182H61ZM133 181H135L136 183H138V184H134L135 182H133ZM141 181H142V184H141ZM154 181H155V183H154ZM175 183H174V182ZM13 182H14V184H13ZM20 182V183H19ZM38 182V183H37ZM41 182H42V184H41ZM59 182H61V184L63 185H61ZM91 182V183H90ZM167 184H166V183ZM169 182V183H168ZM254 184H253V183ZM8 183V182H7ZM12 183V184H11ZM146 183H147V185H146ZM148 183H149V186H148ZM174 184V185H172V184ZM250 183V184H249ZM18 184V185H17ZM78 184V185H77ZM132 184H134V185H132ZM140 184H141V186H140ZM255 184H257V185H255ZM260 184H261V187L262 188H259L260 187ZM53 185V186H52ZM56 185H58V187L56 186ZM143 185H145L144 187H143ZM151 185V186H150ZM154 185H162V186H168L167 188H168V191H166L167 190V188L165 189V187H163L162 188V186H159V187H154ZM171 185V186H170ZM254 185H255V187H254ZM47 186V187H46ZM63 188H62V187ZM70 186V187H69ZM84 186H85V188H84ZM147 186V187H146ZM253 186V187H252ZM256 186H257V188H259V189H257L256 188ZM259 186V187H258ZM42 187H43V189H42ZM67 187H69L68 189H66L65 190V188ZM130 187H131V191H130ZM146 187V188H145ZM151 187H153V189L151 188ZM171 187V188H170ZM21 188H22V186H21ZM41 188V189H40ZM49 188H51V189H49ZM70 188H72V189H70ZM151 188V189H150ZM161 188V189H160ZM90 191H89V190ZM147 189V190H146ZM148 189H149V191H148ZM158 189V190H157ZM160 189V190H159ZM164 189V190H163ZM264 189V188H263ZM69 190V191H68ZM87 190V191H86ZM140 190V191H139ZM142 190V191H141ZM151 190V191H150ZM173 190H174V188H173ZM259 190V191H258ZM5 191V192H4ZM78 191V192H77ZM91 191H92V193H93V195H91L92 193H91ZM145 191H147V192H145ZM153 191V192H152ZM155 191V192H154ZM158 191V192H157ZM163 193H162V192ZM249 191H250V189H249ZM255 191H257V192H255ZM71 192V193H70ZM76 193V195H74L75 193ZM140 192H142V193H140ZM144 192H145V194H144ZM152 192V193H151ZM80 195H79V194ZM131 193V194H130ZM147 193H149V194H147ZM151 193V194H150ZM156 193V194H155ZM162 193V195H160ZM259 193H262V194H259ZM82 194V195H81ZM86 194V195H85ZM132 194H133V196H137V198H134L133 196H132ZM135 194V195H134ZM140 194V195H139ZM142 194H144V195H142ZM160 195V197L162 198H160V197H157L156 195ZM165 194V195H166ZM251 194V193H250ZM256 194V195H255ZM40 195V196H41ZM85 196V198L84 197H82V196ZM258 195V197H259V195H260V197L257 199L256 198V196ZM261 195L263 196V197H261ZM23 196V197H22ZM90 196V197H89ZM133 198H132V197ZM143 196H144V198H146L147 196L150 198H146L147 200L146 201H144V202H146V203H144L143 202V200H144V198H143ZM155 196H156V198H155ZM132 199H131V198ZM141 197H142V202H141ZM13 199V200H11V201H8L9 199ZM76 198V199H75ZM139 198V199H138ZM84 199V200H83ZM87 199V200H86ZM160 199V202L159 203H161V205L160 204H157L158 202H157V200H159ZM254 199V200H255ZM261 199V200H260ZM78 200V201H77ZM89 200V201H88ZM129 200V201H128ZM137 200V201H136ZM156 200V201H155ZM13 201V202H12ZM80 201V202H79ZM85 201H87V203H89V206H86V205H88ZM133 202V203H129V202ZM27 202V203H26ZM82 202V203H81ZM134 202H136V206H134ZM138 202V203H137ZM257 202V201H256ZM84 203V204H83ZM86 203V204H85ZM143 203V204H142ZM126 205H127V207H126ZM140 205V206H139ZM158 205L161 207H159V209L157 208L158 207ZM162 205H164V206H162ZM166 205H168V204H166ZM84 207V208H82V207ZM134 206V207H133ZM87 207V208H86ZM95 207V208H94ZM162 207H163V209H162ZM169 207V208H168ZM59 209H61V207H58ZM94 208V209H93ZM129 208H131L130 210H129ZM170 208H171V210H170ZM258 208V209H257ZM93 209V210H92ZM128 209V210H127ZM133 209V210H132ZM174 209V210H173ZM257 209V210H256ZM3 210H5V211H3ZM98 210V211H97ZM158 210V211H157ZM161 212H160V211ZM170 210V211H169ZM253 210H254V214H253ZM259 210V211H258ZM6 211H8V212H6ZM165 211V212H164ZM177 211L179 212V213H177ZM257 211V212H256ZM17 212H21V214L20 213H17ZM217 212V213H216ZM122 213V214H121ZM128 213V214H127ZM134 213V214H133ZM164 213H165V215H164ZM173 213V214H172ZM252 213V214H251ZM5 214V215H4ZM115 214V215H114ZM166 214H167V216H166ZM244 214V213H243ZM257 214V215H256ZM262 214H264V213H262ZM5 216L6 218H3L2 216ZM214 215H215V217H214ZM260 215V216H259ZM31 216V217H30ZM211 216V217H210ZM225 216V215H224ZM251 216H252V220L250 219L251 218ZM257 216H259V217H261L260 219L261 220H259V218L257 217ZM12 217V218H11ZM15 219H14V218ZM115 217V218H114ZM133 217V218H132ZM169 217V218H168ZM181 217V218H180ZM247 217V218H246ZM263 217V218H262ZM3 218V219H2ZM7 218V219H8ZM17 218V219H16ZM104 218V219H103ZM107 218V219H106ZM109 218V219H108ZM116 218H117V220H116ZM122 218V219H121ZM126 218H127V220H126ZM132 218V219H131ZM134 218H135V221H134ZM214 218H217V219H214ZM219 218H221V219H219ZM8 219V220H9ZM23 220V221H21V220ZM111 219H114V220H111ZM131 219V220H130ZM180 219H182V220H180ZM42 220V221H41ZM212 220H214V221H212ZM219 220H220V222H219ZM243 220V221H242ZM44 221V222H43ZM109 221H111V223L109 222ZM112 221H115V222H113L112 223ZM117 221H119V222H117ZM125 221V222H124ZM129 221H130V223H129ZM242 221V222H241ZM251 221H254V223H255V226L254 227H252L251 225L252 224H254L253 222L250 224V222ZM260 221H263V223L261 222L260 223ZM15 222V223H14ZM19 222V223H18ZM21 222H23V224H21ZM135 222V223H134ZM183 222V223H182ZM209 222V223H208ZM44 223V224H43ZM119 223V224H118ZM135 224V225H133V224ZM214 223V224H213ZM219 223V224H218ZM247 223V224H246ZM16 224V225H15ZM25 224V225H24ZM112 224H113V226H112ZM124 224V225H123ZM131 225V228H130V225ZM181 224V225H180ZM212 224V225H211ZM248 224H250V226L252 227V228H249V230L247 229L248 227H249V225ZM19 225V226H18ZM20 225H21V227H20ZM116 225V226H115ZM127 225V226H126ZM219 225H221V226H219ZM18 226V227H17ZM111 226V227H110ZM126 226V227H125ZM129 226V227H128ZM134 226V227H133ZM179 226H180V228H179ZM196 226V227H195ZM198 226V227H197ZM202 228H200V227ZM241 226V227H240ZM244 226H246L247 228H246V230L249 232H247L244 228ZM13 227H14V229H13ZM17 227V228H16ZM115 227V228H114ZM218 227V228H217ZM243 227V228H242ZM23 228H24V230H23ZM110 228V229H109ZM123 228V229H122ZM127 229V231H128V233H130V234H128L127 235V231L125 232V229ZM183 228V229H182ZM201 229V231H199L200 229ZM241 228V229H240ZM22 231H21V230ZM75 229V230H74ZM114 229H115V231H114ZM117 229V230H116ZM122 231H121V230ZM132 229L134 230V232L132 231ZM180 229H181V231H180ZM242 229H244V230H242ZM13 230H15V231H13ZM20 230V231H19ZM120 230V231H119ZM187 232H186V231ZM192 230V231H193ZM223 230V231H222ZM234 230V231H233ZM251 230V231H250ZM255 230V231H254ZM131 231V232H130ZM199 231V232H198ZM204 231V232H203ZM238 231V232H237ZM242 231H243V233H242ZM253 231V232H252ZM44 232H46V233H44ZM197 232V233H196ZM202 233V235H201V233ZM231 232V233H230ZM12 233V234H11ZM44 233V234H43ZM76 233V234H75ZM115 233V234H114ZM132 233V234H131ZM188 233V234H187ZM198 233H200V234H198ZM245 233V234H244ZM246 233H248V235L246 234ZM255 233V234H254ZM15 234V235H14ZM45 234H47L46 236H45ZM53 234L55 235V237H57V238H55L54 236H53ZM82 234V235H81ZM120 234V235H119ZM135 234V235H134ZM173 234L174 235H176V234H182L183 236H185V237H188L189 236V239L193 242L192 244H191V248H189V249H186V250H179V251H182V253H180L179 251L177 252V253H175L173 250H172V247L168 244V242H169V239L170 238H172V236H173ZM184 234H186V235H184ZM196 234H197V236L198 237H200V239H198V237L196 236ZM246 235V236H245ZM252 235V236H251ZM51 236V237H50ZM86 236V235H85ZM122 236V237H121ZM193 236V237H192ZM39 237V238H38ZM46 237H48V239L46 238ZM49 237H50V240H49ZM53 237V238H52ZM131 237V238H130ZM133 237V238H132ZM197 237V239H194V238H196ZM246 237V238H248V239H246V241H245V239L244 238ZM252 237H254V238H256L255 240H254V238L252 239ZM260 239H259V238ZM25 238V239H24ZM42 240H41V239ZM43 238H44V240H43ZM48 240H46V239ZM82 238V239H81ZM121 238V239H120ZM244 239V240H240V239ZM9 239V240H8ZM52 239V240H51ZM81 239V240H80ZM202 239H204V240H202ZM253 241H252V240ZM262 239V240H261ZM21 240V241H20ZM25 240V241H24ZM62 240V241H61ZM139 240V241H138ZM200 242H199V241ZM202 240V241H201ZM258 240V241H257ZM23 241H24V243H23ZM42 241V242H41ZM58 241V242H57ZM85 241V242H84ZM168 241V242H167ZM241 241V242H240ZM263 241V242H262ZM12 242V243H11ZM13 242H14V244L15 243H19L18 245L17 244H13ZM33 242H35V243H33ZM93 242V243H92ZM98 242H99V244H98ZM167 242V243H166ZM197 244H196V243ZM255 242V243H254ZM258 242H261V244L263 245L262 247H263V250L261 251V249H259L260 248V243H258ZM43 243V244H42ZM149 243V244H148ZM198 243H200V244H198ZM241 243H242V245H241ZM12 244V245H11ZM24 244V245H23ZM204 246H203V245ZM29 245V246H28ZM40 245V246H39ZM43 247H42V246ZM100 245V246H99ZM104 247H103V246ZM199 245V246H198ZM245 245V246H244ZM35 246V247H34ZM48 246V245H47ZM64 246V247H63ZM148 246V247H147ZM194 246H198L196 249H194ZM259 246V247H258ZM8 247H10V248H8ZM13 248V252H14V250L15 251H17L16 249L17 248ZM32 247V248H31ZM40 247V248H39ZM73 247H74V249H73ZM108 247H110V249L108 248ZM169 247V248H168ZM70 248H71V250H72V252H70L71 250H70ZM79 248V249H78ZM206 248V249H205ZM31 249V250H30ZM34 249V250H33ZM38 249L40 250V251H38ZM70 251H69V250ZM76 249V250H75ZM104 249V250H103ZM169 249H171V250H169ZM201 252H199L198 250ZM62 250V251H61ZM78 250V251H77ZM108 250V251H107ZM115 250V251H114ZM145 250V251H144ZM166 250H168L167 252H165ZM256 250V253H254V251ZM36 251V252H35ZM70 252V254H68L69 252ZM130 251V252H129ZM146 252V253H144V252ZM151 253H150V252ZM186 252V254H185V252ZM12 252V253H13ZM40 254H39V253ZM59 252H60V256L62 257H59V258H57V255H59ZM63 252V253H62ZM102 252H104V253H102ZM106 252V253H105ZM148 252V253H147ZM159 252V253H158ZM165 252V253H164ZM188 252V253H187ZM195 252V253H194ZM198 252H199V254H200V261L198 260L199 259V254H198ZM37 253V254H36ZM66 253V254H65ZM73 253V254H72ZM104 255H102V254ZM111 255H110V254ZM155 253V254H154ZM157 253V254H156ZM160 253H162V254H160ZM168 253V254H167ZM173 253V254H172ZM175 253V254H174ZM202 253H203V255H202ZM9 254V255H8ZM28 254V257L26 256ZM39 254V255H38ZM65 254V255H64ZM192 254V255H191ZM205 254V255H204ZM228 256H227V255ZM230 254H232V258H231V255ZM256 254V255H255ZM37 255H38V259H37ZM157 255V256H156ZM188 255L190 256V257H188ZM196 255V256H195ZM226 255V256H225ZM33 256H35V258L33 257ZM65 256V257H64ZM67 256H68V259H67ZM69 256H70V258H69ZM103 256V257H102ZM106 256V257H105ZM164 256V257H163ZM176 256V257H175ZM183 257L182 259L180 258V257ZM192 256L194 257L193 259H192ZM198 256V257H197ZM202 256V257H201ZM229 256H230V258H229ZM234 256V257H233ZM251 256L252 257H255L254 259H256L255 261H254V259L253 258H251ZM160 257V258H159ZM166 257H167V259H166ZM170 257V258H169ZM185 257V258H184ZM187 257V258H186ZM203 257L205 258V260L203 261ZM222 257V258H221ZM224 257V258H223ZM257 257H259V258H257ZM10 258V257H9ZM26 258V259H25ZM31 258V259H30ZM103 258H104V261H103ZM108 258V259H107ZM112 258V259H111ZM161 258H165V260L164 259H161ZM176 258V259H175ZM178 258H180V259H178ZM195 258H197V260L195 259ZM226 258V259H225ZM248 258H249V261H248ZM100 259V260H99ZM178 259V260H177ZM233 260V261H231V260ZM258 259V260H257ZM42 260V261H41ZM99 260V261H98ZM113 260V261H112ZM167 260V261H166ZM180 260V261H179ZM189 260H190V262H189ZM224 260H226V262H228V261H230V262H228V263H226ZM228 260V261H227ZM237 260V261H236ZM247 260V261H246ZM250 260L251 261H253L252 263L250 262ZM54 261V260H53ZM66 261H64V264H67L66 263ZM112 263H111V262ZM177 261V262H176ZM237 263H236V262ZM22 262H24V263H22ZM29 262V263H28ZM60 262V263H61ZM104 262V263H103ZM242 262V263H241Z\"/></svg>",
	"mask_w": 264,
	"mask_h": 264
},
{
	"label": "bare ground",
	"instance_id": "obj_2",
	"mask_svg": "<svg viewBox=\"0 0 264 264\" xmlns=\"http://www.w3.org/2000/svg\"><path fill=\"white\" fill-rule=\"evenodd\" d=\"M3 1H4V0H3ZM16 1H17V0H16ZM26 1H27V0H25V2H26ZM157 1H158V0H157ZM164 1H165V0H164ZM190 1H192V0H190ZM190 1H189V2H190ZM199 1H200V0H199ZM203 1H207V2H208L209 0H203ZM203 1H202V2H203ZM232 1H233V0H231V2H232ZM243 1L245 2V0H243ZM263 1H264V0H263ZM7 2H8V1H7ZM13 2H15V1L12 0V2H11L12 5H13ZM19 2H22V1H19ZM38 2H40V1H38ZM38 2H37V3H38ZM47 2H48L47 4H49V1H47ZM134 2H135V1H134ZM134 2H133V3H134ZM141 2H142V1H141ZM141 2H139V0H138L137 3H140V4H141ZM151 2H152V0H151ZM153 2H154V1H153ZM160 2H161V1H160ZM169 2H170V1H169ZM171 2H172V1H171ZM174 2H175V1H174ZM181 2H182V1H181ZM184 2H186V1L184 0ZM207 2H206V3L203 2L204 4L201 3V2H199V3H201L202 6H204V5L207 4ZM258 2H259V1H258ZM261 2H262V1H261ZM0 3H1V2H0ZM9 3H10V0H9ZM9 3H8V4H9ZM17 3H18V2H17ZM135 3H136V2H135ZM145 3H146V2H145ZM156 3H157V2H156ZM187 3H188V2H187ZM191 3H192V2H191ZM191 3H190V4H191ZM210 3H211V1H210ZM253 3H254V2H253ZM255 3H256V2H255ZM259 3H260V2H259ZM262 3H263V2H262ZM2 4H3V3H2ZM11 4H9V5H7V6H9V7L11 8V7H12V6H10ZM26 4H27V3H26ZM26 4H25V5H26ZM30 4H31V3H30ZM34 4H35V6L37 5L36 3H34ZM51 4H52V3H51ZM53 4H54V2H53ZM149 4L151 5V3H149ZM154 4H155V3H154ZM154 4H153V6H154ZM167 4H168V3H167ZM174 4H176V3H174ZM174 4H173V5H174ZM182 4H184V3H182ZM182 4H180V6H178V8H180ZM201 4H200V5H201ZM231 4H234V3H231ZM239 4H242V3H239ZM243 4H244V3H243ZM247 4H248V3H247ZM247 4L245 5L246 7H247ZM23 5H24V4H23ZM27 5L30 6L29 4H27ZM40 5L42 6V3H41ZM44 5H45V4H44ZM54 5H56V3H55ZM138 5H139V4H138ZM143 5H144V3H143ZM169 5H170V4H169ZM169 5H167V6H169ZM194 5H196V4H194ZM234 5L236 6L237 4H234ZM252 5H254V4H252ZM260 5H261V3H260ZM260 5H259V6H260ZM16 6L19 7L18 5H16ZM41 6H40V8H41ZM50 6H51V5H50ZM50 6L48 5V7H50ZM144 6H145V5H144ZM164 6H165V4H164ZM167 6H166V7H167ZM189 6H190V5H189ZM211 6H212V5H211ZM230 6H231V5H230ZM257 6H258V5H257ZM9 7H8V8H9ZM22 7H23V6H22ZM25 7H26V6H25ZM43 7H44V6H43ZM56 7H57V6H55V8H56ZM83 7H84V6H83ZM145 7L147 8L148 6H145ZM158 7H159V6H158ZM169 7H170V6H169ZM169 7H168V9H169ZM175 7H177V6H174L173 8H175ZM185 7H186V6H185ZM190 7H191V6H190ZM213 7H214V4H213V6H212L211 8H213ZM238 7H241V6L238 5ZM246 7H245V8H246ZM251 7H252V6H251V3H250V9H251ZM254 7H255V6H254ZM260 7H261V6H260ZM4 8H5V7H4ZM12 8H13V7H12ZM20 8H21V6H20ZM23 8H24V7H23ZM33 8H35V7H34V5L32 4V11L34 12ZM51 8H52V7L49 8V13L52 11V10L50 11ZM148 8H149V7H148ZM151 8H152V7H151ZM164 8H165V7H164ZM186 8H187V7H186ZM186 8H185V9H186ZM191 8H192V7H191ZM198 8H199V7H197V9H198ZM206 8H207V7H206ZM211 8L208 7L207 10H208V9H211ZM236 8H237V6H236ZM236 8H235V9H236ZM262 8H263V7H262ZM2 9H3V7H2ZM30 9H31V8H30ZM35 9H36V8H35ZM38 9H39V8H38ZM41 9H42V8H41ZM176 9H177V8H176ZM180 9H181V8H180ZM188 9H189L190 11H192L189 7H188ZM213 9H214V8H213ZM241 9H242V10H241ZM241 9H240V10H241L242 13H243V11H244V10H243V6L241 7ZM252 9H253V8H252ZM6 10H8V9L5 8V11H6ZM12 10H13V9H11L10 11H12ZM21 10H24V9H21ZM39 10H40V9H39ZM43 10H44V12H43ZM46 10H47V7H44V8L42 9V12L45 13ZM154 10H156V9H154ZM161 10H162V11H165V10H163V9H161ZM170 10H171V9H170ZM198 10H199V9H198ZM214 10H215V9H214ZM214 10H213V11H214ZM228 10H229V9H228ZM255 10H256V9H255ZM258 10H260V8L257 9L256 11H258ZM10 11H9V12H10ZM14 11H15V10H14ZM17 11H18V9H17ZM17 11H16V12H17ZM32 11L29 12V13H32V14H33ZM40 11H41V10H40ZM53 11H54V12H53ZM53 11H52V12L55 13L54 8H53ZM142 11H143V10H142ZM146 11H147V10H146ZM156 11H158V10H156ZM180 11H183V10H180ZM195 11H196V10H195ZM195 11H193L194 14H195ZM199 11H200V10H199ZM202 11H203V10H202ZM210 11H211V10H209L208 12H206L204 16H206L207 13L209 14ZM213 11H211V13H212ZM241 11H240V12H241ZM247 11H248V10H247ZM249 11H251V10H249ZM47 12H48V10H47ZM47 12H46V13H47ZM52 12H51V13H52ZM159 12L161 13V11H159ZM170 12H171V11H170ZM170 12H169V14H170ZM183 12H184V11H183ZM214 12H215V11H214ZM245 12H246V11H245ZM262 12H263V10H262ZM11 13H12V12H11ZM26 13L28 14V11H27V10L25 11V14H26ZM56 13H57V11H56ZM124 13H125V12H124ZM148 13H149V12H148ZM152 13H153V12H152ZM154 13H155V12H154ZM156 13H157V12H156ZM156 13H155V14H156ZM186 13H187V12H186ZM202 13H203V12H202ZM216 13L218 14V11H216ZM223 13H224V12H223ZM227 13H229V12H227ZM230 13H231V12H230ZM242 13H241V14H242ZM246 13H248V12H246ZM252 13H253V12H252ZM256 13H258V12H255V15H256ZM6 14H8V12H6ZM15 14H16V13H15ZM19 14H20V12H19ZM19 14H18V15H19ZM35 14H36V13H35ZM35 14H33V15L35 16ZM41 14H42V13H41ZM122 14H123V12L121 13V16H120V17L123 18L124 15H122ZM138 14H139V13H137L136 15L138 16ZM166 14H167V12H166ZM182 14H183V13H182ZM184 14H185V13H184ZM199 14H200V13H199ZM203 14H204V13H203ZM203 14H202V19H203ZM238 14H239V13H238ZM260 14H261V13H260ZM263 14H264V13H263ZM8 15H9V14H8ZM11 15H12V14H11ZM16 15H17V14H16ZM36 15H38V13H37ZM129 15H130V14H129ZM136 15H135V16H136ZM149 15H150V14H149ZM161 15H162V14H161ZM186 15H188V14H186ZM221 15H222V14H221ZM248 15H249V14H248ZM248 15H247V16H248ZM255 15H254V16H255ZM257 15H258V14H257ZM21 16H22V15H21ZM38 16H40V15H38ZM38 16H37V17H38ZM46 16H48V15H46ZM49 16H51V15H49ZM130 16H131V15H130ZM132 16H133V15H132ZM137 16H136V17H137ZM139 16H140V15H139ZM163 16H164V15H163ZM179 16H180V14H179ZM190 16H191V15H190ZM209 16H213V15L211 14V15H209ZM254 16H253V17H254ZM17 17H18V16H17ZM22 17H23V16H22ZM22 17L19 16L18 18H20V19H25V20H26V18H24V17L22 18ZM40 17H41V16H40ZM53 17H55V16H53ZM117 17H119V16H117ZM136 17H135V18H136ZM153 17H154V16H153ZM161 17H162V16H161ZM182 17H183V16H182ZM191 17L193 18V15H192ZM214 17H216V16H214ZM214 17H212V19L215 20L216 18H214ZM224 17H225V16H224ZM244 17H245V16H244ZM248 17H249V16H248ZM251 17H252V14H251ZM251 17H249V20H251V19H250ZM253 17H252V18H253ZM255 17H256V16H255ZM259 17H260V16H259ZM14 18H15V17H14ZM14 18H13V19H14ZM43 18H45V17H44V14H43ZM175 18H177V17H175ZM197 18H198V17H197ZM205 18H207V17H205ZM241 18H242V17H241ZM1 19H2V18H1ZM1 19H0V21H2ZM48 19H49V17H48ZM51 19H52V18H51ZM124 19H125V17H124ZM124 19H123L122 21H124ZM128 19H129V18H128V16H127V18H126L125 20H127L128 22H130ZM149 19H150V17H149ZM152 19H153V18H152ZM183 19H185V18H183ZM186 19H187V18H186ZM189 19H191V18H189ZM210 19H211V17H210ZM219 19H220V16H219ZM238 19H239V18H238ZM253 19H255V18H253ZM29 20H30V19H28V21H29ZM56 20H57V19H56ZM136 20H138V19H136ZM143 20H144V19H143ZM147 20H148V19H147ZM162 20H163V19H162ZM167 20H168V19H167ZM173 20H174V19H173ZM176 20H177V19H176ZM199 20H200V19H199ZM204 20H206V19H203L202 22H203ZM217 20H218V19H217ZM224 20H225V19H224ZM224 20H223V21H224ZM242 20H243V18H242ZM246 20H248V19H246ZM257 20H258V22H259V19H258V18H257ZM119 21H120V20H119ZM119 21H117V22L120 23L121 21H120V22H119ZM139 21H140V20H139ZM139 21H138V22H139ZM163 21L165 22V20H163ZM171 21H172V20H171ZM188 21H189V20H188ZM197 21H198V20H197ZM219 21H221V20H219ZM251 21H252V20H251ZM251 21H248V22L251 23ZM253 21H255L256 24H257V21H256V20H253ZM8 22H9V21H8ZM10 22H11V21H10ZM12 22H13V21H12ZM23 22H24V21H23ZM42 22H43V21H42ZM44 22H46V20H44ZM47 22H48V21H47ZM50 22H51V21H50ZM56 22H57V21H55V24H56ZM114 22H115V20H114ZM117 22H116V24H117ZM128 22H127V23H128ZM147 22H148V21H147ZM158 22H159V20H158ZM167 22H168V21H167ZM174 22H175V21H174ZM181 22H182V19H181ZM181 22H180V23H181ZM191 22H192V21H191ZM202 22H201V23H202ZM207 22H208V23H209V22L211 23L212 20L209 21V17H208V18H207ZM207 22H206V23H207ZM243 22H244V20H243ZM260 22H262V21H260ZM13 23H15V22H13ZM25 23H26V22H25ZM37 23H38V22H37ZM37 23H35V21H34V24H37ZM121 23H122V22H121ZM121 23H120V24H121ZM140 23H141V22H140ZM144 23L146 24V20L144 21ZM159 23H161V22H159ZM212 23H215V21L212 22ZM212 23H211V24H212ZM216 23H217V22H216ZM218 23H219V22H218ZM224 23H225V22H224ZM224 23H222V25H224ZM226 23H227V22H226ZM226 23H225V25H226ZM238 23H239V21H238ZM0 24H1V23H0ZM27 24H28V23H27ZM45 24H46V23H45ZM47 24L49 25L50 23L48 22ZM108 24H109V23H108ZM131 24H132V23H131ZM133 24H134V22H133ZM137 24H138V23H137ZM151 24H154V23L151 22ZM161 24H162V23H161ZM167 24H168V23H167ZM169 24H171V23H169ZM181 24H183V23H181ZM204 24H205V23H204ZM253 24H254V23H253ZM258 24H259V23H258ZM15 25H16V23H15ZM18 25H19V22H18ZM53 25H54V24H53ZM57 25H58V24H57ZM110 25H112V24H110ZM147 25H148V23H147ZM157 25H158V24H157ZM157 25H155L154 28H157ZM171 25H172L171 28H173V24H171ZM185 25H186V24H185ZM195 25H196V24H195ZM198 25H200V24L198 23ZM207 25L209 26V24H207ZM212 25H213V24H212ZM212 25H210V26H212ZM217 25H218V24H216V26H217ZM219 25H220V23H219ZM248 25H249V24H248ZM248 25H247V26H248ZM261 25H263V23H261ZM49 26H52V24H50ZM121 26H122V25H121ZM139 26H140V25H139ZM166 26H167V25H166ZM174 26H175V24H174ZM202 26H204L203 23H202ZM202 26H201V27H202ZM205 26H206V24H205ZM208 26H207V27H208ZM227 26H229V25L227 24ZM239 26H240V25H239ZM244 26H245V25H243V27H244ZM250 26H251V24H250ZM250 26H249V27H250ZM253 26L255 27L256 25H253ZM2 27H3V26H2ZM7 27H9V26H7ZM12 27H14V24H13V26H12V24H11V28H12ZM18 27H20V26H18ZM26 27H27V28H26ZM26 27H25L26 30L29 31V29H28L29 27H28V26H26ZM31 27H32V26H31ZM40 27H42V26H40ZM40 27H38V31L40 30L39 33L41 32ZM46 27H47V25H46ZM108 27H110V26H108ZM111 27H112V29H113V26H111ZM125 27H128V26H125ZM136 27H137V26H136ZM136 27H135V28H136ZM145 27H147V26H145ZM145 27H144V28H145ZM148 27H149V26H148ZM148 27H147V28H148ZM185 27H186V26H185ZM201 27H200V28H201ZM207 27H206V28H207ZM220 27H221V25H220ZM220 27H219V28H220ZM240 27H241V26H240ZM240 27H239V28H240ZM245 27H246V26H245ZM254 27H250V28H251V34H252V32H255L254 29L252 30V28H254ZM261 27L263 28V26H261ZM14 28H15V27H14ZM22 28H24V26L21 27V29H22ZM43 28H44V27H43ZM43 28H42V29H43ZM48 28H49V27H48ZM57 28H58V26H57ZM121 28H122V27H121ZM128 28H129V27H128ZM135 28H134V30H135ZM147 28H146V29H147ZM150 28H151V27H150ZM154 28H153V29H154ZM160 28H161V27H160ZM164 28H167V27L164 26ZM169 28H170V27H169ZM191 28H192V27H191ZM194 28H195V27H194ZM202 28H203V27H202ZM210 28H211V27H210ZM210 28H208V29H210ZM219 28H218V26H217V28H215V30H216V29H219ZM223 28H225V27H223ZM239 28H238V29H239ZM241 28H242V27H241ZM247 28H248V27H247ZM256 28H257V27H255V29H256ZM5 29H6V26H5ZM5 29H4V30H5ZM32 29H33V28H32ZM35 29H36V28H35ZM109 29H110V28H109ZM112 29H111V30H112ZM117 29L120 30V28H117ZM176 29H178V27H176ZM184 29H185V28H184ZM198 29H199V26H198ZM198 29H197V32L199 33V31H200L201 29H199V31H198ZM213 29H214V28H211V29L209 30L208 33H207L208 30H207L205 33H206L207 35H209L210 32H211V33L213 32V31H211V30H213ZM227 29H228V28H227ZM227 29H226V31L228 32L230 29H229V30H227ZM242 29H243V28H242ZM263 29H264V28H263ZM0 30H1V29H0ZM14 30H15V29H14ZM19 30H20V29H19ZM23 30H24V29H23ZM33 30H34V29H33ZM33 30H32V31H33ZM36 30H37V29H36ZM105 30L108 31V29H105ZM119 30H117V32H118ZM122 30H123V29H121V32H123ZM124 30H127V29H124ZM147 30H148V29H147ZM156 30H158V29H156ZM163 30H164V29H163ZM163 30H162V31H163ZM166 30H167V29H166ZM169 30H170V29H169ZM186 30H187V29H186ZM194 30H195V29H194ZM202 30H203V29H202ZM202 30H201V31H202ZM219 30H221V29H219ZM222 30H223V29H222ZM248 30H249V29H248ZM7 31H9V29H8ZM20 31H22V30H20ZM45 31H46V30H45ZM51 31H52V29H51ZM54 31L56 32L57 30L55 29ZM98 31L100 32L99 29H98ZM127 31H128V30H127ZM135 31H136V30H135ZM138 31H139V30H138ZM145 31H146V30H144L143 33H144ZM178 31H179V30H178ZM181 31H182V30H181ZM192 31H193V30H192ZM238 31H239V30H238ZM244 31L246 32L247 29H245ZM259 31H260V32H261V31L263 32V30H261V29H260ZM259 31H257V33H259ZM2 32H3V30H1V33H0V34H2ZM18 32H19V31H18ZM55 32H54V33H55ZM104 32H105V31H104ZM112 32H115V31H112ZM125 32H126V31H125ZM125 32H124V33H125ZM132 32H133V31H132ZM151 32H152V31H151ZM163 32H164V31H163ZM163 32H162V34H163ZM169 32H170V31H168V33H169ZM174 32H175V31H174ZM194 32L196 33V31H194ZM219 32H220V31H218V34H217L216 32H214V33L217 34V38H220V36H221V35L219 36ZM221 32H222V31H221ZM236 32H237V31H236ZM9 33H10V32H9ZM9 33H8V34H9ZM19 33L21 34V32H19ZM19 33H18V34H19ZM31 33H32V32H31ZM37 33H38V32H37ZM45 33H46V32H45ZM47 33H48V31H47ZM95 33H96V32H95ZM97 33H98V32H97ZM109 33H110V32H109ZM115 33H116V32H115ZM128 33H129V32H128ZM134 33H135V32H134ZM134 33H133V34H134ZM136 33H137V31H136ZM145 33H147V31H146ZM168 33H167V34H168ZM178 33H179V32H178ZM183 33H184V32H183ZM186 33H187V32H186ZM198 33H197V34H193L192 36H194V35H197V36H198V35H199ZM205 33H204V34H205ZM237 33L239 34V32H237ZM246 33H247V32H246ZM246 33H245V34H246ZM3 34H4V33H3ZM10 34H11V33H10ZM22 34H24V33H22ZM22 34H21V36H22ZM28 34H29V33H28ZM33 34H34V32H33ZM35 34H36V31H35ZM40 34H41V33H40ZM43 34H44V33H43V31H42V35H43ZM55 34H56V33H55ZM91 34H92V33H91ZM137 34H138V33H137ZM148 34H149V36H150V35H154L155 33L153 32L152 34H151V33H148ZM165 34H166V31H165ZM165 34H163V35H165ZM184 34H185V33H184ZM220 34H221V33H220ZM223 34H224V33H223ZM232 34H233V33H232ZM245 34H242L241 37H238V40H237L236 42H234V44L237 45V48H238V49L235 48L236 45L233 46V44L231 43V44H232V47H234V48H231V49H229V50H228V49H225V50H228L227 52H226L225 50H224V51H220V46L224 44V46H226V48H230V46H229V40H228V39H230L231 36L227 38L226 36H228V33L225 34V35H226V36H225L226 38L222 35L223 38H222L221 40H223V43L220 42V43H218L219 45L216 46L215 44H213V43H214V42H213L212 44H213L215 47H214L213 45H212V46H213L215 49L210 48V46L208 47V48L211 49V50L208 51V54L211 55V56H209V58H210V57H213V58H216L218 61L222 62L221 60L224 58V55H225V54H226L225 57H227V58H229V56L232 57V56H234V55H235V56H236V55H239L238 57H239V60H240V61H239L238 63L240 64V66H242L241 64H243V66H244L243 68H241V69H243V72H244L243 75H244V76L242 77V76H240V75H238V74H237V76H238V77L240 76V79H239V80H242L241 78H243V80H244V81H243V84H242V85L245 86L244 88H242L243 95L246 94V95H248V98H249V99L251 98V99H253V100H255V101H259L260 103L263 104V102H264V45H262V44L260 45L259 42H263V41H264V39H263L264 36H263V34H262V36L258 37V35H261V34H256V38H255V37L252 38V37L250 36V38L248 39L247 35L245 36ZM52 35L54 36V34H52ZM101 35H102V34H101ZM106 35H107V34H106ZM113 35L115 36L116 34L113 33ZM113 35H112L111 37H114ZM130 35H132V33H131ZM168 35H170V34H168ZM168 35H167V36L165 35V36L168 37ZM176 35H177V34H176ZM186 35H187V34H186ZM189 35H190V34H189ZM212 35H213V34H212ZM234 35H235V32H234ZM243 35H244V36H243ZM249 35H250V34H249ZM252 35H253V34H252ZM254 35H255V34H254ZM23 36H24V35H23ZM23 36H22V37H23ZM43 36H44V35H43ZM55 36H56V35H55ZM83 36H84V35H83ZM90 36H92V35H90ZM94 36H95V35H93L92 37H94ZM104 36H105V35H104ZM107 36H108V35H107ZM119 36H120V35H119ZM132 36H133V35H132ZM137 36H138V38H139V34H138ZM178 36H179V35H177V37H178ZM201 36H203V35L201 34ZM2 37H3V35H2ZM7 37H9V40H6L5 42H4V41L1 42V44L4 43L5 45H4L3 49H2L1 52H0V69L3 70V72H4L3 75H2V74L0 75V103H2V102H3V103H4V102H7V101H3V100H8L9 97H11V96H13V95H17L18 92L24 90V88L26 87V86H25V87L22 86V87H24L23 89H22V88H19V87H20L19 84L22 82L21 80H22L23 78H24V80H26V79H25V76L23 75V78H22V75H21V76L19 75V77L22 78V79L19 78L20 81H18V80H19V79H18V80H17V81H18V84H17V83H16L17 81L14 79V76H15V78H16V75H17L18 73H17L16 71H15L16 73H15V72H12L15 68H12V71H10V69H11L10 66H12V65H14V64L16 63V62H13V57H14L18 52H17L14 56H13L12 54L15 53V51H16L15 47H16L17 45H19V43H20L21 41H18V42H17V38H18L19 36H17L16 33H14V34L11 35V36H7ZM10 37H11V38H10ZM22 37H20V38L22 39ZM24 37H25V36H24ZM24 37H23V38H24ZM32 37H34V36H32ZM41 37H42V36H41ZM44 37H45V36H44ZM48 37L50 38L51 36L48 35ZM58 37H59V36H58ZM95 37H96V36H95ZM99 37H100V36H99V34H98V38H99ZM117 37H118V36H117ZM121 37H122V36H121ZM141 37H142V36H140V39H141ZM166 37H164V39H166ZM173 37H174V36H173ZM184 37H186V36H184ZM204 37H205V35H204ZM210 37H211V35H210ZM210 37H209V38H210ZM244 37H247V38H244ZM36 38H37V37H36ZM38 38H39V37H38ZM51 38H52V37H51ZM56 38H57V37H56ZM82 38H83V37H82ZM85 38H88V37H85ZM90 38H91V37H90ZM102 38H103V37H102ZM108 38H109V36H108ZM125 38H126V37H125ZM125 38H124V40H125ZM145 38H146V37H145ZM155 38H156V37H155ZM174 38H175V37H174ZM180 38H181V39H180ZM186 38H187V37H186ZM186 38H185V40L188 39V38H187V39H186ZM190 38H191V37H190ZM194 38H195V37H194ZM194 38H193V39H194ZM200 38H201V37H200ZM209 38H208V40H209ZM213 38L215 39V35H214ZM233 38H234V36H233ZM233 38L231 37V39H233ZM236 38H237V36H236ZM236 38H234V39H236ZM251 38H252V39H251ZM260 38L263 39V41H261ZM1 39H2V38H1ZM11 39H12V40H11ZM25 39H26V38H25ZM25 39H22V40H25ZM27 39H28V37H27ZM27 39H26L25 42H27ZM96 39H97V38H95L94 40L96 41ZM103 39H104V38H103ZM115 39H116V38H115ZM126 39H130V38H126ZM146 39H147V38H146ZM148 39H149V37H148ZM157 39H158V38H157ZM197 39H198V38H197ZM203 39H204V38H203ZM203 39H202L201 41H203ZM206 39H207V36H206ZM210 39H211V38H210ZM214 39H213V41H215ZM4 40H5V39H4ZM44 40H45V39H44ZM46 40H47V39H46ZM54 40H55V39H54ZM104 40H105V39H104ZM118 40L121 41V39H118ZM124 40H123V41H124ZM137 40H138V39H136L135 41H137ZM141 40H142V39H141ZM151 40H152V39H151ZM154 40H155V39H154ZM154 40H153V41H154ZM172 40H173V41H170V38H168V40H166L167 42L170 41V43L167 44V45H169V47H168V48H169V53H168V54H169V55H173V56H175V57L173 58L172 62H173L174 59H175L177 56H179V55H180V56L177 57L178 59H179L180 57H182V56H183L182 58H184V59L187 58V57H188L187 55H189L190 52H186V51L182 52V49H181V48H182V45H184V46L186 45L185 43H183V44L181 43V40H183L182 36H180V37L178 38V40H177V39H175V40L172 39ZM189 40H190V39H189ZM189 40H188V41H189ZM195 40H196V38H195ZM208 40H207V41H208ZM221 40L219 39V41H221ZM1 41H2V40H1ZM56 41H58V40H56ZM80 41H81V40H80ZM85 41H86V40H85ZM92 41H93V38H92ZM132 41H134V40H132ZM132 41H130V43H128V44H130V46H131V43H132V44H133V47L136 46L137 43L135 44V43H133ZM139 41H140V40H139ZM156 41H159V40H156ZM156 41L153 42V44L156 43ZM190 41H191V40H190ZM190 41H189V42H190ZM197 41H198V40H197ZM197 41H196V44L198 43ZM217 41H218V40H217ZM217 41H216V42H217ZM233 41H234V40H233ZM30 42H31V40H30ZM30 42H27V45H28V43L30 44V46H31V44H33V42H32V43H30ZM47 42H48V41H47ZM52 42H53V41H52ZM52 42H51V43H52ZM78 42H79V41H78ZM93 42H94V41H93ZM106 42H107V41H106ZM106 42H105V43H106ZM124 42H125V41H124ZM124 42H123V43H124ZM137 42H138V41H137ZM143 42H144V40H143ZM151 42H152V41H151ZM182 42H183V41H182ZM189 42H187V43H189ZM191 42H192V41H191ZM199 42H200V40H199ZM208 42H210V44H211V41H210V40H209ZM231 42H232V41H231ZM41 43H42V42H41ZM76 43H77V42H76ZM82 43H83V42H82ZM96 43H97V42H96ZM103 43H104V42H103ZM109 43H110V42H109ZM109 43L107 42V45H111V43H110V44H109ZM119 43H120V42H119ZM139 43H140V42H139ZM144 43H145V42H144ZM149 43H150V42H149ZM149 43L147 42V44H149ZM165 43H166V42H165ZM203 43H204V42H203ZM263 43H264V42H263ZM20 44H23V45H24V43H22V42H21ZM25 44H26V43H25ZM42 44H43V43H42ZM53 44H54V43H53ZM80 44H81V43H80ZM98 44H99V43H98ZM121 44H122V42H121ZM134 44H135V45H134ZM147 44H145V45H147ZM156 44H157V43H156ZM156 44H155V45H156ZM181 44H182V45H181ZM194 44H195V43H194ZM2 45H3V44H2ZM2 45H1V46H2ZM33 45H34V44H33ZM77 45H78V44H77ZM81 45H82V44H81ZM118 45H119V44H118ZM123 45H125V43H124ZM123 45H122V47H124ZM158 45H159V44H158ZM160 45H161V44H160ZM191 45H192V44H191ZM198 45H199V47H200L201 44L199 43ZM204 45L207 46L206 42H205ZM20 46H21V45H20ZM25 46H26V45H25ZM25 46H23L22 50L24 49ZM113 46H114V45H113ZM141 46H142V45H141ZM149 46H151V45H149ZM184 46H183V47H184ZM192 46H193V45H192ZM195 46H197V45H195ZM206 46H205V49H207ZM18 47H19V46H18ZM53 47H54V46H53ZM89 47H91V45H90ZM96 47H97V46H96ZM96 47H95V48H96ZM99 47H100V45H99ZM102 47H103V46H102ZM120 47H121V46H120ZM133 47H132V48H133ZM137 47H138V46H137ZM137 47H136V48H137ZM162 47H163V45H162ZM188 47H190V45H188ZM16 48H17V47H16ZM28 48H30V47H28ZM31 48H32V47H31ZM43 48H44V47H43ZM46 48H47V46H46ZM46 48H44V49H46ZM78 48H79V46H78ZM91 48H92V47H91ZM97 48H98V47H97ZM97 48H96V49H97ZM110 48H111V50H113L112 47H109V50H110ZM127 48H128V50H129V47H127ZM148 48L153 49V47H147V49H148ZM168 48H167V49H168ZM186 48H187V46H186ZM186 48H184V49H186ZM190 48H192V47H190ZM202 48H203V47H201V50H202ZM18 49H19V48H18ZM40 49H41V48H40ZM79 49H80V48H79ZM98 49H99V48H98ZM98 49L95 50V51H96V52H97V51L99 52ZM117 49H118V48H117ZM122 49H123V48H122ZM134 49H135V48H134ZM154 49H156V48H154ZM159 49H160V47H159ZM167 49H166V50H167ZM184 49H183V50H184ZM196 49H197V48H195V50H196ZM199 49H200V48H199ZM233 49H234V50H233ZM22 50H21V51H22ZM42 50H43V49H42ZM42 50H41V52H42ZM50 50H51V49H50ZM103 50H104V49H103ZM107 50H108V48H107ZM111 50H110V51H111ZM136 50H137V49H136ZM144 50H146V49H144ZM161 50H162V49H161ZM164 50H165V49H164ZM186 50H187V49H186ZM191 50H192V49H191ZM217 50L219 51L218 54H219L220 56H218V57H217V55L212 56L213 54H216V53L218 52ZM221 50H222V49H221ZM23 51H24V50H23ZM23 51H22V52H23ZM85 51H86V50H85ZM101 51H102V50H101ZM104 51H106V50H104ZM115 51H117V50L115 49ZM118 51H119V50H118ZM134 51H135V50H134ZM137 51H138V50H137ZM150 51H152V50H150ZM48 52H49V49H48ZM48 52H47V54H48ZM53 52H54V51H53ZM93 52H94V51H93ZM111 52H112V51H111ZM111 52H110V54H108V55H112ZM154 52H155V51H154ZM159 52H161V51L159 50ZM196 52H197V51H196ZM201 52H202V51H201ZM201 52H200V53H201ZM222 52H223V56H222ZM228 52H229V53H228ZM51 53H52V51L50 52V54H51ZM86 53H87V52H86ZM86 53L83 52V54H86ZM101 53H102V52H101ZM103 53H104V52H103ZM103 53H102V54H103ZM105 53H106V52H105ZM107 53H109V52H107ZM107 53H106V55H107ZM115 53H117V52H115ZM115 53H114V55H117V54H115ZM118 53H119V52H118ZM121 53H122V50H121ZM121 53H120V54H121ZM127 53H129V51L126 52V54H127ZM139 53H140V52H139ZM149 53H150V52H149ZM193 53H194V52H193ZM203 53H204V52H203ZM35 54H36V53H35ZM45 54H46V52L44 53V55H45ZM50 54H49V56H50ZM99 54H100V53H99ZM142 54H143V52H142ZM145 54H146V51H145ZM145 54H144V55H145ZM150 54H151V53H150ZM164 54H166V53H164ZM205 54H207V53H205ZM19 55H20V54H19ZM37 55H38V54H37ZM37 55H36V56H37ZM44 55H43V56H44ZM51 55H52V54H51ZM86 55H87V54H86ZM97 55H98V54H97ZM118 55H119V54H118ZM130 55H132V54H130ZM130 55H129V56H130ZM144 55H142V57H143ZM155 55H160V54L155 53ZM162 55H163V54H161L160 56H162ZM190 55H191V54H190ZM197 55H198V54H197ZM199 55L201 56V54H199ZM17 56H18V55H17ZM21 56H22V55H21ZM24 56H25V54H24ZM31 56H32V55H31ZM31 56H30V57H31ZM76 56H77V55H76ZM79 56H81V54H80ZM84 56H85V55H84ZM100 56H101V55H100ZM103 56H104V55H103ZM121 56H122V54H121ZM127 56H128V55H127ZM132 56H133V55H132ZM145 56H146V55H145ZM145 56H144V59H143V60H144V61H143V64L146 62V59H148V58L151 57V56H148V58L145 59ZM152 56H153V55H152ZM166 56H167V54H166ZM195 56H196V54H195ZM203 56H204V55H203ZM206 56H207V55H206ZM25 57H26V56H25ZM30 57H29V59H31ZM32 57L34 58V56H32ZM44 57H45V59L48 58V56H47V58H46V55H45ZM52 57H53V55H52ZM123 57H125V55H124ZM221 57H222V58H221ZM231 57H230V59H231ZM238 57H236L237 60H238ZM17 58H20V57H17ZM42 58H43V57H42ZM82 58H83V57H82ZM82 58H81V59H82ZM86 58H87V59L89 58V60H90V58H91V61L87 60V61H89V62H87V61L85 62V61H84V62H82V64H81V63L78 64V60H75V61L77 62V64H76L77 66H75V64H74L73 66H74V67H79V68L82 67V68H84V69L86 68V73H87V72L90 73V72L94 71V69H95V68H94V69H91V68L93 67L92 62H93L94 65L97 66V67H100V66L102 67V64H104V63H101V59H102L103 57H101V59H96V58H95V62L92 61V60H94V57H90V56L88 57V55H87V56H85V59H86ZM106 58L109 59L110 57H106ZM117 58L120 59L119 56H117ZM117 58H116V61H120V60H117ZM121 58H122V57H121ZM156 58H157V56H156ZM158 58H161V57H158ZM191 58H192V56H191ZM194 58H197V57H194ZM203 58H204V57H203ZM209 58H208V57H207V58L205 57V58H204L205 60L203 61V63L205 64L203 67L205 68V70H206L207 72H199V73H200V75H199V74L197 73V71L195 70L196 73L198 74L197 77L203 78V79H200V80L205 81V83H208V82H210V81L213 79V78H212V75H209V74L211 73V71H212V70H211V69H212V65L214 66L215 62H214V63L211 62ZM227 58H225L226 60L224 59V60H225V62H224L225 64H227V62H226V61H227ZM233 58H234V57H232V59H233ZM9 59H10V61H11V63H12L11 65L8 64V63H6V62L9 61ZM15 59H16V58H15ZM23 59H24V60H23ZM23 59H22L23 61L21 60L23 63H24V61L29 60V59H25L24 57H23ZM35 59H36V58H35ZM38 59H40V58H38ZM52 59H53V58H51V60H52ZM75 59H77V58H75ZM79 59H80V57H79ZM85 59L83 58V60H85ZM108 59H107L106 62H108V63L110 64V63H111V59L109 60L110 62L108 61ZM140 59H141V58H140ZM161 59L164 60L163 57H162ZM165 59H166V58H165ZM197 59H198V58H197ZM220 59H221V60H220ZM32 60H34V59H32ZM43 60H44V59H43ZM51 60H49L50 62L47 61L48 65H49V63H51ZM57 60H58V59H57ZM83 60H82V61H83ZM103 60H104V59H103ZM112 60H113V59H112ZM154 60H155V59L152 60L153 63H154ZM158 60H160V59H158ZM166 60H167V59H166ZM175 60H176V59H175ZM181 60H182V59H181ZM187 60H188V59H187ZM187 60H185V62H186ZM189 60H190V59H189ZM200 60H201V59H200ZM202 60H203V59H202ZM228 60H229V59H228ZM237 60H236V61H237ZM241 60H242V61H241ZM34 61H35V60H34ZM37 61H38V60H37ZM37 61H35V63H36ZM97 61H98V63H97ZM113 61H114V63L116 62L115 60H113ZM121 61L123 62L122 59H121ZM124 61H126V60H124ZM130 61H133V60L130 58ZM130 61H129V62L127 61V62H128V66L130 65V64H129ZM147 61H148V60H147ZM149 61H150V60H149ZM160 61H161V60H160ZM160 61H158V63H159ZM164 61H165V60H164ZM167 61H168V60H167ZM177 61H178V60H177ZM218 61H217V62H218ZM230 61H231V60H229V62H230ZM17 62H18V61H17ZM19 62H20V61H19ZM22 62H20V63H22ZM30 62L32 63L31 60H30ZM30 62H29V64H31ZM38 62H39V61H38ZM57 62H58V61H57ZM80 62H81V60H80ZM90 62H91L92 67L89 66V65H90L89 63H90ZM182 62H183V60H182ZM188 62H189V61H188ZM188 62H187V63H188ZM191 62H192V61H191ZM210 62H211V63H210ZM231 62H232V61H231ZM231 62L229 63L230 65H231ZM9 63H10V62H9ZM136 63L139 64L138 62H136ZM136 63L133 64V62H132L131 65L133 64V66H134ZM146 63H147V62H146ZM148 63H149V66H148V67L150 68V66H152V65H150L151 62H148ZM162 63H163V62H162ZM169 63H170V61H169ZM175 63H176V62H175ZM180 63H181V62H179V63L177 62V65H176V66H178ZM198 63H200V62H198ZM222 63H223V62H222ZM232 63H233V62H232ZM27 64H28V63H27ZM27 64H25V66H24V65H21V64H20V65H21L22 67H24V69H25L27 66H28V67L30 66V65H27ZM53 64H54V63H52L51 65H53ZM57 64H58V63H57ZM109 64H108V67L111 66V65H109ZM122 64H125V63H121V64H119V68H120V65H122ZM137 64H136V66H134L133 68H129V67H130V66H129L128 69L135 70L136 67L139 66V65H137ZM185 64H186V63H185ZM191 64H192V63H191ZM191 64H190V65H191ZM193 64H194V63H193ZM193 64H192V65H193ZM219 64H221V63H219ZM219 64H218V65H219ZM225 64H224V65H225ZM233 64H234V63H233ZM236 64H237V63H236ZM239 64H238V65H239ZM18 65H19V64H18ZM34 65H37V67H38V64H37V63L34 64ZM34 65H31V66H34ZM78 65H80V66H78ZM117 65H118V63H117ZM159 65L164 66V64H159ZM169 65H170V64H169ZM169 65H168V66H169ZM171 65H172V66H170V67H172V69H173V64H171ZM194 65H195V64H194ZM194 65H193V66H194ZM216 65H217V63H216ZM216 65H215V66H216ZM238 65H237V66H238ZM248 65L251 66V67H254V66L256 67V70H255V74H254V75L256 76L255 78H256L257 80L254 81V82L251 81V82H253L252 86H250L249 83H247V81H246V78L250 77L248 74H246V72H248V71L246 70L247 67H248ZM14 66H15V65H14ZM31 66H30V67H31ZM46 66H47V65H46ZM53 66H54V65H53ZM73 66H72V67H73ZM95 66H94V67H95ZM112 66H113V65H112ZM142 66H143V68L146 67L145 65H142ZM142 66H141V67H142ZM154 66H155V67H154ZM154 66H152V67L150 68V70H151V69H154V68H156V67L158 68V64H155ZM162 66H160V67H162ZM182 66H183V65H182ZM184 66H185V65H184ZM184 66H183V68H184ZM197 66H198V65H197ZM220 66H221V65H220ZM227 66H228V65H227ZM18 67H19V66H18ZM18 67H17V68H18ZM89 67H90V69H89ZM117 67H118V66H116V67H111V68H109V69L111 70L112 68H117ZM153 67H154V68H153ZM160 67H159V68H160ZM178 67H179V66H178ZM187 67H188V66H187ZM195 67H196V65H195ZM222 67H223V66H222ZM222 67H221V69H222ZM31 68H32V67H31ZM31 68H28V70H26V71L31 70ZM33 68H34V70L36 69L35 67H33ZM33 68H32V69H33ZM40 68H41V67H40ZM47 68H48V67H47ZM79 68H77V69H79ZM119 68H118V69H119ZM123 68H124V67H123ZM157 68H156V69H157ZM159 68H158V69H159ZM162 68H163V67H162ZM165 68H166V67H165ZM188 68H189V67H188ZM188 68H186V69H188ZM190 68H191V67H190ZM192 68H193V67H192ZM224 68L226 69L227 67H224ZM236 68H238V67H236ZM18 69H19V68H18ZM26 69H27V68H26ZM42 69H43V68H41L40 71H41L42 73L45 74L44 70H42ZM45 69H46V68H45ZM55 69H58V68H55ZM75 69H76V68H75ZM77 69H76V70H77ZM99 69H103V67H102V68H99ZM118 69H115V70H114V73H115L114 76H115V77H113L112 80L114 81V78H115V83H114V84H111V83H110V84L112 85V87L109 88V91L107 92V94L104 96L105 93H103V94L101 95V97H98L99 99L97 98V96H99V94H98L97 96L95 95L97 99L94 100V101L96 102L95 105H96L97 107H98V106L100 107L101 105H103V106H107L108 103H109V104H112V103L110 102L111 100H116V99L121 98V97H120V95H121V90L123 89V86H125V85H120L119 81H120L121 79H122L123 81L129 80V76H128V75H125V72H127L126 70H128V69H126V70H122L123 72L120 71V70H118ZM156 69H155V70H156ZM160 69H161V68H160ZM170 69H171V68H170ZM172 69H171V70H172ZM176 69H177V68H176ZM180 69H182V67H181V68L179 67V70H180ZM186 69L184 68V70H186ZM215 69H217V67H216ZM215 69H214V71L216 72ZM218 69H219V67H218ZM227 69H229V68H227ZM241 69H240V71H242ZM252 69H253V68H252ZM252 69H250V70H252ZM1 70H0V71H1ZM16 70H17V69H16ZM21 70H22V71H20V73L23 72V69H21ZM47 70H48V69H47ZM81 70H82V69H81ZM81 70H80V71H81ZM91 70H92V71H91ZM96 70H97V69H95V71H96ZM104 70H105V69H104ZM104 70H102V71H104ZM155 70H154V71L152 70V71L155 72ZM203 70H204V69H203ZM237 70H238V69H237ZM26 71H25V73H26ZM49 71H50V69H49ZM99 71H100V70H99ZM152 71H151V72H152ZM166 71L168 72L169 70H165V72H166ZM192 71H193V70H192ZM192 71H191V72H192ZM209 71H210V72H209ZM218 71H219V70H218ZM223 71L225 72L226 70H223ZM223 71H222V72H223ZM227 71H228V70H227ZM233 71H235V70H233ZM233 71H232V72H233ZM1 72H2V71H1ZM5 72H7V73H5ZM41 72H40V73H41ZM72 72H74V71H72ZM134 72L136 73L137 71H134ZM145 72H146V71H145ZM161 72H163V70H161ZM185 72H186V71H183V70H180L179 73H178V72H175V73H178V76H177L178 79H182L180 82H179V80H178V82L181 83V84H183L184 82H186V81L189 80L188 78L184 77V75L186 74ZM191 72H190V73H191ZM219 72H221V70H220ZM229 72H230V71H229ZM249 72H250V71H249ZM249 72H248V73H249ZM252 72L254 73V71H252ZM252 72H251V73H252ZM20 73H19V74H20ZM23 73H24V72H23ZM38 73H39V72H38ZM40 73H39V74H40ZM75 73L77 74V71H75ZM75 73H73V74H75ZM95 73H96V72H95ZM101 73H107V72L104 71V72H101ZM131 73H132V72H131ZM158 73H159V71L157 72V74H158ZM163 73H164V72H163ZM168 73H169V72H168ZM183 73H185V74H183ZM187 73H188V71H187ZM194 73H195V72H194ZM208 73H209V74H208ZM230 73H231V72H230ZM236 73H237V72H236ZM27 74H29V72H28ZM32 74H33V73H32ZM34 74H35V73H34ZM36 74H37V73H36ZM80 74H81V73H80ZM82 74H83V72H82ZM82 74H81V75H82ZM84 74H85V73H84ZM90 74H91V73H90ZM98 74H99V73H98ZM108 74H109V73H108ZM108 74H107V76L109 77ZM127 74H128V72H127ZM154 74H155V73H154ZM180 74H181V75H180ZM188 74H189V73H188ZM192 74H193V72H192ZM212 74H213V73H212ZM223 74H227V72H225V73H223ZM223 74H222V75H223ZM228 74H229V73H228ZM228 74H227V75H228ZM239 74H240V72H239ZM13 75H14V76H13ZM42 75H43V74H42ZM67 75H68V74H67ZM67 75H66V76H67ZM77 75H78V74H77ZM77 75H75V76H77ZM99 75H100V74H99ZM105 75H106V74H105ZM105 75H103V76L105 77ZM110 75H111V74H110ZM134 75H135V74H134ZM137 75H138V74H137ZM149 75H150V74H149ZM149 75H147V78H148ZM151 75H152V74H151ZM171 75H172V74H171ZM174 75H175V74H174ZM186 75H187V74H186ZM222 75H220V76L222 77ZM250 75H251V74H250ZM254 75H253V76H254ZM30 76H32V75L29 74V77H30ZM36 76L38 77V75H36ZM75 76H74V77H75ZM85 76H89V75L87 74V75H85ZM93 76H94V75H93ZM95 76H96V75H95ZM112 76H113V73H112ZM131 76H133V75L131 74ZM172 76H173V75H172ZM187 76H188V75H187ZM191 76H192V75H191ZM215 76H216V75H215ZM220 76H217V78H219ZM228 76H229V75H228ZM228 76H227V77H228ZM233 76H234V75H233ZM26 77H28V76H26ZM32 77H33V76H32ZM37 77H36V78H37ZM41 77H42V76H41ZM41 77H38V78H41ZM43 77H44V75H43ZM52 77H53V76H52ZM69 77H70V76H69ZM78 77H79V76H78ZM80 77H81V76H80ZM91 77H92V74H91ZM100 77H102V76H100ZM104 77H102V78H104ZM135 77H137V76H135ZM142 77L145 78L144 75H142ZM156 77H157V76H156ZM173 77H175V76H173ZM230 77H231V75H230ZM251 77H252V76H251ZM34 78H35V77H34ZM34 78H33V79H34ZM38 78H37V79H38ZM71 78H72V77H71ZM81 78L83 79V77H81ZM97 78H98V77H97ZM150 78H151V77H150ZM150 78H149V79H150ZM183 78H185V79H183ZM189 78H190V77H189ZM193 78H194V77H192L191 79H193ZM214 78H215V77H214ZM222 78H223V77H222ZM228 78H229V77H228ZM233 78H235V77H233ZM233 78L231 77V80H234ZM252 78H254V77H252ZM33 79H32V82H33V85H34V82H35V81H33ZM89 79H90V78H89ZM98 79H99V78H98ZM152 79H153V78H152ZM167 79H168V77H167ZM167 79H166V80H167ZM187 79H188V80H187ZM197 79H198V78H197ZM204 79H205V80H204ZM223 79H224V78H223ZM248 79H249V78H248ZM248 79H247V80H248ZM29 80H31V79H27L26 81L29 82ZM35 80H36V79H35ZM76 80H77V79H76ZM79 80H80V79H78V81H79ZM99 80H101V79H99ZM102 80H103V79H102ZM104 80H105V79H104ZM104 80H103V81H104ZM109 80H110V77H109ZM109 80H108V81H109ZM131 80H135V79H131ZM144 80H146V79H144ZM153 80H154V79H153ZM158 80H159V79H158ZM168 80H169V79H168ZM219 80H220V79H219ZM231 80H230V78H229V82H230ZM237 80H238V79H237ZM239 80H238V82H241V81H239ZM250 80H251V78H250L248 81L250 82ZM253 80H254V79H253ZM26 81H25V83L27 84ZM38 81H39V79H38ZM40 81H41V80H40ZM80 81H81V80H80ZM113 81H112V82H113ZM136 81L139 82V77H138V80H136ZM151 81H152V80H151ZM171 81H172V80H171ZM176 81H177V80H176ZM191 81H192V80H191ZM213 81H214V80H213ZM213 81H211V82L213 83V85L211 84L212 87L216 85V84L214 85V82H213ZM23 82H24V81H23ZM23 82H22V84H24ZM70 82H71V81H70ZM81 82H83V81H81ZM96 82H97V81H96ZM98 82H99V81H98ZM149 82H150V81H149ZM166 82H167V81H166ZM197 82H198V81H197ZM201 82H202V81H201ZM215 82H216V81H215ZM217 82H218V81H217ZM224 82H225V81H224ZM224 82H222L221 84H223ZM227 82H228V81H227ZM227 82L224 84L225 86H228V83H227ZM232 82H233V81H232ZM234 82H237V81L234 80ZM35 83H36V82H35ZM37 83H38V82H37ZM66 83H67V82H66ZM68 83H69V82H68ZM75 83H76V82H75ZM79 83H80V82H79ZM103 83H105V81H104ZM106 83H107V82H106ZM146 83H147V81H146ZM156 83H157V82H156ZM159 83H160V82H159ZM190 83H191V82H190ZM218 83L220 84V82H218ZM16 84H17V87H16ZM28 84H29V83H28ZM28 84H27V85H28ZM31 84H32V83H31ZM76 84H78V83H76ZM87 84H88V83H87ZM87 84H85V85H87ZM101 84H102V83H101ZM101 84H100V85H101ZM110 84H109V85H110ZM129 84H131L130 81H129ZM168 84H169V83H168ZM177 84H178V83H177ZM181 84H180V86H181ZM198 84H199V82H198ZM219 84H218V85H219ZM221 84H220V86H221ZM226 84H227V85H226ZM237 84H239V83H237ZM237 84H236V85H237ZM247 84H248V85H247ZM29 85H30V84H29ZM68 85H69V84H68ZM71 85H72V83H71ZM91 85H92V84H91ZM95 85H96V84H95ZM131 85H132V84H131ZM136 85H137V84H136ZM146 85H147V84H146ZM158 85H159V84H158ZM164 85H166V84H163V86H164ZM171 85H172V82H170V86H171ZM175 85H176V83H175ZM200 85H201V83H200ZM236 85H235V86H236ZM240 85H241V84H240ZM242 85H241V86H242ZM34 86H35V85H34ZM37 86H38V84H37ZM39 86H40V85H39ZM39 86H38V88L40 89ZM66 86H67V85H66ZM66 86H65V87H66ZM69 86H70V85H69ZM73 86H74V85H73ZM98 86H99V85H98ZM102 86H103V85H102ZM141 86H142V85H141ZM147 86H148V85H147ZM152 86H153V85H152ZM155 86H156V85H155ZM166 86H167V85H166ZM172 86H174V85H172ZM230 86H231V84H230ZM233 86H234V85H233ZM237 86H239V85H237ZM8 87H9V88H8ZM35 87H36V86H35ZM65 87H64V88H65ZM76 87H78V86H76ZM86 87H87V86H86ZM89 87H90V86H89ZM89 87H88V88H89ZM100 87H101V86H100ZM104 87H105V86H104ZM104 87H102V88H104ZM106 87H108V85H106ZM121 87H122V89H121ZM134 87H135V86H133V88H134ZM136 87H140V86H136ZM176 87H177V86H176ZM176 87H175V89H176ZM201 87H202V86H201ZM201 87H200V88H201ZM203 87H204V86H203ZM218 87H219V86H218ZM26 88H27V87H26ZM72 88H74V87H72ZM72 88H71V89H72ZM78 88H79V87H78ZM81 88H83L84 90L86 89V88H84V86L81 87ZM90 88H91V87H90ZM126 88H127V87H126ZM126 88H125V89H126ZM147 88H148V87H147ZM152 88H154V87H152ZM159 88H160V87H159ZM159 88H158V89H159ZM166 88H169V87H166ZM172 88H173V87H172ZM207 88H210V86H209V87L207 86ZM213 88H214V87H213ZM215 88H216V87H215ZM226 88H227V87H226ZM231 88L238 89L239 87H238V88L231 87ZM15 89H16V91H15ZM34 89H35V88H34ZM39 89H37V90H39ZM94 89H96V87H95ZM107 89H108V88H104L105 91H107ZM120 89H121V90H120ZM148 89H149V88H148ZM156 89H157V88H156ZM158 89H157V91H158ZM175 89H171V90L176 91ZM202 89H203V88H202ZM227 89H228V88H227ZM234 89H232V91L235 93ZM37 90H36V91H37ZM65 90H66V89H65ZM67 90H68V88H67ZM67 90H66V91H67ZM74 90H75V89H74ZM84 90H83V91H84ZM97 90H98V88L96 89V91H97ZM127 90H128V89H127ZM139 90L142 91L141 88L138 89V90L136 89V91H135V89H134L135 92H139ZM153 90H154V89H153ZM164 90H165V89H164ZM166 90H167V89H166ZM166 90H165L164 92H166ZM171 90H170V91H171ZM179 90H180V89H179ZM184 90H185V89H184ZM198 90H199V88H198ZM210 90H211V89H210ZM24 91H25V90H24ZM27 91H28V90H27ZM30 91H31V90H30ZM34 91H35V90H34ZM70 91H71V90H70ZM77 91H78V90H77ZM83 91H81V94H82ZM85 91H87V90H85ZM85 91H84V92H85ZM91 91H92V90H91ZM149 91H150V90H149ZM161 91H162V88H160V93H161ZM167 91H168V90H167ZM180 91H181V90H180ZM204 91H205V90H204ZM217 91H218V89H217ZM219 91H220V90H219ZM221 91H222V90H221ZM221 91H220V92H221ZM238 91H239V90H238ZM238 91H236V92H238ZM246 91L248 92V94H247ZM64 92H65V91H64V89H63V93H64ZM84 92H83V93H84ZM93 92H95V91H93ZM99 92H100V91H98L97 93H99ZM102 92H104V91H102ZM102 92H100V93H102ZM129 92H130V91H129ZM132 92H133V91H132ZM135 92H133V93L136 94ZM145 92H146V91H145ZM145 92L143 93V95H145ZM150 92H151V91H150ZM153 92L156 93V91H152V94H153ZM176 92H177V91H176ZM176 92H173V93H174V96H175ZM188 92H189V91H188ZM198 92H199V91H198ZM198 92L196 91V95H197ZM200 92H201V91H200ZM202 92H203V91H202ZM202 92H201V93H202ZM207 92H208V91H207ZM214 92H216V91H214ZM27 93H28V92H27ZM37 93H38V91H37ZM60 93H61V95L59 94V96H62V95H63V94H62V91H60ZM66 93H67V92H66ZM66 93H65V94H66ZM73 93H74V91H73ZM86 93H87V92H85L84 95L82 94L83 96L80 94V96H82V97H79V99L77 100V101H78V104H79V103H82V104H83L84 101H88V98H91L89 91H88L89 95L86 94ZM97 93L95 92L94 94H97ZM157 93H158V92H157ZM160 93H158V94H160ZM182 93H183V90H182ZM201 93H200L199 96H202ZM205 93H206V92H205ZM205 93H204V95H205ZM222 93H223V91H222ZM224 93H225V92H224ZM238 93H239V92H238ZM241 93H242V92H241ZM19 94H20V93H19ZM23 94H24V93H23ZM65 94H64V95H65ZM68 94H69V93H68ZM125 94H126V91H125ZM127 94H128V93H127ZM138 94L141 95V92L138 93ZM166 94H167V93H166ZM220 94H221V93H220ZM236 94H237V93H236ZM239 94H240V93H239ZM30 95H31V94H30ZM73 95L77 96V93H75V94H73ZM78 95H79V94H78ZM92 95H93V93H92ZM128 95H129V94H128ZM131 95H132V94H131ZM154 95H156V94H154ZM160 95H161V94H160ZM163 95H165V94L162 93L161 97H160L159 95H158V96H159L160 98H162ZM178 95H179V94H177V96H178ZM181 95H182V94H180V97H179L180 99H181V97H183V95H182V96H181ZM184 95H185V94H184ZM186 95L188 96V94H186ZM189 95H190V94H189ZM196 95H195V96H196ZM212 95H214V94H212V92H211V95H210V96L212 97ZM218 95H219V93L216 94V96H218ZM221 95H222V94H221ZM226 95H227V94H226ZM226 95H225V96H226ZM17 96H18V95H17ZM17 96H16V97H17ZM20 96H21V95H20ZM65 96H66V95H65ZM69 96H70V95H69ZM134 96H135V95H133V97H134ZM167 96H169V95H167ZM230 96H231V94H230ZM235 96H236V95H235ZM240 96H242V95L240 94ZM240 96H239V97H240ZM13 97H14V96H13ZM24 97H25L24 99H26V96H24ZM27 97H28V95H27ZM62 97H63V96H62ZM62 97H61V98H62ZM84 97H85V98H84ZM111 97H112V98H111ZM129 97H130V96H129ZM133 97H132V98H133ZM136 97H137V95H136ZM149 97H150V96H149ZM149 97H148V98H149ZM153 97H155V96H153ZM156 97H157V96H156ZM184 97H186V96H184ZM192 97H193V94H192ZM213 97H215V96H213ZM213 97H212V99H213ZM237 97H238V96H237ZM244 97H245V96H244ZM244 97H243V98H244ZM93 98H94V97L92 96V99H93ZM139 98H140V97H139ZM148 98L146 97V100H148ZM150 98H151V97H150ZM165 98H166V97H165ZM165 98H164V99H165ZM167 98H168V97H167ZM172 98H173V97H172ZM187 98H188V97H187ZM194 98H195V97H194ZM194 98H192V99H194ZM200 98H201V97H200ZM209 98H210V97H209ZM227 98H228V97H227ZM227 98H226V99H227ZM234 98H235V97H234V95H233V98H232V99L234 100ZM243 98H242V99H243ZM248 98H247V99H248ZM11 99H12V98H11ZM14 99H16V98H14ZM24 99H22V100L24 101ZM56 99L58 100V99H60V97L58 98V96H57ZM65 99H66V98H65ZM71 99H72V98H71ZM75 99H76V97H75ZM134 99H135V97H134ZM143 99H144V98H143ZM175 99H176V98H175ZM182 99H183V98H182ZM196 99H197V98H196ZM206 99H208V96H207ZM212 99H211V101H212ZM222 99H223V97H222V98H221V97L219 98L220 101H222ZM224 99H225V98H224ZM226 99H225V100H226ZM235 99H236V98H235ZM245 99H246V98H245ZM61 100H62V99H61ZM89 100H90V99H89ZM136 100H137V99H135V101H136ZM162 100H163V99H162ZM171 100H172V99H171ZM219 100H218V101H219ZM253 100H251V102H252ZM1 101H2V102H1ZM12 101H13V100H12ZM14 101H15V100H14ZM58 101H59V100H58ZM67 101H69V100H67ZM67 101H66V102H67ZM74 101H75V100H74ZM139 101H141V100H139ZM139 101H138V103H141V102H139ZM154 101H156V100H154ZM158 101H161V100L159 99ZM164 101H165V100H164ZM195 101H196V100H195ZM197 101H199V99H198ZM201 101H202V100H201ZM201 101H200V102H201ZM209 101H210V99H209ZM215 101H217V100H214L212 103H214ZM223 101H224V100H223ZM228 101H229V99H228ZM228 101H225V102H228ZM230 101H231V100H230ZM237 101H239V98L237 99ZM246 101H247V100H245L244 103H245ZM8 102H9V101H8ZM10 102H11V101H10ZM18 102H19V101H18ZM64 102H65V101H64ZM64 102H62V104H61V106H63V108L61 107V109H62V110L65 109V110L67 111L68 108H64V106L66 107V105L64 104ZM72 102H73V100H72ZM72 102L69 101V102H68V105L71 104V105L73 106V104H74L76 101H75L73 104H72ZM89 102H90V101H89ZM91 102H92V100H91ZM113 102H114V101H113ZM117 102H119V101H117ZM121 102H122V101H121ZM124 102H125V104H124ZM124 102L122 103V106H123V104H124V106L126 105V101H125V100H124ZM127 102L129 103L130 100L127 99ZM148 102H149V101H148ZM169 102H170V101H169ZM173 102H175V101H174V98H173ZM173 102H172V104H173ZM183 102H184V100H183ZM234 102H235V100L233 101V104H234ZM247 102H248V101H247ZM3 103H2L1 105L4 107L5 104H3ZM20 103H21V102H20ZM60 103H61V102H60ZM85 103H86V102H85ZM85 103L83 104V106L85 105ZM132 103H133V101L131 102V104H132ZM135 103H136V102H135ZM135 103H134V104H135ZM149 103H150V102H149ZM157 103H158V102H157ZM191 103H192V102H191ZM191 103H190V104H191ZM203 103L205 104L206 102L204 101ZM216 103H218V102H216ZM239 103H240V102H239ZM253 103H254V102H253ZM256 103H257V102H256ZM256 103H255V104H256ZM52 104H53V103H52ZM63 104H64V105H63ZM75 104H77V103H75ZM78 104H77V105H78ZM87 104H88V103H87ZM109 104H108V105H109ZM117 104H118V103H117ZM134 104H133V105H134ZM154 104H155V102H154ZM154 104L152 103L151 105H153V107H154ZM185 104H186V103H185ZM193 104H194V103H193ZM229 104H230L231 106H233L232 103L229 102ZM50 105H51V104H50ZM54 105H55V104H54ZM57 105H58V104H57ZM88 105H89V104H88ZM90 105L93 106V104H91V103H90ZM119 105H120V104H118V107H119ZM128 105H129L130 109L133 108L132 106H130V103L126 105L127 108H128ZM135 105H136V104H135ZM143 105H144V104H143ZM151 105H150V106H151ZM161 105H162V104H161ZM177 105H178V104H177ZM188 105H189V104H188ZM188 105H187V106H188ZM201 105H202V103H201ZM205 105H206V104H205ZM224 105H225V104H224ZM224 105H223V106H224ZM234 105H236V102H235ZM244 105H246V104H244ZM263 105H264V104H263ZM7 106H8V107H9V106H12V103H11V105H7ZM13 106H14V105H13ZM15 106H17V105H15ZM59 106H60V105H58V108H57V106H53V107H56V108H57L56 111H61V110L59 109ZM92 106L89 107L88 109L90 110V108H93ZM112 106H113V105H112ZM126 106H125V107H126ZM139 106H140V104L138 105V107H139ZM144 106H145V105H144ZM157 106H158V107H157L158 109L161 108V107H159V105H157ZM168 106H169V105H168ZM170 106H171V104H170ZM174 106H175V105H174ZM183 106H184V104H183ZM183 106L181 105V107H183ZM217 106H218V105H217ZM219 106H220V104H219ZM219 106H218V107H219ZM223 106H222V108H225V107H223ZM231 106H229V107H231ZM236 106H238V108H240L241 105L238 104V105H236ZM246 106H249L248 103H247ZM254 106H255V105H254ZM254 106H253V107H254ZM259 106H260V105H259ZM3 107H1V109H4ZM74 107H75V106H74ZM76 107H77V106H76ZM78 107H79V106H78ZM87 107H88V106L85 105V108H87ZM97 107H96V108H97ZM116 107H117V106H116ZM131 107H132V108H131ZM155 107H156V104H155ZM164 107H165V106H164ZM181 107H180V108H181ZM185 107H186V106H185ZM188 107H191V106H188ZM188 107H187V108H188ZM208 107H209V106H208ZM212 107H213V106H212ZM250 107H251V104H250ZM250 107H249V108H250ZM260 107H262V106H260ZM5 108H6V105H5ZM11 108H12V107H11ZM11 108H9V109H11ZM17 108H18V107H17ZM20 108H21V107H19V109H20ZM41 108L43 109L42 106H41ZM71 108H72V107H71ZM79 108L81 109V107H79ZM112 108H113V107H112ZM112 108H110V109H111L112 111H114L115 108H114V109H112ZM122 108H123V107H122ZM147 108H148V107H147ZM147 108H146V109H147ZM166 108H167V107H166ZM176 108H177V106H176ZM178 108H179V107H178ZM231 108H232V107H231ZM235 108L237 109V107H235ZM235 108H234V109H235ZM257 108H258V106L256 107V110H257ZM9 109H8V111H9ZM44 109H45V108H44ZM58 109H59V110H58ZM102 109H103V108H102ZM108 109H109V108H108ZM117 109H118V108H117ZM117 109H116V110H117ZM174 109H175V108H174ZM181 109H182V108H181ZM181 109H180L179 111H181ZM189 109H190V108H189ZM214 109H215V108H214ZM219 109H220V108H219ZM226 109H227V108H225L224 110H226ZM245 109H246V108H245ZM245 109H244V110H245ZM259 109H260V108H259ZM46 110H47V109H46ZM49 110H50V109H49ZM54 110H55V109H53V111H54ZM65 110H64V111H65ZM68 110L70 111V109H68ZM74 110H75V109H74ZM82 110H83V109H82ZM82 110H80V112H82ZM86 110H87V109H85V111H86ZM92 110H93V109H92ZM95 110H96V109H95ZM99 110H100V109L98 108L96 111L98 112ZM119 110H120V109H119ZM134 110H135V108H134ZM136 110H137V109H136ZM136 110H135V111H136ZM150 110H151V109H150ZM153 110H154V109H152V111H153ZM191 110H192V108H191ZM195 110H197V109H195ZM211 110H213V109L211 108ZM220 110L222 111V109H220ZM238 110H239V109H238ZM238 110H237V111H238ZM248 110H251V108L248 109ZM12 111H13V109H12ZM18 111H19V110H18ZM29 111H32V110L29 109ZM53 111H52V112H53ZM64 111H63V112H64ZM71 111H73V110H71ZM76 111H77V110H76ZM105 111H106V110H105ZM109 111H110V110H109ZM112 111H111V112H112ZM122 111H123V109H122ZM156 111H157V110H156ZM169 111H170V109H169ZM171 111H172V110H171ZM185 111H186V110H185ZM198 111H199V110H198ZM216 111H217V108H216ZM246 111H247V110H246ZM254 111H255V110H254ZM61 112H62V111H61ZM74 112H75V111H74ZM77 112L79 113V111H77ZM92 112H94V111H92ZM101 112H103V111H101ZM116 112H117V114L119 113V111H116ZM116 112H115V114H116ZM120 112H121V111H120ZM137 112H138V111H137ZM137 112H136V113H137ZM172 112L174 113V111H172ZM172 112H171V114H172ZM177 112H178V111H177ZM193 112H194V110H193ZM201 112H203V111H201ZM201 112H200V113H201ZM209 112H210V111H209ZM209 112H206V113H209ZM217 112H218V111H217ZM226 112H228V110H227ZM240 112H241V111H240ZM242 112H243V111H242ZM263 112H264V111H263ZM50 113H51V112H50ZM55 113H56V112H55ZM67 113H68V111H67ZM105 113H106V112H105ZM112 113H113V112H112ZM124 113H125V112H124ZM160 113H161V112H160ZM184 113H186V114L189 115V113H187V112H184ZM190 113H191V112H190ZM196 113H197V112H196ZM203 113H204V112H203ZM210 113H211V112H210ZM213 113H214V112H213ZM219 113H220V112H219ZM219 113H217V114H219ZM236 113H237V112H236ZM10 114H11V113H10ZM13 114H14V112H13ZM37 114H39V113H37ZM59 114H60V112H59ZM59 114H57V115H59ZM61 114H63V113H61ZM65 114H66V113H65ZM70 114H72V113L70 112ZM80 114H81V113H80ZM82 114H83V113H82ZM87 114H88V113H87ZM87 114H85V115H87ZM133 114H135V113H133ZM161 114H162V113H161ZM167 114H168V112H167ZM167 114H165V115H167ZM169 114H170V113H169ZM169 114H168L167 116H169L168 118H171ZM174 114H175V113H174ZM191 114H192V113H191ZM215 114H216V112H215ZM215 114H214V116H217V115H215ZM222 114H223V113H222ZM237 114H239V112H238ZM246 114H247V112H246ZM246 114H245V115H246ZM254 114L256 115V112H255ZM77 115H78V114H77ZM102 115H103V114H102ZM108 115H111V114H108ZM112 115H113V114H112ZM119 115H120V114H119ZM119 115H118V116H119ZM129 115H130V114H129ZM129 115L126 114L125 117H123V116H124V114H123V116L121 115L122 117H121V116H120V117L122 118V120L125 119V121H126V120L128 121V120L130 119V117H131V115H130V116H129ZM162 115H163V114H162ZM162 115H161V116H162ZM183 115H185V114H183ZM193 115H194V114H193ZM193 115H192V117H194L196 114H195L194 116H193ZM197 115H201V114L198 113ZM205 115H206V114H205ZM205 115H204V117H203V115H201V116H202L203 118H205ZM211 115H212V114H211ZM219 115H220V114H219ZM223 115H224V114H223ZM225 115H226V114H225ZM240 115H241V114H240ZM242 115H243V114H242ZM248 115H250V114H248ZM252 115H253V112H252ZM255 115H254V117H256V119H257V117L259 116L258 113H257L256 116H255ZM261 115H262V114H261ZM16 116H17V115H16ZM19 116L21 117V113H20ZM19 116H18V117H19ZM43 116H44V115H43ZM47 116H48V115H47ZM59 116H60V115H59ZM59 116H58V117H59ZM63 116H64V115H63ZM63 116H62V118H63ZM127 116H129V119H128ZM135 116H137V115H135ZM163 116H164V115H163ZM208 116H209V115H208ZM243 116H244V115H243ZM263 116H264V113H263ZM263 116H262V118H263ZM8 117H9V113H8V114L3 113V114L0 115V122L3 123L2 125L6 124V123H4V122H7V121H8ZM12 117H13V116H12ZM112 117H113V116H112ZM112 117H111L110 121L112 120ZM114 117H115V116H114ZM120 117H116V119H118L117 121H119V118H120ZM126 117H127V119H126ZM165 117H166V116H165ZM180 117H181V115H180ZM198 117H199V116H198ZM202 117H200V118H202ZM206 117H207V115H206ZM250 117H251V116H250ZM250 117H248V118H250ZM21 118H22V117H21ZM48 118H49V117H48ZM50 118H51V119H50ZM50 118H49V119L52 120L53 117H50ZM65 118H66V117H65ZM100 118H101V117H100ZM107 118L109 119V117H105V119H107ZM121 118H120V119H121ZM131 118H132V117H131ZM133 118H134V120H135L136 117L133 116ZM182 118H183V117H182ZM182 118H181V119H182ZM184 118H185V117H184ZM186 118H188L187 115H186ZM207 118H208V117H207ZM209 118L211 119L212 117L210 116ZM213 118H214V117H213ZM215 118H216V117H215ZM219 118H220V117H219ZM219 118H217V119H219ZM246 118H247V117H246ZM258 118H259V117H258ZM14 119H15V118H14ZM19 119H20V118H18V121H19ZM45 119H47V118H45ZM59 119H61V118H59ZM136 119H137V118H136ZM165 119H167V118H165ZM165 119H164V120H165ZM171 119H173V117H172ZM181 119H180V120H181ZM192 119H193V118H192ZM192 119H190V120H192ZM259 119L262 120V119H261V116H260ZM9 120H10V119H9ZM47 120H48V119H47ZM53 120H54V119H53ZM56 120H58V118H57ZM102 120H104V119L102 118ZM169 120H170V119H169ZM196 120H197V119H196ZM211 120H212V119H211ZM250 120H251V119H249V120H248V119H247V120L245 119L244 122H242V123L244 124V123L247 122V121L250 122ZM260 120H258V121H259V124H260ZM20 121H21V120H20ZM54 121H55V120H54ZM105 121L107 122L108 120H105ZM115 121H116V120H115ZM117 121H116V122H117ZM162 121H163V120H161V122H162ZM181 121H182V120H181ZM202 121H203V120H202ZM214 121H215V120H214ZM217 121H218V120H217ZM240 121H242V120H240ZM46 122H47V121H46ZM63 122H64V120H63ZM63 122H62V124H63ZM108 122H109V121H108ZM111 122H112V121H111ZM123 122H124V121H123ZM132 122H133V119H132ZM164 122H165V121H164ZM166 122H167V121H166ZM171 122H172V124H170V125H173L174 123H173L172 120H171ZM174 122H175V121H174ZM183 122H184V121H183ZM194 122H195V121H193V124H191L192 122L189 121V125L191 124V125L194 126ZM205 122L207 123V121H205ZM208 122L210 123V121H208ZM249 122H248V125L250 124ZM262 122H264V121H262ZM12 123H14V121H13ZM101 123H102V122H101ZM103 123H104V122H103ZM126 123H127V122H126ZM178 123H179V122H178ZM203 123H204V122H203ZM211 123H213V122H211ZM211 123H210V124H211ZM251 123H252V120H251ZM46 124H47V126H48V122H47ZM50 124H51V123H50ZM119 124H120V123H119ZM124 124H125V122H124ZM128 124H134V123H129V122H128ZM179 124H181V123H179ZM179 124H178V125H179ZM184 124H187L186 127L188 126V122H187V123L184 122ZM200 124H202V122L199 123V126H198L197 124H196V125H197L198 127H200V126H201ZM204 124H205V123H204ZM204 124H203V125H204ZM254 124H255V123H254ZM259 124H258V125H259ZM10 125H11V124H10ZM10 125H9V126H10ZM15 125H16V123H15ZM15 125H12V126L16 127ZM53 125H55V126H54V129H55V127L57 128V126H58V125L56 126L55 123H53ZM89 125H91V124H89ZM98 125H99V124H98ZM104 125H105V124H104ZM104 125H103V126H104ZM106 125H107V123H106ZM106 125H105V126H106ZM112 125H113V124H112ZM120 125H122V124H120ZM125 125H126V124H125ZM175 125H176V124H175ZM175 125H173V127H176ZM191 125H190V126H191ZM196 125H195V126H196ZM213 125H214V124H213ZM250 125H251V124H250ZM0 126H1V125H0ZM12 126H10V127H12ZM107 126H109V124H108ZM110 126H111V124H110ZM110 126H109V127H110ZM128 126H131V125H128ZM138 126H139V125H138ZM184 126H185V125H184ZM190 126H188V127H190ZM204 126H205V125H204ZM210 126L212 127V125H210ZM210 126H208V127H210ZM241 126H242V125H241ZM243 126H244V125H243ZM1 127H2V126H1ZM49 127H51V126H49ZM85 127H87V126H85ZM97 127H98V126H97ZM115 127H116V126H115ZM122 127H124V126H122ZM134 127H135V126H134ZM160 127H163V126H160ZM166 127H167V126H166ZM169 127H172V126H169ZM181 127H182V126H181ZM186 127H185V128H186ZM198 127H195V128H198ZM201 127H202V126H201ZM201 127H200V128H201ZM208 127H207V129H208ZM262 127H264V126H262ZM12 128H13V127H12ZM52 128H53V127H51V129H52ZM69 128H70V127H69ZM87 128H88V127H87ZM90 128H91V127H90ZM90 128H89V129H90ZM103 128H104V127H103ZM103 128H102V129H103ZM106 128H107V127H106ZM113 128H114V126H113ZM118 128H119L120 130L122 129V128H120V126L114 128V129L116 130V131H114V135H115V137H112V138L110 137V138H111L110 140H112V142H111L110 140L108 141L107 138H106L107 141L104 140V139H105V137H104V136H105V133H104V136H103L102 133H101V135H102L104 138H103L102 142L99 143V145L101 144V145L105 148V150H106V152H105V150L102 151V154H103V152H104V153H105L104 155L106 156V157L103 158L104 162L102 161V163L105 164L106 161H109V163H110V167H113V166H114V168H116V169L119 170V168H120V163H122V160H121V162L119 163V160H120V159H119L118 157H117V158H118L119 160L116 158V155H117V154H116V155H110L111 153H114V152H113L114 150H116V149H120V146L122 145V144H120V141H119L120 138H118V136L120 135V132H121V131H118ZM124 128H125V129H128V130H124V131H127V132L130 131V132L132 133L130 127H129V128H128V127L126 128V126H125ZM164 128H165V127H164ZM182 128H183V127H182ZM193 128H194V127H193ZM202 128H203V127H202ZM205 128H206V127H205ZM215 128H216V127L214 126V130H215V132H216L217 129H218V127H217V129H215ZM244 128H245V126L243 127V130H244ZM247 128H248V126H247ZM249 128H250V127H249ZM254 128H255V126H254ZM254 128H253V129H254ZM6 129H7V128H6ZM10 129H11V128H10ZM51 129H49V130H51ZM54 129H53V131H54ZM58 129H59V127H58ZM84 129H85V128H84ZM98 129H99V128H97L96 130H98ZM104 129H105V128H104ZM107 129H108V128H107ZM110 129L112 130V127H110ZM138 129H139V128H138ZM159 129H160V128H159ZM175 129H176V128H175ZM177 129H178V128H177ZM180 129H181V128H180ZM207 129H206V130H207ZM209 129H210V128H209ZM251 129H252V128H251ZM253 129H252V131H253ZM259 129H260V128H259ZM261 129H262V128H261ZM261 129H260V130H261ZM263 129H264V128H263ZM81 130H82V132H81L82 134H83L84 131H86V129H85V130L81 129ZM87 130H88V129H87ZM94 130H95V128H94ZM99 130H100V129H99ZM133 130H134V129H133ZM136 130H137V129H136ZM165 130H166V129H165ZM182 130H183V129H182ZM184 130H185V129H184ZM191 130L193 131V129H191ZM196 130H197V129H196ZM196 130H195V132H196ZM200 130H201V129L197 130V132L199 133ZM203 130H204V129H203ZM211 130H213V129H211ZM211 130H210V131H211ZM239 130H242V128H240ZM243 130H242V131H243ZM246 130H247L249 133H252V132H250V130H248V129H246ZM254 130H255V129H254ZM101 131H102V130H101ZM105 131L108 132L109 130H105ZM168 131H169V129H168ZM179 131H180V130H179ZM187 131H188V129H187ZM189 131H190V129H189ZM189 131H188V132H189ZM255 131H256V130H255ZM261 131H262V130H261ZM4 132H5V131H4ZM55 132H56V130H55ZM86 132H88V131H86ZM99 132H100V131H99ZM109 132H110V131H109ZM135 132H136V131H135ZM160 132H161V133H164L165 131L163 132L162 129H160ZM185 132H186V131H185ZM212 132H213V131H212ZM215 132H214V133H215ZM240 132H241V131H240ZM88 133H90V132H88ZM94 133H95V132H94ZM97 133H98V132H97ZM97 133H95V134H97ZM125 133H126V132H125ZM128 133H129V132H128ZM177 133H178V132H177ZM179 133H180V132H179ZM179 133H178V134H179ZM190 133H191V132H190ZM253 133H254V132H253ZM256 133H257V132H256ZM256 133H255V135H256ZM7 134H8V133H7ZM9 134H10V133H9ZM52 134H53V132H52ZM54 134H55V133H54ZM82 134H80V135H82ZM84 134H85V132H84ZM109 134H110V133H109ZM121 134L124 135V133H122V132H121ZM126 134H127V133H126ZM129 134H130V133H129ZM164 134H165V133H164ZM166 134H167V136H169V135H171V132H170V134H169V133H166ZM174 134H175V133H174ZM200 134H201V133H200ZM200 134H199V136H200ZM203 134H204V132H203ZM205 134H206V133H205ZM207 134H208V133H207ZM207 134H206V135H207ZM210 134H211V133L209 132V135H210ZM212 134H213V133H212ZM212 134H211V135H212ZM258 134H260V133H258ZM258 134H257V139H260V137H258ZM75 135L78 136L77 133H76ZM75 135H72V138H73V136H75ZM123 135H120V137L123 136ZM130 135H131V134H130ZM130 135H129V136H130ZM133 135H135V134L133 133ZM162 135H163V134H162ZM189 135L191 136V134H188V135H187V133H186L185 137H186V136H189ZM193 135H194V131H193ZM193 135H192V136H193ZM206 135H205V136H206ZM245 135H246V134H244V136H245ZM247 135H248V134H247ZM262 135H263V134H262ZM10 136H12V133H11ZM10 136H8V137H10ZM99 136H100V135H99ZM109 136H110V135H109ZM129 136H126V137H128V138L132 137V136H130V137H129ZM163 136H164V135H163ZM179 136H180V134H179ZM182 136H183V134H182ZM197 136H198V135H197ZM213 136H214V135H213ZM234 136H235V135H234ZM237 136H239V135H237ZM251 136H252V135H251ZM87 137H88V136H87ZM87 137L85 136L86 141H87ZM94 137H95V135H94ZM123 137H124V136H123ZM123 137L121 138V140L123 139ZM135 137H136V135H135ZM172 137H173V136H172ZM174 137H175V135H174ZM176 137H177V136H176ZM200 137H201V136H200ZM208 137H209V136H208ZM241 137H242V136H241ZM252 137H253V136H252ZM262 137H263V136H262ZM76 138H77V137H76ZM79 138H80V137H79ZM98 138H99V137H98ZM108 138H109V137H108ZM160 138H162V137H160ZM180 138H181V136H180ZM189 138H191V137H189ZM189 138H188V141H189ZM194 138H195V135H194ZM194 138H193V140H195ZM205 138H206V137H205ZM205 138H204V139H205ZM233 138L235 139V137H233ZM253 138L255 139V136H254ZM74 139H75V138H74ZM83 139H84V138H83ZM91 139H92V136H91ZM95 139L97 140V138H95ZM99 139H100V138H99ZM114 139H116L115 142L113 141ZM118 139H119V140H118ZM126 139H127V138H126ZM162 139H163V138H162ZM162 139H161V140H162ZM181 139H182V138H181ZM196 139H197V137H196ZM199 139H200V140H203V138H199ZM206 139H209V138H206ZM212 139H214V138H212ZM212 139H211V140H212ZM242 139H244V138H242ZM247 139H248V138H247ZM254 139H253V142H254ZM257 139H256V140H257ZM262 139H263V138H262ZM11 140H12V139H9V142H10ZM93 140H94V139H93ZM167 140H169V138H168ZM170 140H174V139H170ZM170 140H169V142H172V141H170ZM200 140H199V141L196 140L195 143H194L193 141H191V140H190L189 142H190V143L193 142L194 145H196V144H198L197 142L200 143ZM211 140H209V141H211ZM232 140H233V139H232ZM238 140H239V139H238ZM251 140H252V139H251ZM256 140H255V141H256ZM263 140H264V139H263ZM75 141H76V139H75ZM77 141H78V140H77ZM88 141H90V140H88ZM88 141H87V142H88ZM94 141H95V140H94ZM123 141H125V140L123 139ZM157 141H158V140H157ZM209 141H207V143L210 144ZM213 141H214V140H213ZM215 141H216V140H215ZM233 141H234V140H233ZM244 141H247V140H244ZM261 141H262V140H261ZM12 142H13V141H12ZM84 142H85V141H84ZM90 142H91V141H90ZM108 142H110V143H108ZM113 142H114V144H112ZM178 142H179V141H178ZM203 142H205V141H203ZM230 142H231V141H230ZM238 142H240V141H238ZM238 142H237V143H238ZM250 142H251V141H250ZM258 142H259V140H258ZM258 142H256V144H257ZM157 143H158V142H157ZM205 143H206V142H205ZM260 143H261V142H260ZM262 143L264 144V141H263ZM10 144H11V143H10ZM76 144H77V143H76ZM79 144H80V143H79ZM87 144H88V143H87ZM87 144H86V145H87ZM90 144H92V143H90ZM93 144H94V143H93ZM93 144H92V145H93ZM108 144H112V145L110 146V145H108ZM162 144H163V141H162ZM169 144H170V143H169ZM200 144H201V143H200ZM230 144H231V147H232V142H231ZM233 144H234V142H233ZM239 144H241V143H239ZM253 144H254V143H253ZM12 145H13V143H12ZM74 145H75V144H74ZM77 145H78V144H77ZM81 145H82V144H81ZM164 145H166V144H164ZM164 145H163V146H164ZM186 145H187V143H186ZM191 145H192V144H191ZM198 145H199V144H198ZM202 145H203V144H202ZM202 145H199V149L202 148ZM214 145H215V142H214ZM220 145H221V143H220ZM222 145H223V143H222ZM235 145H237V144H235ZM243 145H245L244 142H243ZM258 145H259L260 147L262 146V144H261V145L258 144ZM258 145H257V146L254 145V146H255V147H254V150H255L256 147H257V149H258V147H259ZM70 146H71V145H70ZM83 146L85 147V145H83ZM87 146H88V145H87ZM87 146H86V147H87ZM108 146H109L111 149H109ZM122 146H123V145H122ZM160 146H161V145H160ZM160 146H159V147H160ZM163 146H161V147L163 148ZM167 146H168V145H167ZM167 146H165V147H167ZM172 146H173V144H172ZM181 146H182L181 148L184 147L183 145H181ZM188 146H189V144H188ZM196 146H197V145H196ZM210 146H211V145H210ZM212 146H213V145H212ZM237 146H238V145H237ZM247 146H249V145H247ZM247 146H246V147H247ZM250 146H251V144H250ZM9 147H11V146L9 145L8 148H9ZM67 147H68V146H67ZM72 147H74V146L72 145ZM123 147H125V146H123ZM174 147H175V146H174ZM177 147H178V146H177ZM177 147H175V149H176ZM206 147H207V146H206ZM213 147H214V146H213ZM240 147H241V145H240ZM12 148H13V147H12ZM75 148H76V147H75ZM98 148H99V147H97V149H98ZM185 148H186V147H185ZM208 148H211V147H208ZM215 148H216V147H215ZM233 148H234V147H233ZM235 148H236V147H235ZM235 148H234V149H235ZM238 148H239V146H238ZM251 148H252V146H251ZM6 149H7V148H5V150H6ZM10 149H11V148H9V150H10ZM13 149H14V148H13ZM66 149H67V148H66ZM80 149H81V148H80ZM88 149H89V148H88ZM88 149L86 148V151H87ZM101 149H103V148H101ZM121 149H122V148H121ZM183 149H184V148H183ZM216 149H217V148H216ZM216 149H215V150H216ZM218 149H219V148H218ZM220 149H221V148H220ZM230 149H231V148H230ZM239 149H242V148H239ZM246 149H247V148H246ZM75 150H76V149H75ZM83 150H85V149H83ZM83 150L81 149V150H79V151H83ZM98 150H99V149H98ZM170 150H172V149H170ZM189 150H190V149H189ZM237 150H238V149H237ZM237 150H236V151H237ZM259 150H261V149H259ZM67 151H68V150H67ZM76 151L78 152V150H76ZM86 151H85V152H86ZM118 151H121V150H118ZM175 151H176V150H175ZM193 151H194V150H193ZM196 151H198V150H196ZM208 151H209V149H208ZM216 151H217V150H216ZM218 151H219V150H218ZM245 151H248V149L245 150ZM245 151H244V152H241V151H240V153H245ZM71 152H72V151H71ZM71 152H70V155H71ZM87 152L90 154V151H89V150H88ZM99 152H100V150H99ZM173 152H174V151H173ZM177 152H178V151H177ZM190 152H191V151H190ZM201 152H202V151H201ZM210 152H211V151H210ZM219 152H220V151H219ZM231 152H232V151L230 150V153H229V154H231ZM238 152H239V151H238ZM256 152H257V151H256ZM5 153H6V152H4V154H5ZM68 153H69V152H68ZM80 153H82V152H80ZM80 153H79V155H81ZM83 153H84V151H83ZM83 153H82V154H83ZM97 153H98V152H97ZM117 153H118V152H117ZM191 153H192V152H191ZM196 153H197V152H196ZM203 153H204V152H202V154H203ZM215 153H216V152H215ZM232 153H233V152H232ZM2 154H3V152H2ZM11 154H12V151H11ZM11 154H10V155H11ZM63 154H64V153H63ZM86 154H87V153H84V154L82 155V156H83L82 159H81L82 161H81L80 164H78V166L80 165L81 167H83L84 164L86 163L87 159H89V158L86 156ZM89 154H87V155H89ZM99 154L101 155V153H99ZM99 154H98V156H99ZM114 154H115V153H114ZM120 154H121V153H120ZM174 154H175V152H174ZM217 154H218V153H217ZM219 154H220V153H219ZM245 154H246V155H245ZM245 154H244V156H247V152H246ZM248 154H249V152H248ZM253 154H254V153H253ZM256 154H259V151H258V153H256ZM256 154H255V155H256ZM7 155H8V154H7ZM7 155H6V157H8ZM66 155H67V153H66ZM70 155H69V156H70ZM84 155H85V156H84ZM172 155H173V154L171 153V156H172ZM176 155H178V153H176ZM212 155H213V154H212ZM241 155H242V154H241ZM249 155L251 156V154H249ZM255 155H253V157H254ZM2 156H3V155H2ZM89 156H91V155H89ZM101 156H102V155H101ZM188 156H189V155H188ZM204 156H205V155H204ZM208 156H209V155H208ZM214 156H215V154H214ZM228 156H229V155H228ZM228 156H227V157H228ZM62 157H63V156H62ZM71 157H72V156H71ZM78 157H79V156H78ZM92 157H93V156H92ZM174 157H178V158H179V157H180V154H179V156H175V155H174ZM174 157H173V158H174ZM185 157H187V156H185ZM192 157H193V156H192ZM192 157H191V160H192ZM197 157H198V156H197ZM205 157L208 158L207 156H205ZM205 157H204V159H206ZM217 157H218V156H217ZM232 157H233V156H232ZM234 157H235V155H234ZM242 157H243V156H242ZM72 158H73V157H72ZM80 158H81V157H80ZM101 158H102V157H101ZM201 158H202V155H201ZM201 158H199V159L201 160ZM215 158H216V157H215ZM219 158H220V157H219ZM219 158H218V160H219ZM224 158H225V156L222 157V158H220V160H219L218 162H216V167H217V165H218L217 163H220L221 159H224ZM235 158H236V157H235ZM250 158L252 159V162H253V159H254V158H252V157H250ZM250 158H248V157L246 158V157H245L244 160H246V159H250ZM59 159H61V158H59ZM99 159H100V158H99ZM167 159H168V156H167ZM186 159H187V158H186ZM196 159H197V158H196ZM202 159H203V158H202ZM212 159H213V157H212ZM212 159H210V160H212ZM230 159H231V158H230ZM230 159H229V160H230ZM237 159H238V158H237ZM251 159H250V160H251ZM0 160H1V159H0ZM65 160H68V159H65ZM74 160H75V159H74ZM92 160H93V159H92ZM95 160H97V159L95 158ZM165 160H166V158H165ZM168 160H169V159H168ZM171 160H174V159H171ZM171 160H169V161H171ZM175 160H179V159H175ZM184 160H185V158H184ZM184 160H183V161H184ZM214 160H216V159H214ZM225 160H226V159H225ZM225 160H224V162H225ZM235 160H236V159H234V160L232 159L231 164L233 163V164L236 165L237 162H235ZM242 160H243V159H242ZM6 161H7V160H6ZM6 161H5V164H6L8 161H10V160H8L7 162H6ZM16 161L18 162V160H16ZM89 161H91V158L89 159ZM93 161H94V160H93ZM161 161H162V159H161ZM169 161H167V162H169ZM192 161H193V160H192ZM192 161H191V162H192ZM201 161H202V160H201ZM222 161H223V160H222ZM238 161H239V160H238ZM248 161H249V160H248ZM258 161H259V160H258ZM27 162H28V161H27ZM96 162H97V161H96ZM98 162H99V161H98ZM100 162H101V161H100ZM162 162H163V161H162ZM175 162H176V161H175ZM203 162H204V164H205L206 161H203ZM226 162H228V161H226ZM259 162H260V161H259ZM8 163H9V162H8ZM8 163H7V164H8ZM12 163H13V161H12ZM15 163H16V162H15ZM19 163H21V162H19ZM19 163L16 164V165H17L16 167H18V165L20 166ZM25 163H26V162H25ZM25 163H24V164H25ZM65 163H66V162H65ZM77 163H78V162H77ZM107 163H108V162H107ZM169 163H170V162H169ZM176 163H177V162H176ZM176 163H175L174 165H176ZM180 163L183 164L184 162L182 163V162L180 161ZM180 163H179V166H181ZM187 163H190V162H188V159H187ZM193 163H194V162H193ZM193 163H191V164H193ZM195 163H196V162H195ZM211 163H214V162H211ZM261 163H262V162H261ZM9 164H10V163H9ZM9 164H8V165H9ZM13 164H14V163H13ZM22 164H23V162H22ZM66 164H67V163H66ZM68 164H70V160H69V163H68ZM68 164H67V165H68ZM96 164H97V163H96ZM165 164H166V163H165ZM170 164H171V163H170ZM184 164L186 165V163H184ZM191 164H190V165H191ZM238 164H239V162H238ZM71 165H72V163L70 164V166H71ZM73 165H74V164H73ZM76 165H77V164H76ZM76 165H74V166H76ZM90 165H92V164H90ZM93 165H94V163H93ZM185 165H184V166H185ZM197 165H198V164H197ZM197 165H196V166H197ZM206 165H208V164H206ZM240 165H242V164H240ZM249 165H250V164H249ZM11 166H12V165H10V167H11ZM22 166H23V165H22ZM74 166H73V167H74ZM78 166H77V167H78ZM103 166H105V165H103ZM107 166H109V165H107ZM168 166H170V165L168 164ZM168 166L166 165V167H168ZM171 166H172V165H171ZM176 166H177V165H176ZM176 166H175V167H176ZM182 166H183V165H182ZM182 166H181V167H182ZM201 166H202V165H201ZM244 166H246V165H244ZM247 166H248V165H247ZM263 166H264V165H263ZM105 167H106V166H105ZM105 167H104V173H105ZM172 167H173V166H172ZM185 167H187V166H185ZM185 167H184V168H185ZM191 167H192V166H191ZM194 167H195V166H194ZM198 167H199V166H198ZM219 167H220V166H219ZM225 167H227V166H225ZM233 167H234V166H233ZM261 167H262V165H261ZM14 168H15V167H14ZM14 168H13V169H14ZM19 168H21V167H19ZM19 168H18V169H19ZM87 168H88V167H87ZM95 168H97L96 165H95ZM98 168H99V167H98ZM98 168H97V170H98ZM187 168H188V167H187ZM187 168H186V169H187ZM195 168H196V167H195ZM201 168H203V169H209V168H211V167L208 166V167L205 168V167L202 166ZM212 168H213V167H212ZM223 168H224V167H223ZM229 168H230V167H229ZM262 168H263V167H262ZM7 169H8V168H7ZM9 169H11V168H9ZM9 169H8V170H9ZM13 169H11V170H13ZM107 169L110 170V168H108V167H107ZM111 169H112V168H111ZM120 169H121V168H120ZM168 169H170V167H169ZM180 169H181V168H180ZM191 169H193V168H191ZM203 169H201V170H203ZM216 169H217V168H216ZM235 169H236V168H235ZM246 169H247V168H246ZM260 169H261V168H260ZM19 170H21V169H19ZM49 170H50V169H49ZM74 170H75L76 172H77V171H80V173H82V170H80V169H79V170H76V167H75ZM88 170H89V169H88ZM93 170H94V169H93ZM99 170H100V169H99ZM99 170H98V171H99ZM114 170H115V169H114ZM118 170H116L115 173H118ZM173 170H174V167H173ZM177 170H178V169H177ZM177 170H176V171H177ZM181 170H182V169H181ZM193 170H194V169H193ZM193 170H192V171H193ZM199 170H200V169H199ZM223 170H224V169H223ZM223 170H221V171H223ZM227 170H228V169H227ZM237 170H238V169H237ZM248 170H249V169H248ZM248 170H247V171H248ZM4 171H5V170H4ZM15 171H17V168H15V169L13 170V174L16 173ZM59 171H60V170H59ZM75 171H74V172H75ZM90 171H91V170H90ZM94 171H95V170H94ZM101 171L103 172V170H101ZM106 171H107V170H106ZM169 171L171 172L170 174H172V171H171V170H169ZM203 171H204V170H203ZM221 171H220V169H219V172H218V173L215 172L216 174H209L208 177H206V175L203 176V177H205L206 179H202V175H203V174L201 175V178H199L200 176H199V174H198V176H194L193 178H191V179L188 180V181H183V180H182L183 182H182L179 186H176V183L173 181V182L175 183V186H172V187L174 188V190H173V188L170 187V188H171L170 191H171V190H172V191H171V192H168L169 194H166V193L164 192L163 195H162L163 192L161 191L162 193H161L160 195L165 196V199H164V198L162 199V198H161L162 196L160 197L159 194L156 195V196H157V197H160V198L162 199V202H161V203H163V204L165 205V208H166V209H167L166 206H169V207L172 206V208H176V210H179L180 213H181V214L183 215V217H184V221L186 222V225H185V226H187L188 228L191 227V229H192V227H193L192 225H197V224H195V223H198V225H199V224L202 222L201 220H203L204 218H205V221L207 222V220L209 219V216L207 215V214H209V213H208L209 211L212 213L213 210H217L218 213H219V212L222 213L221 215H223V213H224L225 216L223 215V216L221 217V218L224 219V220H222L221 218H219V219H221V220L223 221L224 226H221V225H219V226L224 227V230L228 232V231H230V230L232 229V226H233V228H234V227L237 225V224L234 225V224H232V223H234L235 220L239 221L238 219H240V217L235 219V215H236V214L233 213V212H238V211H239V212H240V215H243V216H244L245 214H247V213L249 212V210L251 211L254 207H258L259 210H260L261 208H263V207H262L263 202H262L261 206L259 207V206H258V205H259V202H258L259 200H256V199H255V196H253L255 200L251 198V196H252V192H251V191H252V190H251L252 188H250L251 185H250V186L246 185L245 183H243L244 181H241V180H240V178L238 179V178L231 177V176H229V175L223 174V172H222V174H221V173H220ZM229 171H231V170H229ZM239 171H240V170H239ZM239 171H238V172H239ZM241 171H242V170H241ZM241 171H240V173H241ZM245 171H246V170L243 169L242 172H245ZM262 171H263V170H262ZM262 171H261V172L259 171V172L262 173ZM6 172H7V171H6ZM8 172H10V170H9ZM74 172H73V173H74ZM92 172H93V171H92ZM99 172H100V171H99ZM109 172L111 173L112 171H109ZM179 172H180V174L178 173V175H181V178H182V172H181V171H179ZM184 172H185V170H184ZM194 172H195V170H194ZM194 172H192V173H194ZM209 172H211V171H209ZM225 172H226V171H225ZM259 172H258V173H259ZM1 173H2V175L0 174V176H2V177L0 178V188H5L6 191H7L5 194H3V196L0 195L1 197H4V196H8V197H9V196H14V199H16V198L18 199V198H19L18 195H19V194H22V193H23L24 195H28L29 197H30V196H32V197H33V196H36V198H34L33 200H29L28 203L26 202V203H27V206L29 207V210H31L30 213H31L32 219H34L35 217L38 218L40 214H42V215L44 214L45 216L48 215L49 217H53V218H56V219H57L58 217L61 216V217H63V218L66 220V223H67L68 225H71L72 227H75V228H78V229H81L82 231H84V233H85L86 236L84 235L83 238H84V237L87 238L88 236H90L92 239H96V242H97V240H99V241H102V243H104L105 245L112 247L113 249H118V248H119L118 245L110 239V237L108 236V234H106V233H102V232L100 231V229L98 228L96 222H95L93 219H91V218H90V219H86V217L83 216V214H82L81 211H80V206H78L77 204H75V203H73V202H70L69 200H66V198H65V199H60L59 201H57V204H56V201L51 200V199H49V198L42 197L41 194H40V195H41V196H40V195H39V188H38V186H40V185H37V187H36V184L33 183L32 180L28 181V183H25V184L23 183V185H21L22 188H21V186H20V187H15V186H14V187H11L12 185H9V184H10V181H11L12 179H14V178H12V179H8L9 177H8V178L6 177V175H8V174L4 175L3 172H1ZM17 173H18V172H17ZM20 173H21V172H20ZM168 173H169V172H168ZM197 173H198V171H197ZM246 173H248V172H246ZM246 173H245V174H246ZM18 174H19V173H18ZM18 174H17V175H18ZM83 174H84V175L87 174L86 176H88V173L85 172L84 170H83ZM165 174H166V171H165L164 175H165ZM170 174H169V175H170ZM184 174H185V173H184ZM231 174H232V173H231ZM10 175H11V173H10ZM38 175H39V173H38ZM84 175H82V176H84ZM90 175H91V174H90ZM166 175H167V174H166ZM169 175H168V176H169ZM172 175H173V174H172ZM191 175H192V174H191ZM241 175H242V174H241ZM258 175H259V174H258ZM39 176H40L39 179L42 178V177H41V176H42L41 174H40ZM86 176H85V177H86ZM173 176H174V175H173ZM185 176H187V174H186ZM233 176H236V175H234V173H233ZM249 176H250V175H249ZM251 176H252V175H251ZM259 176H260V175H259ZM33 177H34V176H33ZM37 177H38V176H37ZM164 177L166 178V176H164ZM177 177H178V176H177ZM177 177H176V178H177ZM261 177H262V176H261ZM261 177H259V178H261ZM44 178H45V176H44ZM65 178H66V177H65ZM183 178H184V177H183ZM186 178L188 179V177H185V180H187ZM243 178H244V177H243ZM253 178H255V177H253ZM33 179H34V178H33ZM39 179H38V180H39ZM47 179H48V178H47ZM88 179H90V177H88V178L86 177V179H83V181L88 180ZM163 179H164V178H163ZM166 179H167V178H166ZM169 179H170V178H168V180H169ZM172 179H173V178H172ZM174 179H175V178H174ZM174 179H173V180H174ZM263 179H264V178H263ZM34 180H35V179H34ZM52 180H54V184H55V183H56L55 179H52ZM52 180H51V181H52ZM78 180H79V179H78ZM177 180H179V179H177ZM245 180H246V179H245ZM261 180H262V179H261ZM35 181H36V180H35ZM40 181H41V179H40ZM58 181H60V180L57 179V182H58ZM142 181H144V180H142ZM142 181H141V184H142ZM157 181H158V180H157ZM159 181H161V180H159ZM248 181H249V180H248ZM252 181H253V180H252ZM257 181H259V180H256V182H257ZM7 182H8V183H7ZM14 182H16V181H14ZM14 182H13V184H14ZM26 182H27V181H26ZM42 182H43V184L45 183V185H48L46 182H44V180H42ZM42 182H41V184H42ZM61 182H62V181H61ZM61 182H59V183L61 184ZM133 182H135V181H133ZM253 182H255V180H254ZM253 182H252V183H253ZM19 183H20V182H19ZM37 183H38V182H37ZM85 183H86V181H85ZM90 183H91V182H90ZM154 183H155V181H154ZM165 183H166V182H165ZM168 183H169V182H168ZM263 183H264V182H263ZM11 184H12V183H11ZM134 184H138V183L135 182ZM134 184H132V185H134ZM141 184H140V186H141ZM166 184H167V183H166ZM171 184H172V183H171ZM249 184H250V183H249ZM253 184H254V183H253ZM17 185H18V184H17ZM61 185H62V184H61ZM77 185H78V184H77ZM146 185H147V183H146ZM172 185H174V184H172ZM255 185H257V184H255ZM255 185H254V187H255ZM52 186H53V185H52ZM56 186L58 187V185H56ZM62 186H63V185H62ZM62 186H61V187H62ZM144 186H145V185H143V187H144ZM148 186H149V183H148ZM150 186H151V185H150ZM156 186H157V185H154V187H156ZM159 186H162V185H158L157 187H159ZM170 186H171V185H170ZM40 187H41V186H40ZM46 187H47V186H46ZM69 187H70V186H69ZM69 187H68V188H69ZM146 187H147V186H146ZM146 187H145V188H146ZM163 187H165V189H166L168 186L165 185V186H162V188H163ZM252 187H253V186H252ZM258 187H259V186H258ZM62 188H63V187H62ZM64 188H65V187H64ZM68 188L66 187L65 190L68 189ZM84 188H85V186H84ZM151 188L153 189V187H151ZM151 188H150V189H151ZM256 188H257V186H256ZM259 188H262V187H261V184H260V187H259ZM259 188H257V189H259ZM263 188H264V187H263ZM263 188H262V191L264 190ZM40 189H41V188H40ZM42 189H43V187H42ZM49 189H51V188H49ZM70 189H72V188H70ZM160 189H161V188H160ZM160 189H159V190H160ZM249 189H250V191H249ZM88 190H89V189H88ZM146 190H147V189H146ZM157 190H158V189H157ZM163 190H164V189H163ZM259 190H260V189H259ZM259 190H258V191H259ZM68 191H69V190H68ZM86 191H87V190H86ZM89 191H90V190H89ZM130 191H131V187H130ZM139 191H140V190H139ZM141 191H142V190H141ZM148 191H149V189H148ZM150 191H151V190H150ZM166 191H168V188H167ZM4 192H5V191H4ZM77 192H78V191H77ZM145 192H147V191H145ZM145 192H144V194H145ZM152 192H153V191H152ZM152 192H151V193H152ZM154 192H155V191H154ZM157 192H158V191H157ZM255 192H257V191H255ZM263 192H264V191H263ZM70 193H71V192H70ZM74 193H75V192H74ZM91 193H92V191H91ZM140 193H142V192H140ZM151 193H150V194H151ZM250 193H251V194H250ZM78 194H79V193H78ZM130 194H131V193H130ZM144 194H142V195H144ZM147 194H149V193H147ZM155 194H156V193H155ZM165 194H166V195H165ZM259 194H262V193H259ZM74 195H76V193H75ZM79 195H80V194H79ZM81 195H82V194H81ZM85 195H86V194H85ZM91 195H93V193H92ZM134 195H135V194H134ZM139 195H140V194H139ZM255 195H256V194H255ZM263 195H264V193H263ZM132 196H133V194H132ZM132 196H131V197H132ZM144 196H145V195H144ZM144 196H143V198H144ZM156 196H155V198H156ZM22 197H23V196H22ZM82 197L85 198L84 195H83ZM89 197H90V196H89ZM131 197H130V198H131ZM133 197H134V198H137V196H133ZM133 197H132V198H133ZM149 197H150V196H149ZM149 197L147 196L146 198H149ZM259 197H260V195H259ZM259 197H258V195L256 196L257 199H258ZM261 197H263V196L261 195ZM132 198H131V199H132ZM146 198H144L143 202L147 200ZM75 199H76V198H75ZM138 199H139V198H138ZM149 199H150V198H149ZM156 199H157V198H156ZM11 200H13V199L11 198V199H9L8 201H11ZM83 200H84V199H83ZM86 200H87V199H86ZM260 200H261V199H260ZM77 201H78V200H77ZM88 201H89V200H88ZM128 201H129V200H128ZM136 201H137V200H136ZM155 201H156V200H155ZM256 201H257V202H256ZM12 202H13V201H12ZM79 202H80V201H79ZM85 202L87 203V201H85ZM141 202H142V197H141ZM157 202H158L157 204H160V205H161V203H159V202H160V199L157 200ZM81 203H82V202H81ZM86 203H85V204H86ZM129 203H133V202L131 201V202H129ZM134 203H135L134 206H136V205H137L136 202H134ZM137 203H138V202H137ZM144 203H146V202H144ZM83 204H84V203H83ZM87 204H88V205H86V206H89V203H87ZM142 204H143V203H142ZM166 204H168V205H166ZM164 205H162V206H164ZM134 206H133V207H134ZM139 206H140V205H139ZM58 207H61V209H59ZM126 207H127V205H126ZM159 207H160V206L158 205L157 208L159 209ZM169 207H168V208H169ZM86 208H87V207H86ZM94 208H95V207H94ZM94 208H93V209H94ZM160 208H161V207H160ZM258 208H257V209H258ZM93 209H92V210H93ZM130 209H131V208H129V210H130ZM162 209H163V207H162ZM254 209H255V208H254ZM257 209H256V210H257ZM127 210H128V209H127ZM132 210H133V209H132ZM163 210H164V209H163ZM170 210H171V208H170ZM170 210H169V211H170ZM173 210H174V209H173ZM259 210H258V211H259ZM3 211H5V210H3ZM97 211H98V210H97ZM157 211H158V210H157ZM159 211H160V210H159ZM167 211H168V209L166 210V212H167ZM6 212H8V211H6ZM160 212H161V211H160ZM164 212H165V211H164ZM239 212H238V213H239ZM256 212H257V211H256ZM17 213H20V214H21V212H17ZM177 213H179V212L177 211ZM216 213H217V212H216ZM243 213H244V214H243ZM262 213H264V212H262ZM262 213H261V215H264V214H262ZM121 214H122V213H121ZM127 214H128V213H127ZM133 214H134V213H133ZM172 214H173V213H172ZM251 214H252V213H251ZM253 214H254V210H253ZM4 215H5V214H4ZM4 215H3L2 217H3V218H6ZM42 215H40V218H41ZM44 215H43V216H44ZM114 215H115V214H114ZM164 215H165V213H164ZM256 215H257V214H256ZM31 216H30V217H31ZM166 216H167V214H166ZM259 216H260V215H259ZM259 216H257V217L259 218V220H261V219H260L261 217H259ZM210 217H211V216H210ZM214 217H215V215H214ZM236 217H238V215H236ZM3 218H2V219H3ZM7 218H8V217H7ZM7 218L4 219V220L1 222L2 227H1V229H0V264H21V259H20V258L23 257V256H25V253H26V250H27L25 246H24V248H22V249H21V248L18 249L17 246H16V247L14 246L15 248H17V249H16L17 251L14 250V252H13V248H14V247H13V248L11 249V253L9 252V254H12V255L9 256L10 258H9V257L6 258V254L8 253V252H7L8 249H7V245H6V244H7V243H6V239L8 238V237H7V236H8V233H10V231H11V230H9V228H12V227H10V225H12L11 223L13 222V221H10L11 219L8 218V219H9V220H8ZM11 218H12V217H11ZM13 218H14V217H13ZM114 218H115V217H114ZM132 218H133V217H132ZM132 218H131V219H132ZM168 218H169V217H168ZM180 218H181V217H180ZM246 218H247V217H246ZM262 218H263V217H262ZM14 219H15V218H14ZM16 219H17V218H16ZM103 219H104V218H103ZM106 219H107V218H106ZM108 219H109V218H108ZM121 219H122V218H121ZM131 219H130V220H131ZM214 219H217V218H214ZM250 219L252 220V216H251ZM0 220H1V219H0ZM20 220H21V219H20ZM34 220H35V219H34ZM111 220H114V219H111ZM116 220H117V218H116ZM126 220H127V218H126ZM180 220H182V219H180ZM263 220H264V219H263ZM21 221H23V220H21ZM41 221H42V220H41ZM127 221H128V220H127ZM134 221H135V218H134ZM203 221H204V220H203ZM205 221H204V222H205ZM212 221H214V220H212ZM242 221H243V220H242ZM242 221H241V222H242ZM43 222H44V221H43ZM109 222L111 223V221H109ZM113 222H115V221H112V223H113ZM117 222H119V221H117ZM124 222H125V221H124ZM219 222H220V220H219ZM235 222H236V221H235ZM252 222L254 223V221H251L250 224H251ZM261 222L263 223V221H260V223H261ZM14 223H15V222H14ZM18 223H19V222H18ZM129 223H130V221H129ZM134 223H135V222H134ZM182 223H183V222H182ZM208 223H209V222H208ZM220 223H221V222H220ZM21 224H23V222H21ZM43 224H44V223H43ZM113 224H114V223H113ZM113 224H112V226H113ZM118 224H119V223H118ZM130 224H131V223H130ZM130 224H129V225H130ZM132 224H133V223H132ZM213 224H214V223H213ZM218 224H219V223H218ZM246 224H247V223H246ZM250 224H248V225H249L248 228H247L246 226H244V227H245L244 229L246 230V228H247V229L249 230V228H252V227L255 226V223L251 225L252 227L250 226ZM15 225H16V224H15ZM24 225H25V224H24ZM123 225H124V224H123ZM133 225H135V224H133ZM180 225H181V224H180ZM200 225H201V224H200ZM211 225H212V224H211ZM253 225H254V226H253ZM263 225H264V223H263ZM18 226H19V225H18ZM18 226H17V227H18ZM115 226H116V225H115ZM126 226H127V225H126ZM126 226H125V227H126ZM135 226H136V225H135ZM17 227H16V228H17ZM20 227H21V225H20ZM110 227H111V226H110ZM128 227H129V226H128ZM133 227H134V226H133ZM195 227H196V226H195ZM197 227H198V226H197ZM199 227H200V226H199ZM240 227H241V226H240ZM21 228H22V227H21ZM114 228H115V227H114ZM130 228H131V225H130ZM179 228H180V226H179ZM193 228H194V227H193ZM200 228H201V227H200ZM200 228H199V229H200ZM217 228H218V227H217ZM242 228H243V227H242ZM13 229H14V227H13ZM109 229H110V228H109ZM122 229H123V228H122ZM124 229H125V228H124ZM182 229H183V228H182ZM196 229H197V228H196ZM196 229H195V230H196ZM201 229H202V228H201ZM201 229H200L199 231H201ZM240 229H241V228H240ZM244 229H242V230H244ZM20 230H21V229H20ZM20 230H19V231H20ZM23 230H24V228H23ZM74 230H75V229H74ZM116 230H117V229H116ZM120 230H121V229H120ZM120 230H119V231H120ZM192 230H193V229H192ZM192 230L189 231V233L192 232L191 234L194 235L193 232H195V230H193V231H192ZM245 230H244V231H245ZM13 231H15V230H13ZM21 231H22V230H21ZM114 231H115V229H114ZM121 231H122V230H121ZM126 231H127V229H125V232H126ZM128 231H129V230H128ZM128 231L126 232L127 235L130 234V233H128ZM132 231L134 232L133 229H132ZM180 231H181V229H180ZM185 231H186V230H185ZM199 231H198V232H199ZM222 231H223V230H222ZM233 231H234V230H233ZM246 231H247V230H246ZM250 231H251V230H250ZM254 231H255V230H254ZM11 232H12V231H11ZM130 232H131V231H130ZM186 232H187V231H186ZM203 232H204V231H203ZM237 232H238V231H237ZM247 232H248V231H247ZM252 232H253V231H252ZM44 233H46V232H44ZM44 233H43V234H44ZM196 233H197V232H196ZM200 233H201V232H200ZM200 233H198V234H200ZM230 233H231V232H230ZM242 233H243V231H242ZM248 233H249V232H248ZM248 233H246V234L248 235ZM262 233L264 234L263 231H262ZM11 234H12V233H11ZM75 234H76V233H75ZM114 234H115V233H114ZM131 234H132V233H131ZM187 234H188V233H187ZM244 234H245V233H244ZM254 234H255V233H254ZM14 235H15V234H14ZM46 235H47V234H45V236H46ZM81 235H82V234H81ZM119 235H120V234H119ZM134 235H135V234H134ZM184 235H186V234H184ZM201 235H202V233H201ZM53 236L55 237L54 234H53ZM128 236H129V235H128ZM196 236H197V234H196ZM245 236H246V235H245ZM251 236H252V235H251ZM50 237H51V236H50ZM50 237H49V240H50ZM121 237H122V236H121ZM192 237H193V236H192ZM194 237H195V235H194ZM197 237H198V236H197ZM197 237L194 238V239H197ZM38 238H39V237H38ZM46 238L48 239V237H46ZM46 238H45V239H46ZM52 238H53V237H52ZM55 238H57V237H55ZM130 238H131V237H130ZM132 238H133V237H132ZM243 238H244V237H243ZM245 238H246V237H245ZM245 238H244V239H245ZM253 238H254V237H252V239H253ZM258 238H259V237H258ZM24 239H25V238H24ZM40 239H41V238H40ZM47 239H46V240H47ZM81 239H82V238H81ZM81 239H80V240H81ZM120 239H121V238H120ZM198 239H200V237H198ZM244 239L241 238L240 240H244ZM246 239H248V238H246ZM246 239H245V241H246ZM252 239H251V240H252ZM255 239H256V238H254V240H255ZM259 239H260V238H259ZM8 240H9V239H8ZM41 240H42V239H41ZM43 240H44V238H43ZM51 240H52V239H51ZM202 240H204V239H202ZM202 240H201V241H202ZM261 240H262V239H261ZM20 241H21V240H20ZM24 241H25V240H24ZM24 241H23V243H24ZM47 241H48V240H47ZM61 241H62V240H61ZM138 241H139V240H138ZM198 241H199V240H198ZM252 241H253V240H252ZM257 241H258V240H257ZM41 242H42V241H41ZM57 242H58V241H57ZM84 242H85V241H84ZM167 242H168V241H167ZM167 242H166V243H167ZM193 242H194V241H193ZM193 242L189 239V236H188V237H185V236H183L182 234H176V235L173 234L172 238L169 239L168 244L172 247V250H173L175 253H177L179 250H186V249L191 248V244H192ZM199 242H200V241H199ZM240 242H241V241H240ZM262 242H263V241H262ZM11 243H12V242H11ZM33 243H35V242H33ZM48 243H49V242H48ZM48 243H47L48 246L46 245L45 248L41 245V246L43 247V249H44V251L42 252V253H43V254H42V258H43V261H44L43 264H64V261H66V260H65L66 258L64 259L63 262L60 261L61 263L58 262L59 259H58V261L55 260V259H56V256H54L55 259H52V260L49 259V258L53 257V254H54L55 251H56L55 253L57 254V253H58L57 251H59V249H57V248H58V245H55V243H56V239H55L54 242L51 241L50 244H48ZM92 243H93V242H92ZM195 243H196V242H195ZM254 243H255V242H254ZM258 243H260L261 246H260L259 249L262 248V249H261V251H262V250H263V247H262L263 245L261 244V242H258ZM13 244H14V242H13ZM15 244H17V243H15ZM15 244H14V245H15ZM18 244H19V243H18ZM18 244H17V245H18ZM35 244H36V243H35ZM42 244H43V243H42ZM98 244H99V242H98ZM148 244H149V243H148ZM196 244H197V243H196ZM198 244H200V243H198ZM11 245H12V244H11ZM23 245H24V244H23ZM202 245H203V244H202ZM241 245H242V243H241ZM28 246H29V245H28ZM39 246H40V245H39ZM99 246H100V245H99ZM102 246H103V245H102ZM198 246H199V245H198ZM198 246H194V249H196ZM203 246H204V245H203ZM244 246H245V245H244ZM34 247H35V246H34ZM63 247H64V246H63ZM103 247H104V246H103ZM110 247H108V248L110 249ZM147 247H148V246H147ZM195 247H196V248H195ZM258 247H259V246H258ZM8 248H10V247H8ZM31 248H32V247H31ZM39 248H40V247H39ZM168 248H169V247H168ZM73 249H74V247H73ZM73 249H72V250H73ZM78 249H79V248H78ZM205 249H206V248H205ZM30 250H31V249H30ZM33 250H34V249H33ZM68 250H69V249H68ZM70 250H71V248H70ZM70 250H69V251H70ZM72 250H71L70 252H72ZM75 250H76V249H75ZM103 250H104V249H103ZM169 250H171V249H169ZM197 250H198V249H197ZM38 251H40V250L38 249ZM61 251H62V250H61ZM69 251H68V252H69ZM77 251H78V250H77ZM107 251H108V250H107ZM114 251H115V250H114ZM144 251H145V250H144ZM144 251H143V252H144ZM167 251H168V250H166L165 252H167ZM198 251H199V250H198ZM12 252H13V253H12ZM35 252H36V251H35ZM70 252H69L68 254H70ZM149 252H150V251H149ZM165 252H164V253H165ZM179 252L182 253V251H179ZM184 252H185V251H184ZM199 252H200V251H199ZM199 252H198V254H199ZM201 252H202V251H201ZM201 252H200V253H201ZM262 252H263V255H264V251H262ZM38 253H39V252H38ZM40 253H41V252H40ZM40 253H39V254H40ZM62 253H63V252H62ZM102 253H104V252H102ZM102 253H101V254H102ZM105 253H106V252H105ZM144 253H146V252H144ZM147 253H148V252H147ZM150 253H151V252H150ZM158 253H159V252H158ZM175 253H174V254H175ZM187 253H188V252H187ZM194 253H195V252H194ZM254 253H256V250L254 251ZM9 254H8V255H9ZM36 254H37V253H36ZM39 254H38V255H39ZM65 254H66V253H65ZM65 254H64V255H65ZM72 254H73V253H72ZM109 254H110V253H109ZM154 254H155V253H154ZM156 254H157V253H156ZM160 254H162V253H160ZM167 254H168V253H167ZM172 254H173V253H172ZM185 254H186V252H185ZM38 255H37V259L39 258ZM102 255H103V254H102ZM110 255H111V254H110ZM191 255H192V254H191ZM202 255H203V253H202ZM204 255H205V254H204ZM226 255H227V254H226ZM226 255H225V256H226ZM230 255H231V258H232V254H230ZM255 255H256V254H255ZM26 256L28 257V254H27ZM61 256H62V255H61ZM61 256H60V252H59V255H57V258H59V257H61ZM103 256H104V255H103ZM103 256H102V257H103ZM156 256H157V255H156ZM195 256H196V255H195ZM227 256H228V255H227ZM17 257H20V258L18 259ZM33 257L35 258V256H33ZM64 257H65V256H64ZM105 257H106V256H105ZM163 257H164V256H163ZM175 257H176V256H175ZM188 257H190V256L188 255ZM197 257H198V256H197ZM201 257H202V256H201ZM233 257H234V256H233ZM28 258H29V257H28ZM61 258H62V257H61ZM69 258H70V256H69ZM159 258H160V257H159ZM169 258H170V257H169ZM180 258L182 259L183 257L181 256ZM180 258H178V259H180ZM184 258H185V257H184ZM186 258H187V257H186ZM193 258H194V257L192 256V259H193ZM221 258H222V257H221ZM223 258H224V257H223ZM229 258H230V256H229ZM251 258L254 259L255 257H252V256H251ZM257 258H259V257H257ZM25 259H26V258H25ZM30 259H31V258H30ZM67 259H68V256H67ZM107 259H108V258H107ZM111 259H112V258H111ZM161 259H164V260H165V258H161ZM166 259H167V257H166ZM175 259H176V258H175ZM178 259H177V260H178ZM195 259L197 260V258H195ZM200 259H201V258H200V254H199V259H198V260L200 261ZM225 259H226V258H225ZM53 260H54V261H53ZM99 260H100V259H99ZM99 260H98V261H99ZM193 260H194V259H193ZM198 260H197V261H198ZM204 260H205V258L203 257V261H204ZM230 260H231V259H230ZM255 260H256V259H254V261H255ZM257 260H258V259H257ZM263 260H264V258H263ZM41 261H42V260H41ZM103 261H104V258H103ZM112 261H113V260H112ZM166 261H167V260H166ZM179 261H180V260H179ZM187 261H188V258L186 259V261H185V259H184L183 262H186V264H187V263H188ZM224 261L226 262V260H224ZM227 261H228V260H227ZM231 261H233V260H231ZM236 261H237V260H236ZM236 261H235V262H236ZM246 261H247V260H246ZM248 261H249V258H248ZM110 262H111V261H110ZM176 262H177V261H176ZM189 262H190V260H189ZM228 262H230V261H228ZM228 262H226V263H228ZM233 262H234V261H233ZM250 262L252 263L253 261L250 260ZM22 263H24V262H22ZM28 263H29V262H28ZM66 263H67V261H66ZM103 263H104V262H103ZM107 263L109 264V261H108V260H107ZM111 263H112V262H111ZM236 263H237V262H236ZM241 263H242V262H241ZM39 264H41V263H39ZM67 264H68V263H67ZM76 264H77V263H76ZM91 264H92V263H91ZM113 264H114V263H113ZM132 264H133V263H132ZM182 264H183V263H182ZM184 264H185V263H184ZM192 264H193V263H192ZM198 264H199V263H198ZM220 264H221V263H220ZM228 264H230V263H228ZM234 264H235V263H234ZM242 264H243V263H242ZM252 264H264V263H263V261H261V259H260V260H258V261H256V262H253Z\"/></svg>",
	"mask_w": 264,
	"mask_h": 264
},
{
	"label": "trees",
	"instance_id": "obj_3",
	"mask_svg": "<svg viewBox=\"0 0 264 264\" xmlns=\"http://www.w3.org/2000/svg\"><path fill=\"white\" fill-rule=\"evenodd\" d=\"M67 200H69L70 202H73V203L76 204V201H74L73 199H67ZM81 207H82V206H81ZM82 208H84V207H82ZM84 214H85V213H83V215H84ZM95 222H96V224H97V226H98L99 229L104 228L103 224L100 223L98 220H95ZM129 252H130V251H129Z\"/></svg>",
	"mask_w": 264,
	"mask_h": 264
}]
</instances>
